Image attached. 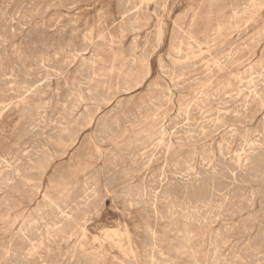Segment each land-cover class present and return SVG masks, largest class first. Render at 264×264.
Masks as SVG:
<instances>
[{"label":"rangeland","instance_id":"rangeland-1","mask_svg":"<svg viewBox=\"0 0 264 264\" xmlns=\"http://www.w3.org/2000/svg\"><path fill=\"white\" fill-rule=\"evenodd\" d=\"M4 1V3L2 2ZM22 1V3H21ZM0 0V264H264V0ZM32 1V2H30ZM46 1V2H44ZM51 1V2H50ZM132 1V2H131ZM145 1V2H144ZM208 1V2H207ZM214 1V2H213ZM217 1V2H216ZM219 1H221L219 3ZM237 1V3H236ZM239 1V2H238ZM39 2V3H37ZM44 2V3H43ZM50 2V6L49 5ZM57 2V3H55ZM67 4H66V3ZM121 4H120V3ZM124 2V3H123ZM129 2V3H128ZM142 2V4H141ZM16 3V4H15ZM19 3V5H18ZM29 3V4H28ZM41 3V4H40ZM118 3V4H117ZM123 3V4H122ZM145 3V4H144ZM213 3V4H212ZM234 3V4H233ZM244 3H246L244 5ZM249 3H255L254 6ZM3 4V5H2ZM8 4V5H7ZM21 4V5H20ZM28 4V5H27ZM44 4V5H42ZM54 4V5H53ZM61 6H60V5ZM129 4V9H128ZM141 4V5H140ZM159 4V5H158ZM23 5V6H22ZM37 6V8L35 7ZM41 5V6H40ZM60 7H59V6ZM123 5V6H122ZM126 5V6H125ZM134 5V6H133ZM210 5V7H209ZM234 7H233V6ZM2 6V7H1ZM17 8H16V7ZM25 6V7H24ZM32 6V7H30ZM45 6V7H43ZM141 6V7H139ZM215 6V7H213ZM239 6V7H238ZM24 7V8H23ZM41 7V8H40ZM51 7V8H50ZM59 7V8H58ZM65 7V8H63ZM139 7V8H138ZM158 7V8H156ZM209 7V8H208ZM7 8V9H6ZM19 8V10H18ZM23 8V9H22ZM40 8V9H38ZM45 8V10H43ZM49 8V9H48ZM68 8V9H67ZM127 8V9H126ZM132 8V9H130ZM142 8V9H141ZM227 8V9H226ZM30 9V10H29ZM35 9V10H34ZM38 9V11H37ZM47 9V10H46ZM56 9V10H53ZM63 9V10H62ZM71 9V11H70ZM138 11H137V10ZM226 9V10H224ZM240 9V10H239ZM5 10V11H4ZM15 10V11H14ZM33 10V11H32ZM136 10V11H135ZM146 10V11H145ZM162 10V11H161ZM190 10V11H188ZM211 12H210V11ZM17 11V13H16ZM19 11V12H18ZM22 11V12H21ZM25 11V12H24ZM31 11V13H30ZM44 11V12H43ZM46 11V12H45ZM135 11V12H134ZM35 12V14H34ZM38 12V13H37ZM214 12V13H213ZM4 13V15H3ZM6 13V14H5ZM10 13V14H9ZM15 13V14H13ZM22 13V14H21ZM24 13V14H23ZM126 13V14H125ZM128 13V14H127ZM187 16H185L186 14ZM220 13V14H219ZM20 14V15H19ZM133 14V15H132ZM157 14V15H156ZM206 14V15H205ZM211 14V15H210ZM39 15V19L38 16ZM45 15V16H44ZM67 15V16H66ZM120 15V16H119ZM124 15V17H123ZM132 15V16H131ZM156 15V16H155ZM5 16V17H4ZM32 16V18H31ZM71 16V17H70ZM147 16V17H146ZM181 16V17H180ZM207 16V17H206ZM209 16V17H208ZM218 16V17H217ZM11 17V18H10ZM27 17V18H26ZM122 17V18H121ZM129 17V18H127ZM136 17V18H135ZM150 17V19H149ZM6 18V19H5ZM14 20H13V19ZM17 18V19H16ZM20 18V19H19ZM34 18V19H33ZM37 18V19H36ZM125 18V19H124ZM131 18V21H130ZM147 18V19H146ZM157 18V19H156ZM201 18V19H200ZM208 18V19H207ZM211 18V20H210ZM4 19V20H3ZM27 19V20H26ZM33 19V20H32ZM96 19V20H95ZM122 19V20H121ZM129 19V20H128ZM138 19V20H137ZM143 19V20H142ZM12 20V21H11ZM25 20V21H23ZM29 20V21H28ZM39 20V21H38ZM59 20V21H58ZM61 20V21H60ZM93 20V22H92ZM133 20V21H132ZM145 20V21H144ZM147 20V21H146ZM185 20V22H184ZM204 20V21H203ZM5 21V22H4ZM14 21V22H13ZM19 21V22H18ZM21 21V22H20ZM32 21L35 24H32ZM136 21L138 24H136ZM182 21L184 23H182ZM211 21V22H210ZM3 24H2V23ZM11 22V23H10ZM13 22V23H12ZM16 22V23H15ZM28 22V23H27ZM39 22V23H37ZM109 22V23H108ZM113 22V24H112ZM130 22V23H129ZM143 22V23H142ZM147 24H145V23ZM159 24H158V23ZM190 22V23H189ZM194 22V23H192ZM196 22V23H195ZM202 22V23H201ZM207 22V24H206ZM46 23V24H44ZM57 23V24H56ZM67 23V24H66ZM111 23V24H110ZM129 23V24H128ZM158 25V28L157 25ZM28 24H30L28 26ZM51 24V25H50ZM71 24V25H70ZM73 24V25H72ZM95 24V26H94ZM133 24V25H132ZM190 24V25H188ZM194 24V25H193ZM197 24V26H196ZM9 25V26H8ZM21 25V26H20ZM26 25V26H25ZM42 25V26H39ZM47 25V26H45ZM54 25V26H53ZM64 25V26H62ZM66 25V26H65ZM69 25V26H68ZM132 25V26H130ZM155 25V27H154ZM175 25V26H174ZM206 25H208L206 27ZM225 25V26H224ZM11 26V28H10ZM56 26V27H55ZM73 26V27H72ZM85 26V28H84ZM106 26V27H105ZM113 26V27H112ZM130 26V27H129ZM134 26V27H133ZM161 26V27H160ZM183 28H182V27ZM227 26V27H226ZM17 27H19L17 29ZM27 27V28H26ZM29 27V29H28ZM59 27V28H57ZM63 27V28H62ZM67 27V28H66ZM125 27V29H124ZM129 27V28H128ZM133 27V28H132ZM197 27V28H196ZM203 27H205L203 29ZM218 27L220 29H218ZM226 27V28H225ZM6 28V29H5ZM13 28V29H12ZM39 30H38V29ZM47 28V29H45ZM69 28V29H68ZM93 28V29H92ZM107 28V29H106ZM160 28V29H159ZM174 28V29H173ZM180 32L179 31V29ZM199 28V29H198ZM12 29V31H11ZM26 29V30H25ZM53 29V31H50ZM79 29V31H78ZM123 29V30H122ZM131 31H130V30ZM161 31V36L157 30ZM189 29V30H188ZM29 30V31H28ZM31 30V31H30ZM39 34L36 33V31ZM49 30V31H48ZM65 30V31H64ZM82 30V31H81ZM98 30V31H97ZM129 30V31H128ZM175 30V31H174ZM204 30V31H203ZM5 31V32H4ZM9 31V32H7ZM11 31V32H10ZM33 31V32H32ZM55 31V32H54ZM61 31V32H60ZM67 31V32H66ZM121 31V32H120ZM125 33H124V32ZM155 31V33H154ZM179 33H178V32ZM7 32V33H6ZM21 32V33H20ZM29 32V33H26ZM50 32V33H49ZM71 32V33H70ZM92 32V33H91ZM101 32V33H100ZM139 32V33H138ZM176 32V33H175ZM6 33V34H5ZM43 33V35H42ZM49 33V34H48ZM58 33V34H57ZM63 33V34H62ZM66 33V34H64ZM78 33V36L76 34ZM88 33V35H87ZM99 33V34H98ZM123 33V34H122ZM131 33V34H130ZM181 33V34H180ZM201 33V34H200ZM13 34V35H12ZM20 34V35H19ZM29 34V35H28ZM33 34V35H32ZM37 34V36L35 35ZM46 34V35H45ZM68 34V35H67ZM70 34V35H69ZM92 34V35H91ZM120 34V36H119ZM172 34V35H171ZM177 34V35H176ZM189 34V36H188ZM205 34V35H204ZM1 35L3 37H1ZM6 39H5V37ZM35 35V36H34ZM41 35V36H40ZM48 35V36H47ZM50 35V37H49ZM82 35V37H81ZM101 35V36H100ZM109 35V36H108ZM124 35V36H123ZM126 35V36H125ZM146 35V36H145ZM153 35V36H152ZM179 35V36H178ZM196 35V37H194ZM200 35V36H199ZM207 35V36H206ZM259 35V36H258ZM17 36V37H16ZM26 36V37H25ZM30 36V37H29ZM44 36V37H43ZM46 36V37H45ZM54 36V38H53ZM58 36V37H57ZM68 36V37H67ZM75 36L77 38H75ZM90 36V37H89ZM136 36V37H135ZM206 36L205 38H202ZM15 37V38H14ZM70 37V38H69ZM73 37V38H72ZM100 37V38H99ZM110 37V38H109ZM138 37V38H137ZM145 37V38H144ZM177 38V40L175 38ZM184 37V38H183ZM188 37H192L198 44ZM201 37V40L200 38ZM256 37V38H255ZM4 38V39H3ZM9 38V39H8ZM20 38V39H19ZM31 41L29 42V39ZM44 38V39H43ZM46 38V39H45ZM61 38V39H60ZM62 38H65L62 40ZM68 38V39H67ZM91 38V39H90ZM109 38V39H108ZM132 38V39H131ZM157 41H156V39ZM159 38V40H158ZM173 38V39H170ZM25 41H24V40ZM28 39V40H27ZM53 39V40H51ZM77 39V40H75ZM83 39V40H82ZM116 39V40H115ZM146 39V40H145ZM185 39V40H184ZM3 40V41H1ZM11 40V41H10ZM35 40V42H34ZM54 40L56 42H54ZM73 42H71V41ZM86 40V41H85ZM97 40V41H96ZM100 40V41H99ZM133 40V41H132ZM154 40V42H153ZM184 40V41H183ZM203 40V41H202ZM206 40V41H205ZM5 41V42H4ZM20 41V42H18ZM27 42V45L25 42ZM33 41V42H32ZM58 41V43H57ZM64 41V42H62ZM83 41V42H82ZM111 41V42H110ZM114 41V42H113ZM144 41V42H143ZM146 41V42H145ZM176 41V42H175ZM182 41V42H181ZM188 43H187V42ZM201 41V42H200ZM205 41V42H204ZM18 42V43H17ZM23 44H22V43ZM42 42V43H41ZM59 42L62 44L60 45ZM75 42V43H74ZM96 42V43H95ZM99 42V43H98ZM118 42V43H117ZM131 42V43H130ZM135 42V43H134ZM156 42V44H155ZM159 42V43H158ZM180 42V43H179ZM184 42V43H183ZM39 47H36V45ZM48 43V44H47ZM53 43V44H50ZM70 44V45H67ZM72 43V44H71ZM77 43V44H76ZM81 43V44H79ZM89 43V44H88ZM93 43V44H92ZM98 43V45H97ZM130 43V44H129ZM145 43V46H144ZM157 43L159 45H157ZM161 43V44H160ZM176 43V44H175ZM4 44V45H3ZM17 44V46H16ZM22 44V45H21ZM44 44V45H43ZM46 44V45H45ZM59 44V46H58ZM95 44V45H94ZM135 44V45H134ZM183 44V45H182ZM186 44V45H184ZM192 44H194L192 46ZM250 44V45H249ZM15 45V46H14ZM43 45V46H41ZM48 45V49L46 50ZM55 45V46H54ZM85 45V46H84ZM87 45V46H86ZM95 47H92V46ZM108 45V46H107ZM173 45V46H171ZM10 46V47H9ZM21 46V47H19ZM66 46V47H65ZM69 46V48H68ZM71 46V47H70ZM79 46L81 48H79ZM129 46H132L129 47ZM136 48H135V47ZM155 46V47H154ZM171 46V47H170ZM178 46L179 48H177ZM191 48H190V47ZM43 47V48H42ZM86 47V48H85ZM93 50H92V48ZM147 47V48H144ZM158 47V49H157ZM184 47V48H182ZM200 47V48H198ZM226 47V48H225ZM241 47V48H240ZM24 48V49H23ZM29 48V49H27ZM34 48V49H33ZM60 48V49H56ZM190 48V49H188ZM240 48L241 50H239ZM9 49V50H8ZM15 52H13L14 50ZM19 49V50H18ZM32 49V50H30ZM55 49V50H54ZM65 49V50H64ZM85 52H84V50ZM97 49V50H96ZM106 49V51H105ZM109 49V50H107ZM134 49V51H133ZM146 49V50H145ZM180 49V52H179ZM21 50V51H20ZM38 50V51H36ZM70 50V51H69ZM77 50V51H75ZM88 50V51H87ZM101 50V51H100ZM134 52H132V51ZM145 50V51H144ZM173 50V51H172ZM178 50V51H177ZM239 50V51H238ZM5 51V52H4ZM18 51V52H17ZM27 51V52H25ZM31 51V52H30ZM33 51V52H32ZM35 51V52H34ZM45 51V52H44ZM53 53H51V52ZM61 51V53H59ZM65 51V52H64ZM72 51V52H71ZM91 51V52H90ZM99 51V52H97ZM177 51V52H176ZM190 51V52H189ZM237 51V52H236ZM48 52V53H47ZM82 52V53H80ZM95 52V54H94ZM97 52V54H96ZM145 52V54H144ZM206 54H205V53ZM208 52V53H207ZM234 52V54H232ZM6 53V54H4ZM17 54V56L15 54ZM20 53V54H19ZM43 53V54H42ZM66 53V54H64ZM76 53V54H75ZM94 55H93V54ZM105 53V54H104ZM181 55H179V54ZM193 53V54H192ZM22 56H19V55ZM25 54V55H24ZM38 54V55H37ZM58 54V55H56ZM65 56H64V55ZM91 54V55H90ZM99 54L101 56H99ZM135 54V55H134ZM150 54V55H148ZM176 54V55H174ZM187 56H184V55ZM231 54V56H230ZM6 55V56H5ZM47 55V56H46ZM55 55V56H54ZM78 55V56H77ZM80 55V56H79ZM105 57L103 58L102 56ZM134 55V56H133ZM142 57H141V56ZM145 55V56H144ZM198 55V57H197ZM234 55V56H233ZM5 56V57H4ZM12 56V57H11ZM43 58L40 59V57ZM90 56H93L90 57ZM149 58H146V57ZM178 56V57H177ZM194 56V57H193ZM228 56V57H227ZM3 57V58H2ZM20 57V58H19ZM24 57V58H23ZM27 57V58H26ZM35 57V58H30ZM38 57V58H37ZM56 57V58H55ZM58 57V58H57ZM90 57V58H88ZM98 57V58H96ZM121 57V58H120ZM145 57V58H143ZM176 57V58H175ZM191 57V58H190ZM233 57V58H232ZM5 58V59H4ZM17 58V59H16ZM19 58V59H18ZM30 61H29V59ZM88 58V59H87ZM106 58V59H105ZM110 58V60H109ZM185 58V59H184ZM188 58V60H187ZM14 59V60H13ZM22 59V60H21ZM35 59V60H34ZM49 59L50 61L48 62ZM56 59V62L55 60ZM83 59V60H80ZM94 59V60H92ZM100 60L98 62V60ZM131 61H130V60ZM142 59V60H141ZM168 59V60H166ZM190 59H193L190 60ZM224 59V60H223ZM226 59V60H225ZM38 60V61H36ZM41 60V61H40ZM54 60V61H53ZM58 60V61H57ZM76 60V62H75ZM80 60V61H79ZM93 62H92V61ZM107 60V61H106ZM118 60L120 62L118 63ZM129 60V61H128ZM14 61V62H13ZM22 63H21V62ZM34 61V62H33ZM36 61V62H35ZM67 61V62H66ZM117 61V62H116ZM181 61V62H180ZM183 61V62H182ZM189 61V63H186ZM219 61L220 69L214 62ZM8 64H6V63ZM9 62V63H8ZM20 62V63H19ZM42 62V63H40ZM61 62V63H60ZM65 62V63H64ZM92 62V63H91ZM101 62V63H100ZM132 62V63H131ZM159 62V63H158ZM162 62V64H160ZM178 64H177V63ZM15 63V64H14ZM28 65H27V64ZM46 63V64H45ZM49 63V64H48ZM71 63V64H69ZM74 63V64H72ZM104 63V64H103ZM117 63V64H116ZM184 63V64H181ZM3 64V65H2ZM23 64V65H20ZM35 64V65H34ZM44 66H43V65ZM57 64V66L55 65ZM61 64L63 66H61ZM80 64V65H79ZM92 64V66H91ZM146 64V65H145ZM150 64V65H149ZM190 66H189V65ZM199 64V65H198ZM17 65V66H16ZM31 65V66H30ZM84 65V66H81ZM95 65V66H93ZM133 65V66H132ZM135 65V66H134ZM145 65V66H144ZM162 65V66H161ZM173 65V66H172ZM193 68H192V66ZM15 66V67H14ZM33 66V67H32ZM67 70H65L66 68ZM87 68H86V67ZM89 66V67H88ZM150 66V67H149ZM183 68H181V67ZM195 66V67H194ZM211 66V67H210ZM19 67V68H18ZM43 67V68H41ZM57 67V68H56ZM69 67V69H68ZM82 67V68H81ZM93 67V68H92ZM164 67V68H163ZM11 68V69H9ZM16 68V69H15ZM54 68V69H51ZM56 68V69H55ZM63 71H61L60 69ZM77 68V69H76ZM86 68V69H85ZM130 68V69H129ZM140 70H139V69ZM6 69V71H5ZM79 69V70H78ZM83 69V70H82ZM90 69V70H88ZM137 69V70H136ZM160 69V70H159ZM210 69V70H209ZM249 69V70H247ZM11 72H9V71ZM13 70V71H12ZM16 72H15V71ZM29 70V71H28ZM47 70V71H46ZM49 70V71H48ZM77 70V71H76ZM103 70V72H102ZM142 70V71H141ZM149 71L148 78L145 77ZM197 70V71H196ZM209 70V71H208ZM17 71H19L17 73ZM26 71V72H25ZM37 71V72H36ZM53 71V72H50ZM89 71V72H88ZM106 71V72H105ZM132 71V72H131ZM137 71V72H136ZM144 71V72H143ZM169 71V72H167ZM174 71V72H172ZM194 73H193V72ZM212 71V72H211ZM4 72V73H3ZM36 72V73H35ZM49 72V73H48ZM62 72V73H61ZM67 72V76L66 73ZM108 72V73H107ZM143 72L141 75L140 73ZM192 72V73H191ZM204 72V73H203ZM216 72V73H215ZM9 73V74H8ZM22 73V74H21ZM27 73V74H26ZM36 75H35V74ZM39 73V74H38ZM43 73V74H41ZM82 73L86 74L83 75ZM134 73V74H133ZM139 73V74H138ZM164 73V74H163ZM167 75H166V74ZM208 73V74H207ZM243 73V74H242ZM18 74H20L18 76ZM56 76H55V75ZM59 74V75H58ZM64 74V75H63ZM77 74V76H75ZM91 74V75H89ZM100 74V75H99ZM105 74H108L105 76ZM126 74V75H125ZM128 74V75H127ZM131 76H130V75ZM158 74V75H157ZM175 74V75H174ZM188 74V75H187ZM203 74V75H202ZM2 75H5L4 77ZM9 75V76H8ZM24 75V76H23ZM31 75V76H30ZM43 75V76H42ZM47 75V76H46ZM63 75V76H62ZM82 75V76H80ZM137 75V78H136ZM172 75V76H170ZM199 75V77H197ZM208 75V76H206ZM210 75V76H209ZM238 75V76H237ZM17 76V77H16ZM41 76V77H40ZM71 76H73L71 78ZM94 76V78H93ZM128 76V77H127ZM135 76V78H134ZM141 76V77H140ZM180 76V77H179ZM185 76V77H184ZM196 76V77H195ZM244 76V77H242ZM263 78H262V77ZM11 77V79L9 78ZM16 77V78H15ZM21 77V78H20ZM25 77V78H24ZM40 77V78H39ZM61 77V78H60ZM69 77V78H68ZM79 77V78H75ZM97 77V78H95ZM103 77V78H102ZM107 77V78H106ZM130 77V78H129ZM162 79H160V78ZM165 77V78H164ZM174 77V78H173ZM193 77V78H192ZM209 77V78H208ZM248 77V78H247ZM258 77L260 79H258ZM18 78V79H17ZM30 80H29V79ZM44 78V79H43ZM47 78V79H46ZM58 78V79H57ZM60 78V79H59ZM81 78V79H80ZM99 78V79H98ZM111 78V81L109 79ZM126 80H123V79ZM135 80H134V79ZM178 78V79H177ZM192 78V80H190ZM204 78V80H203ZM28 79V80H27ZM35 79V80H34ZM43 79V80H42ZM73 81H72V80ZM76 79V80H75ZM104 79V80H103ZM106 79V80H105ZM137 79V80H136ZM138 79L141 81H138ZM145 79V80H144ZM171 79V80H170ZM240 79V80H239ZM257 79V80H256ZM15 80V81H14ZM19 80V81H18ZM22 80V81H21ZM45 80V82H44ZM62 80V81H61ZM64 80V81H63ZM69 80H71L69 82ZM80 80V81H79ZM82 80V81H81ZM94 80V81H93ZM134 80V81H133ZM175 80V82H174ZM179 80V81H178ZM235 80L237 82H235ZM11 81V82H10ZM13 81V82H12ZM39 83H38V82ZM88 81V82H87ZM104 84H103V82ZM107 81V82H106ZM125 81V82H124ZM127 81V82H126ZM137 81V82H136ZM171 81V84H170ZM177 81V82H176ZM187 81V82H186ZM189 81V83H188ZM195 81V82H194ZM263 81V82H262ZM5 82V83H4ZM22 82V83H21ZM26 82V83H23ZM32 82V84H31ZM35 82V84H34ZM74 82L77 84H74ZM78 82V83H77ZM80 82V83H79ZM93 82V83H92ZM184 82L183 84H181ZM11 83V84H10ZM48 83V84H47ZM73 83V85H72ZM89 83V84H88ZM126 83V84H125ZM141 83L140 86L137 84ZM162 83V84H161ZM167 87H166V84ZM193 83V84H192ZM4 84V86H3ZM14 84V85H13ZM40 84V85H39ZM78 84L80 85L79 88ZM82 84V85H81ZM88 84V85H87ZM98 84V85H96ZM129 84V85H128ZM134 84V85H133ZM151 84V86H150ZM180 84V85H179ZM197 84V85H196ZM253 84V85H252ZM12 85V86H11ZM38 85V86H37ZM47 85V86H46ZM55 85V86H54ZM96 85V86H94ZM153 85V86H152ZM157 85V86H156ZM159 85V86H158ZM178 85V86H175ZM193 85V87H191ZM16 86V87H15ZM23 86V87H22ZM58 86V87H57ZM91 86V87H90ZM123 86V88H122ZM174 88H172V87ZM6 87V88H5ZM14 87V90H13ZM25 87V88H24ZM149 87V88H147ZM151 87V88H150ZM153 87V88H152ZM156 87V89L154 88ZM164 87V88H163ZM170 87V88H169ZM176 87V88H175ZM205 87V88H204ZM230 87V88H229ZM23 88V89H22ZM37 88V89H36ZM96 88L98 90H96ZM125 88H131L128 92ZM180 90H179V89ZM184 88V89H183ZM219 88V89H218ZM248 88V89H247ZM17 89V90H16ZM25 89V91H23ZM28 89V90H27ZM44 89V91H43ZM57 89V90H56ZM82 89V90H81ZM94 91H92V90ZM104 89V90H103ZM123 89V90H121ZM146 89V90H145ZM182 89V90H181ZM216 89V90H215ZM222 89V90H221ZM261 89V90H260ZM2 90V91H1ZM6 90V91H5ZM9 90V91H8ZM16 90V91H15ZM33 90V91H32ZM39 92H37V91ZM39 90L43 91L40 92ZM63 90V91H62ZM74 90V91H73ZM121 90V91H120ZM157 90V91H156ZM169 90V93L166 91ZM175 90V91H174ZM227 90V91H226ZM242 90V91H241ZM19 93H18V92ZM50 91V92H49ZM81 91V92H80ZM126 93L124 94L123 93ZM150 91V92H148ZM153 91V92H152ZM178 91V92H177ZM216 91V92H215ZM245 91V92H244ZM25 92V93H24ZM38 94H37V93ZM68 92V93H67ZM85 92V93H83ZM102 94H101V93ZM106 92V93H105ZM120 92V93H119ZM152 92V93H151ZM216 94H214V93ZM226 92V93H225ZM2 93V94H1ZM33 93V94H30ZM60 95H59V94ZM67 93V94H66ZM87 93V94H86ZM98 93V94H96ZM171 93V94H170ZM213 93V94H212ZM220 93V94H219ZM222 93V94H221ZM4 94V95H3ZM8 94V95H7ZM19 94V95H15ZM36 94V96H35ZM45 94V95H42ZM74 94V95H73ZM77 94V96H76ZM162 94V95H161ZM166 94V95H165ZM219 94V95H218ZM58 95V96H57ZM66 95V96H65ZM68 95V96H67ZM85 95V96H84ZM89 95V96H88ZM95 95V96H94ZM113 97V99L111 100ZM161 95V96H160ZM168 95V96H167ZM171 95V96H170ZM203 95V96H202ZM10 96V97H9ZM28 96V97H26ZM39 96V97H38ZM66 98H65V97ZM74 96V98H73ZM101 96V97H100ZM163 96V97H162ZM174 96V97H172ZM183 96V97H182ZM223 98H222V97ZM240 96V97H239ZM251 96V97H250ZM6 98V100L4 98ZM16 97V98H15ZM23 97V98H22ZM32 97V98H29ZM53 97V98H51ZM63 97V98H62ZM87 97V98H86ZM94 97V98H93ZM103 97V98H102ZM116 97V98H114ZM158 99H157V98ZM2 98V99H1ZM15 98V99H14ZM71 98V99H70ZM90 98V100H89ZM106 98V99H105ZM110 98V99H109ZM182 98V102H181ZM202 98V99H201ZM205 98V99H204ZM227 98V99H226ZM21 99V100H20ZM69 101H68V100ZM109 99V100H108ZM125 99V100H124ZM166 103H164L162 100ZM169 99V100H167ZM209 99V100H207ZM215 99V100H213ZM225 99V100H224ZM232 99V100H231ZM236 99V100H235ZM250 99V100H249ZM19 100V101H18ZM48 100V101H47ZM50 100V101H49ZM58 100V101H57ZM66 100V101H65ZM76 102H72V101ZM85 100V102H84ZM131 100V101H130ZM176 100V101H175ZM186 100V101H185ZM192 100V101H191ZM206 100V101H205ZM219 100V101H218ZM249 100V101H247ZM17 101V102H16ZM56 101V102H55ZM79 101V102H78ZM92 101V102H91ZM96 101V102H95ZM162 101V102H161ZM185 101V102H184ZM196 101V102H195ZM202 101V102H201ZM204 101V102H203ZM208 101V102H207ZM214 101V102H213ZM218 101V102H217ZM228 101V104H226ZM245 101V102H243ZM54 102V105H53ZM66 102V103H65ZM94 102V103H93ZM102 102V103H101ZM117 102V103H116ZM150 102V103H148ZM177 102V103H175ZM184 102V103H183ZM206 102V103H205ZM226 102V103H225ZM20 103V104H19ZM38 103V106H36ZM48 103V104H47ZM58 103V105H57ZM73 103V104H72ZM76 103V104H75ZM82 103V104H81ZM91 103V104H90ZM97 105H96V104ZM122 105H120V104ZM124 103V104H122ZM164 103V104H163ZM172 103V104H171ZM198 103V104H196ZM215 103V104H214ZM219 103V104H218ZM230 103V104H229ZM248 103V104H246ZM50 104V105H49ZM71 104V106H69ZM75 104V105H74ZM119 104V105H118ZM147 106H146V105ZM151 104V105H150ZM171 104V105H169ZM190 104V105H189ZM192 104V105H191ZM194 104V105H193ZM209 104V106L206 105ZM211 104V105H210ZM242 104V105H241ZM36 107H34V106ZM45 105V106H44ZM57 105L56 107H54ZM100 105V106H99ZM103 107H102V106ZM145 105V107H144ZM155 105V106H154ZM189 105V106H188ZM200 105V106H198ZM221 105V106H220ZM227 105V106H226ZM240 105V106H239ZM245 105V106H244ZM248 105V106H247ZM29 106V108H28ZM32 108H31V107ZM39 106H42L39 107ZM53 106V107H51ZM78 106V107H77ZM126 106V107H125ZM162 106V107H160ZM168 106V108L166 107ZM185 106V107H184ZM188 108H187V107ZM192 106V107H190ZM196 106V107H194ZM224 106V107H223ZM9 107V108H7ZM26 107V108H25ZM39 107V108H38ZM66 107V109H65ZM68 107V109H67ZM75 107V108H74ZM90 109H87V108ZM93 107V108H92ZM97 109H95V108ZM106 107V108H105ZM120 107V108H119ZM139 107V108H138ZM142 107V108H141ZM151 109H149V108ZM154 107V108H153ZM167 109H166V108ZM190 107V108H189ZM206 107V108H205ZM218 107V108H217ZM221 107V108H220ZM223 107V108H222ZM229 107V108H228ZM243 107V109L241 108ZM245 107V108H244ZM5 108V109H4ZM7 108V109H6ZM21 108V109H20ZM23 108V110H22ZM25 108V109H24ZM39 110H38V109ZM55 108V109H54ZM92 108V109H91ZM185 108V109H182ZM195 108V109H193ZM234 108V109H233ZM16 109V110H15ZM28 109V110H27ZM42 109V110H41ZM45 109V110H44ZM60 109V110H59ZM73 110L71 112V110ZM88 112H86V110ZM149 109V110H148ZM157 109V111H156ZM165 110V111H162ZM182 111H181V110ZM189 109V111H187ZM199 109V112L198 110ZM207 109V110H206ZM215 109V110H214ZM221 109V110H220ZM224 109V110H223ZM8 110V111H7ZM15 112H13V111ZM35 110V111H33ZM49 111V113L47 111ZM54 110V111H53ZM85 110V111H84ZM90 110V112H89ZM110 110V111H109ZM113 110V112H112ZM116 110V111H115ZM119 110V111H118ZM172 110V111H171ZM185 110V112H184ZM197 110V112H194ZM233 110V111H232ZM38 111V112H36ZM64 111V112H62ZM118 111V112H117ZM130 111V112H129ZM133 111V112H132ZM136 111V112H135ZM139 111V112H138ZM156 111V112H153ZM210 111V112H209ZM218 111V112H217ZM230 111V112H229ZM260 111V112H259ZM12 112V114H11ZM27 112V113H26ZM33 113V116L31 114ZM44 112V113H43ZM63 114H60V113ZM69 112V113H68ZM111 112V113H110ZM116 112V113H115ZM123 112V115H122ZM141 112V113H140ZM143 112V113H142ZM158 112V113H157ZM214 112V113H213ZM216 112V113H215ZM225 113L223 115V113ZM226 112L228 115H226ZM7 113L8 116L5 114ZM19 113V114H18ZM23 113V114H22ZM29 113V114H28ZM40 113V114H39ZM42 113V114H41ZM53 113V114H51ZM68 113V114H67ZM71 113V114H70ZM97 113V114H96ZM113 113V114H112ZM130 116H129V114ZM136 113V114H135ZM161 115H160V114ZM177 113H179L177 115ZM183 113V114H182ZM189 115H187V114ZM195 113V114H193ZM197 113V114H196ZM207 113V114H206ZM209 113V114H208ZM222 113V114H220ZM260 113V114H258ZM2 114V115H1ZM5 114V115H4ZM18 114V115H17ZM38 114V115H37ZM55 114V116H54ZM85 114V115H84ZM95 114V116H93ZM133 114V115H132ZM153 114V115H152ZM158 114V116H156ZM169 114V115H166ZM176 114V115H175ZM211 114H213L211 116ZM216 114V115H215ZM232 114V116H231ZM6 117H4V116ZM23 115V116H22ZM25 115V116H24ZM46 120H44V116ZM48 115V116H47ZM53 115V116H51ZM61 115V116H60ZM69 117H68V116ZM81 115V116H79ZM93 122L88 126V117ZM108 115V116H107ZM165 115V116H164ZM187 115V116H186ZM195 115V116H194ZM198 115V116H197ZM202 115V116H201ZM205 115V116H204ZM208 115V116H207ZM246 115V116H245ZM15 116V117H14ZM22 116V117H21ZM28 116V118H27ZM41 116V118L39 117ZM83 116V117H82ZM106 116V117H104ZM111 116V117H110ZM115 118H114V117ZM124 116V118H123ZM128 116V117H127ZM132 116V117H131ZM153 116V119H152ZM167 116V118H166ZM224 116V117H223ZM242 116V117H241ZM244 116V119H243ZM5 119H4V118ZM12 117V119H11ZM36 117V118H35ZM39 117V118H37ZM58 117V118H57ZM65 117V118H64ZM116 119V120H114ZM127 117V118H126ZM132 119H131V118ZM134 117V118H133ZM137 117V118H136ZM143 117V118H142ZM174 117V118H173ZM177 117V118H175ZM185 117V118H184ZM191 118L189 120V118ZM227 117H229L227 119ZM236 117V118H235ZM27 118V119H26ZM34 118V120L32 119ZM136 118V120H134ZM138 118L140 120H138ZM145 118V119H144ZM155 118V119H154ZM164 120H163V119ZM199 118V119H198ZM210 120L208 122V119ZM220 118V119H219ZM227 120H225V119ZM233 120H232V119ZM241 118V120H240ZM22 121H21V120ZM64 119V120H63ZM67 119V120H66ZM82 119V120H79ZM110 121H109V120ZM113 119V121H112ZM119 119V120H117ZM122 119L124 121H122ZM131 119V120H130ZM171 119V120H169ZM174 119V120H173ZM201 119V120H200ZM217 119V121H216ZM224 119V120H223ZM239 119V120H238ZM57 120V121H56ZM61 120V121H60ZM78 120V122H77ZM103 120V121H102ZM108 120V121H105ZM137 120L139 122H137ZM153 120V121H152ZM161 120V121H160ZM163 120V121H162ZM177 120V122H176ZM180 120V121H179ZM187 120V122H186ZM192 120V121H191ZM212 120V121H211ZM262 120V121H261ZM7 121V122H6ZM28 121V122H26ZM37 121V122H36ZM43 121V122H42ZM50 121V123H49ZM64 121V122H63ZM70 121V122H69ZM112 121V122H111ZM115 121V122H114ZM126 121V122H125ZM133 121V122H132ZM135 121V122H134ZM144 121V122H142ZM152 121V122H151ZM174 121V122H173ZM191 121V122H190ZM34 122V124H33ZM56 122V123H55ZM59 124H58V123ZM63 122V123H62ZM80 122V123H79ZM83 122V124H82ZM85 122V123H84ZM131 122V123H130ZM137 122V123H136ZM160 122V123H158ZM176 124H173L175 123ZM185 122V123H184ZM200 122V123H199ZM223 122V124H222ZM260 122V124L258 123ZM41 123V124H40ZM55 123V124H54ZM61 123V124H60ZM78 123V124H76ZM102 123V124H101ZM105 123V124H104ZM117 125H115V124ZM120 125H118V124ZM134 123V124H133ZM144 123V124H143ZM206 123V126H205ZM250 125H249V124ZM3 124V126H2ZM8 124V125H7ZM18 124V125H16ZM27 124V125H26ZM57 124V126H56ZM68 124V125H65ZM85 124V125H84ZM101 124V125H100ZM108 124V125H107ZM132 124V125H130ZM141 124V125H140ZM159 124V125H158ZM173 124V125H172ZM185 124V125H184ZM195 124V125H193ZM201 124V125H199ZM203 124V125H202ZM220 124V125H219ZM14 125V126H10ZM20 125V126H19ZM33 125V126H32ZM36 125V126H35ZM39 125V126H37ZM42 125V126H41ZM47 125V127H46ZM49 125V126H48ZM72 125V126H71ZM128 125V126H127ZM171 125V126H170ZM197 125V126H196ZM199 125V126H198ZM208 125V126H207ZM258 125V126H257ZM17 126V127H16ZM54 126V127H53ZM65 126V127H64ZM76 128L74 129L73 128ZM82 126V127H81ZM115 126V127H114ZM127 126V127H126ZM147 126V128H145ZM169 130H168V128ZM175 128H171V127ZM181 126V127H180ZM188 126V127H187ZM205 126V128L203 127ZM16 127V128H15ZM46 129H45V128ZM71 127V128H70ZM81 127V128H80ZM86 127V129H84ZM111 127V129H110ZM135 127V128H134ZM179 127V128H178ZM185 127V128H184ZM201 127V128H200ZM211 127V129H209ZM214 127V128H212ZM218 127L220 129H218ZM257 127V128H256ZM22 128V129H21ZM29 128V129H28ZM60 128V129H59ZM63 128V129H61ZM65 128V129H64ZM78 128V129H77ZM80 128V129H79ZM98 128V129H97ZM104 130H103V129ZM171 128V129H170ZM191 128V129H190ZM208 128V129H207ZM250 128V129H249ZM263 128V129H262ZM20 129V130H19ZM33 129V130H32ZM41 129V130H40ZM49 129V130H48ZM51 129V130H50ZM54 129V130H53ZM56 129V130H55ZM69 129V130H68ZM108 129L110 131H108ZM118 129V130H117ZM126 129V130H124ZM181 129H183L181 131ZM199 129V130H198ZM215 129V131H214ZM235 129V130H234ZM241 129L240 132H238ZM249 129V131H248ZM262 129V133L261 132ZM3 130V131H2ZM71 130V131H70ZM80 130V131H78ZM83 130V131H81ZM116 133H115V131ZM122 131L121 132L119 131ZM153 130V131H151ZM163 130V131H162ZM175 130V131H174ZM191 130V132H190ZM195 130V131H194ZM198 130V131H197ZM203 130V131H202ZM210 130V131H209ZM232 130V132L230 131ZM7 131V133H6ZM21 131V133L19 132ZM31 134H29L28 132ZM50 133H47L49 132ZM62 133H61V132ZM100 131V132H99ZM105 131V132H104ZM114 131V132H113ZM149 131V132H148ZM163 139L159 142V134ZM173 133L171 134V132ZM177 131V132H176ZM178 131H181L180 133ZM189 131V132H187ZM213 131V133H211ZM230 131V132H229ZM254 133H253V132ZM24 132V133H23ZM45 132V135L43 134ZM69 132V133H68ZM102 132V133H101ZM109 132V133H108ZM167 132V133H165ZM47 133V134H46ZM59 135H58V134ZM68 133V134H67ZM101 133V134H100ZM158 133V134H157ZM178 133V134H177ZM187 133V135H186ZM191 133V134H189ZM226 133V134H225ZM233 133V134H231ZM248 133V134H247ZM15 134V135H14ZM17 134V135H16ZM37 134V136H36ZM55 134V136H54ZM71 134V135H70ZM93 134V136H92ZM96 134V135H95ZM109 134V135H108ZM114 134V136H112ZM118 134V135H117ZM169 134V135H168ZM222 134V135H221ZM228 134V135H227ZM262 134V135H261ZM19 135V136H18ZM35 135V136H34ZM64 135V136H62ZM189 135V136H188ZM208 137V139L205 137ZM230 135V136H229ZM235 135V136H234ZM242 135V136H241ZM246 137H245V136ZM18 136V137H17ZM22 136V137H20ZM24 136V138H23ZM55 139H53V137ZM58 136V137H57ZM69 136V137H68ZM76 142L65 153L62 140ZM101 136V137H100ZM112 136V137H111ZM118 136V137H117ZM121 136V137H120ZM125 136V138H124ZM141 136V138H139ZM145 136V137H144ZM174 136V137H173ZM185 136V138H184ZM187 136V137H186ZM199 136V137H198ZM223 136V137H222ZM17 137V138H16ZM20 137V138H19ZM26 137V138H25ZM28 137V138H27ZM39 137V138H38ZM67 137L69 139H66ZM72 137V138H71ZM98 139H97V138ZM103 137V138H102ZM107 137V138H105ZM111 137V138H110ZM120 137V138H119ZM151 137L154 139H151ZM155 137V138H154ZM158 137V138H157ZM166 137V138H165ZM168 137V138H167ZM176 137V138H175ZM181 137V138H180ZM194 137V138H193ZM200 138V139H197ZM234 137V139H233ZM242 137V138H241ZM9 138V139H7ZM23 138V139H21ZM32 138V139H31ZM36 138V139H35ZM47 138V139H45ZM103 140H102V139ZM109 138V139H108ZM125 140H124V139ZM189 138V139H188ZM216 138V140H215ZM244 138V139H243ZM249 138V139H248ZM260 138V139H259ZM4 139V140H3ZM27 139V141H26ZM45 139V140H44ZM66 139V140H65ZM107 141V145L104 143ZM116 139V140H115ZM127 139V140H126ZM134 139V140H133ZM137 139V140H136ZM148 139V140H147ZM156 139V140H155ZM170 139V140H169ZM197 141H196V140ZM227 139V140H225ZM230 139V142H229ZM254 139V140H253ZM9 140V141H8ZM15 140V141H14ZM28 140H30L28 142ZM48 140V141H47ZM59 140V141H58ZM65 140V141H64ZM98 140V141H97ZM102 140V141H101ZM144 140V142H143ZM152 142L150 143L149 142ZM152 140V141H151ZM174 140V141H173ZM184 140V142H183ZM189 140V143H188ZM214 140V141H213ZM232 140V141H231ZM250 140V142H249ZM253 140V141H252ZM258 142H257V141ZM6 141V142H5ZM20 141V142H19ZM46 143H44V142ZM104 141V142H103ZM142 141V142H141ZM146 141V142H145ZM171 141V142H169ZM256 141V142H255ZM263 141V142H262ZM2 142V143H1ZM15 142V143H14ZM18 142L20 144H18ZM92 142V143H90ZM103 142V145H102ZM121 144H120V143ZM178 142V143H177ZM182 142V143H180ZM194 142V143H193ZM219 142V143H218ZM224 142V143H223ZM241 142L244 144L242 145ZM247 142V143H246ZM5 143L6 145H4ZM8 143V144H7ZM14 143V144H13ZM49 143V144H47ZM136 143V144H135ZM149 143V144H148ZM159 143V144H158ZM226 143V144H225ZM229 143V144H228ZM252 143V144H250ZM13 144V145H12ZM18 144V145H17ZM24 146H23V145ZM38 144V145H37ZM42 144V145H41ZM53 144V145H51ZM86 146H85V145ZM88 144V146H87ZM105 144V145H104ZM145 144V145H142ZM152 144V145H151ZM154 144V145H153ZM158 144V145H157ZM231 144V145H230ZM240 144V148L239 147ZM250 144V145H247ZM4 145V148H3ZM17 145V146H16ZM21 145L23 147H21ZM40 145V146H39ZM47 145V146H46ZM51 145V146H50ZM57 145V146H56ZM114 145V146H113ZM134 145V146H133ZM140 149H138V147ZM164 145V146H163ZM191 145V146H189ZM195 145V146H194ZM205 145H209L208 147ZM212 145V146H211ZM238 145V146H237ZM246 145V146H245ZM256 145V146H255ZM259 147H258V146ZM26 146V147H25ZM37 146V147H36ZM43 146V147H42ZM50 148H49V147ZM84 146V147H83ZM142 146V147H141ZM147 146V147H146ZM149 146V147H148ZM158 146V147H157ZM166 146L170 147L165 151ZM231 146V147H230ZM243 146V147H242ZM250 146V148H249ZM252 146V147H251ZM263 146V148H262ZM19 149H18V148ZM35 147V148H34ZM83 147V148H82ZM132 147V148H131ZM152 147V152L150 151ZM160 147V148H159ZM208 149H207V148ZM220 147V148H219ZM228 147V148H227ZM245 147H248L245 149ZM16 148V149H15ZM57 148V151H56ZM88 148V149H87ZM123 148V150H122ZM130 148V150L128 149ZM144 150H142V149ZM162 148V149H161ZM205 148V149H204ZM219 148V151H218ZM223 150H222V149ZM254 148V149H252ZM13 151H12V150ZM109 149V150H108ZM120 149V150H119ZM150 149V150H149ZM157 149V150H156ZM214 149V150H213ZM239 149V150H237ZM244 149V151H243ZM260 149V150H259ZM9 150V152H7ZM11 150V151H10ZM17 150V151H16ZM23 150V152H22ZM40 150V151H39ZM90 150V151H89ZM147 150V151H146ZM156 150V152H155ZM204 150V151H203ZM206 150V151H205ZM209 150V151H208ZM225 150V151H224ZM254 150V152H253ZM34 151V152H33ZM116 151V152H115ZM127 151V152H124ZM134 153H133V152ZM140 151V152H138ZM146 151V152H145ZM159 151V152H158ZM196 151V152H195ZM203 151V152H202ZM211 151V152H210ZM235 151V152H234ZM237 151V152H236ZM242 151L244 154H242ZM247 151V152H245ZM250 151V152H249ZM4 152V153H3ZM6 152V153H5ZM17 152V154H16ZM43 152V154H42ZM57 152V153H56ZM77 152V153H75ZM88 152V153H86ZM91 152V154H90ZM130 152V153H128ZM135 152L137 154H135ZM162 152V153H160ZM205 152V153H204ZM208 152V153H206ZM226 152V153H225ZM262 152V153H261ZM20 153V154H19ZM25 153V154H24ZM30 157H29V155ZM32 153V154H31ZM40 153V154H39ZM48 153V154H47ZM86 153V154H85ZM123 153V154H122ZM132 153V154H131ZM141 154V156L139 155ZM151 153V154H149ZM156 153V155H154ZM164 153V154H163ZM189 153V154H188ZM192 153V154H191ZM195 153V154H194ZM201 153V155H200ZM214 153V154H213ZM222 153V154H220ZM238 153V154H237ZM241 153V154H240ZM255 153V154H253ZM257 153H259V156ZM8 156H7V155ZM39 154V155H37ZM42 154V155H41ZM54 154V155H53ZM85 154V155H84ZM126 154V155H125ZM147 154V155H146ZM153 154V155H152ZM188 154V155H186ZM211 154V155H210ZM228 154V155H227ZM235 154V155H233ZM253 154V155H252ZM9 158H5L3 156ZM14 155V157H13ZM19 155V156H18ZM79 155V156H78ZM87 155V156H86ZM94 155V156H93ZM100 155V156H99ZM122 157H121V156ZM128 155V156H127ZM149 155V156H148ZM152 155V156H151ZM165 155V156H164ZM176 155V156H175ZM190 155V156H189ZM193 155V156H191ZM205 155V157H204ZM220 155V156H219ZM239 155V156H238ZM16 156H18L16 158ZM39 156V157H38ZM51 164L42 174L44 157ZM126 156V158H124ZM140 156V157H139ZM146 156H148L146 158ZM157 156V157H156ZM160 156V157H159ZM196 156V157H195ZM202 156V157H201ZM209 159H208V157ZM233 156V157H231ZM241 156V157H240ZM252 156V157H251ZM256 156V157H254ZM25 157V159H24ZM29 157V158H27ZM57 157V158H55ZM144 157V158H143ZM155 157V158H154ZM184 157V158H183ZM201 157V158H200ZM226 157H228L226 159ZM241 159H239V158ZM262 157V158H261ZM115 158V159H114ZM117 158V159H116ZM119 158V159H118ZM122 158V159H121ZM124 158V159H123ZM130 158V159H129ZM135 158V159H134ZM136 158L138 160H136ZM143 158V159H142ZM151 158V159H149ZM178 158V159H176ZM181 158V159H180ZM184 160H183V159ZM188 158V159H186ZM234 158V159H233ZM246 158V159H245ZM33 159V161H31ZM85 159V160H84ZM88 159V160H87ZM105 159V161H104ZM133 159V160H132ZM158 159V160H155ZM160 159V160H159ZM164 159V160H163ZM172 159V160H171ZM191 159V160H190ZM202 159V161H201ZM221 159V160H220ZM238 162H236L237 160ZM249 159L251 161H249ZM262 159V160H260ZM24 160V161H23ZM39 160V161H38ZM90 160H93L92 163ZM98 160V161H96ZM107 160V161H106ZM120 162V163H118ZM130 160V161H129ZM167 160V161H166ZM170 160V161H169ZM174 160V161H173ZM186 160V161H185ZM188 160V161H187ZM208 160V161H205ZM220 160V161H219ZM230 160V161H229ZM255 160L254 162H252ZM9 161V162H8ZM17 161V162H16ZM20 161V163H19ZM79 161V162H77ZM81 161V162H80ZM89 161V162H88ZM95 161V162H94ZM125 161V162H123ZM135 161V162H134ZM150 164L148 165V162ZM162 161V162H161ZM166 161V163H165ZM181 161V162H180ZM190 161V163H189ZM194 161V162H191ZM210 161V162H209ZM223 161V162H222ZM225 161V162H224ZM246 161V162H243ZM261 161V163H260ZM4 162V163H3ZM8 162V163H7ZM110 162V163H109ZM123 162V163H122ZM132 162V164L130 163ZM139 164H137V163ZM143 162V163H142ZM147 162V163H146ZM178 162V163H177ZM203 162V163H200ZM222 162V163H221ZM229 162V163H226ZM236 162V163H235ZM252 162V163H249ZM259 162V164H257ZM263 162V164H262ZM25 163V164H24ZM64 163V164H63ZM76 163V164H75ZM113 163V164H111ZM142 163V164H141ZM165 163V164H164ZM174 163V164H173ZM177 163V164H176ZM200 163V164H199ZM208 163V164H207ZM211 165H210V164ZM225 163V164H223ZM245 163V164H244ZM256 163V164H255ZM24 164V166H22ZM30 164V165H29ZM72 164V165H71ZM109 164V165H108ZM119 164V165H118ZM136 164V165H135ZM152 164V166H151ZM155 164V165H154ZM170 164V165H169ZM235 164H240L235 166ZM249 168H248V165ZM17 165V167H16ZM75 165V166H74ZM76 165H78L76 167ZM106 165V166H104ZM108 165V166H107ZM123 165V166H121ZM135 165V166H134ZM179 165V166H178ZM188 165V166H187ZM230 167H229V166ZM233 165V166H232ZM245 165V166H244ZM253 165V166H252ZM258 165V166H257ZM30 166V167H29ZM32 166V167H31ZM128 166V167H127ZM138 166V167H137ZM145 166H148L145 168ZM150 166V167H149ZM168 166V167H167ZM175 166V167H174ZM186 167L187 170H183ZM194 166V167H193ZM211 166V167H210ZM244 166V167H243ZM255 166L257 168H255ZM4 167V168H3ZM9 167V168H8ZM16 169H15V168ZM21 167V168H20ZM73 167V168H72ZM89 169L87 172V168ZM133 170H131L132 168ZM136 167V168H135ZM144 167V168H143ZM165 167V168H162ZM174 167V168H172ZM179 167V168H178ZM181 167V168H180ZM202 167V168H201ZM210 169H209V168ZM235 169H234V168ZM243 167V168H242ZM19 168V169H18ZM27 168V169H26ZM31 168V169H30ZM99 168V170H98ZM118 168V169H117ZM135 168V169H134ZM140 168V169H138ZM142 168V169H141ZM158 168V169H156ZM195 170H194V169ZM204 168V169H203ZM206 168V169H205ZM212 168V169H211ZM223 168V169H221ZM229 168V169H228ZM252 168V169H251ZM262 170H260V169ZM4 169V170H3ZM6 169V170H5ZM22 169V170H21ZM71 172H70V170ZM84 169V170H83ZM86 169V170H85ZM112 169V170H111ZM160 169V170H159ZM168 169V170H167ZM185 169V168H184ZM193 169V170H192ZM201 169V170H200ZM217 169V170H216ZM226 171H225V170ZM231 169V170H230ZM234 169V170H233ZM237 169V170H236ZM239 169V171H238ZM255 169V170H253ZM29 170V171H28ZM55 170V171H54ZM74 170V171H72ZM98 170V171H97ZM105 173H104V171ZM119 172H118V171ZM123 170V171H122ZM129 170V171H128ZM140 170V171H139ZM144 170V171H143ZM148 170V171H147ZM158 170V171H157ZM173 171V173L171 171ZM175 170V171H174ZM200 170V171H199ZM207 170V172H206ZM220 170H222L220 172ZM253 170V171H250ZM13 171V172H12ZM28 171V172H27ZM33 171V172H32ZM38 171V172H37ZM69 171V172H68ZM78 173H77V172ZM97 171V173H96ZM116 171V172H115ZM121 171V172H120ZM128 171V172H127ZM135 171V172H132ZM164 171V172H163ZM182 171V172H181ZM192 171V172H191ZM213 171V172H212ZM218 171V172H217ZM228 171V172H227ZM242 171V173H241ZM247 171V172H245ZM248 171L250 173L248 174ZM259 171V172H258ZM9 172V173H8ZM22 172V173H21ZM57 172V173H56ZM60 172V173H58ZM73 172V173H72ZM100 172V173H99ZM114 178L109 179L107 173ZM123 172V173H122ZM132 172V174H131ZM150 172V173H149ZM157 172V173H156ZM160 176H159V174ZM163 172V175H162ZM187 172V173H186ZM191 172V173H190ZM201 172L202 175L199 173ZM204 172V174H203ZM215 172V173H214ZM227 172L228 176H227ZM234 176H232L233 174ZM256 172V173H255ZM3 173L4 176L1 174ZM5 173H7L5 175ZM12 176H11V174ZM18 173V175L16 174ZM55 173V174H54ZM63 173V174H61ZM78 175H77V174ZM96 175H95V174ZM154 173V174H152ZM156 173V174H155ZM172 173V174H170ZM179 173V174H178ZM185 173V174H184ZM198 173V177H197ZM214 173V174H213ZM221 173V174H218ZM224 173V174H223ZM238 174V176L236 175ZM241 173V175H240ZM246 173V174H244ZM10 174V175H9ZM24 176H23V175ZM67 174V175H66ZM80 174V175H79ZM98 174V176H97ZM118 174V176L116 175ZM122 174V175H121ZM131 174V175H130ZM134 174V175H133ZM139 176H138V175ZM146 174V175H145ZM188 174V175H187ZM207 174V175H206ZM244 174V175H243ZM248 174V175H247ZM254 174V175H252ZM33 175V176H32ZM35 175V176H34ZM57 175V176H56ZM63 175V176H62ZM129 175V176H128ZM156 175V176H155ZM185 175V176H184ZM190 175V176H189ZM200 175V176H199ZM10 177V185L2 184ZM51 176V178L49 177ZM88 176H90L88 178ZM150 176V177H149ZM153 178H152V177ZM155 176V177H154ZM163 176V177H162ZM182 176V177H181ZM204 176V177H203ZM207 176V177H206ZM210 179H209V177ZM214 176V177H213ZM218 176V177H216ZM220 176V177H219ZM227 176V178L225 177ZM229 176L231 178H229ZM249 176V177H247ZM254 176V177H253ZM258 176V178H257ZM26 179H24V178ZM34 179H33V178ZM36 177V178H35ZM60 177V178H59ZM62 177L64 179H62ZM91 177L93 179H91ZM98 177V178H97ZM126 177V178H125ZM130 177V178H129ZM133 179H132V178ZM159 177V179H158ZM167 178V180L165 179ZM173 178V179H170ZM187 177H190V179ZM203 177V178H202ZM214 178V180L212 179ZM245 177V178H242ZM253 177V179H252ZM13 178V179H12ZM38 178V179H37ZM54 178V179H53ZM58 178V182L56 181ZM74 178V179H72ZM96 178V179H94ZM107 178V180L105 179ZM120 178V179H119ZM143 178V179H142ZM156 178V180H155ZM182 178V179H181ZM195 178V179H194ZM198 178V179H197ZM220 178V179H219ZM222 178V179H221ZM242 178V179H241ZM256 184L252 183L249 179ZM23 181H22V180ZM33 179V180H31ZM53 179V180H51ZM76 179V181H74ZM91 181H90V180ZM105 179V180H104ZM109 179V181H108ZM122 179V180H121ZM143 181H142V180ZM147 184H146V182ZM152 179V180H151ZM165 179V180H163ZM177 179V180H176ZM193 179V180H192ZM216 179V180H215ZM218 179V180H217ZM237 179V180H236ZM239 179V181H238ZM261 179V182H260ZM17 182H16V181ZM20 180V182L18 181ZM90 182H89V181ZM93 180V181H92ZM96 180V181H95ZM100 180V181H99ZM119 180L121 184H118ZM130 180V181H128ZM140 180L142 182H140ZM173 180V181H172ZM188 180V181H187ZM195 180V181H194ZM198 180V182H197ZM200 180V181H199ZM225 180V181H224ZM242 182H241V181ZM245 180V182H244ZM25 181V182H24ZM83 181V182H82ZM86 181V182H85ZM96 183H95V182ZM105 181V182H104ZM108 183H107V182ZM123 181V182H122ZM133 181V182H132ZM149 181V182H148ZM163 181V182H162ZM165 181V182H164ZM172 183H171V182ZM176 181V182H175ZM180 181V182H179ZM192 181V182H191ZM194 181V182H193ZM202 181V182H201ZM212 181V182H211ZM221 181V182H220ZM224 181V183H223ZM227 181V182H226ZM235 181V182H234ZM248 181H250L248 183ZM263 181V182H262ZM35 182V183H33ZM66 182V183H65ZM99 182V183H98ZM115 182V183H114ZM140 182V183H139ZM158 182H160L158 184ZM162 182V183H161ZM188 182V184H187ZM190 182V183H189ZM197 182V183H196ZM205 184H204V183ZM233 185H232V183ZM247 182V183H246ZM259 182V183H258ZM18 183V184H17ZM21 183V184H20ZM28 186H27V184ZM83 183V184H82ZM89 197L84 232L66 240H47L55 215L43 211L42 194L56 188H82ZM92 185H91V184ZM98 183V184H97ZM131 183V184H130ZM157 183V185H156ZM174 183V185H173ZM196 183V184H195ZM201 183V184H200ZM203 183V184H202ZM211 183V184H210ZM214 183V184H213ZM219 183V184H216ZM236 183V184H235ZM246 183V184H245ZM252 183V185H251ZM20 184V185H19ZM34 184V188H33ZM36 184V185H35ZM64 184V185H62ZM95 184V186L93 185ZM106 184V185H105ZM115 184V185H114ZM117 184V185H116ZM124 184V185H122ZM137 184V185H136ZM144 184V185H143ZM151 186H150V185ZM155 184V185H153ZM161 184V185H160ZM166 184L168 187H166ZM169 184V185H168ZM215 184L218 186H215ZM221 184V185H220ZM228 184H231L230 186ZM0 185V186H1ZM78 185V187H77ZM143 186L145 189H143ZM148 185V186H146ZM164 185V186H163ZM191 185L196 188V191ZM195 185V186H194ZM200 185V186H197ZM208 187H206V186ZM213 185V187H212ZM220 185V186H219ZM225 185V186H224ZM228 187H227V186ZM236 187H235V186ZM241 185V186H239ZM249 185V186H247ZM254 185V186H253ZM257 185V186H256ZM75 186V187H74ZM128 186V188H127ZM129 186L131 188H129ZM136 186V187H135ZM158 186V187H157ZM161 186L163 188H161ZM175 186H177L175 188ZM178 186H181L178 188ZM187 186L189 189L187 190ZM202 186V187H201ZM204 186V188H203ZM224 186V187H222ZM238 186V187H237ZM15 190H14V188ZM122 187V188H121ZM139 187V188H138ZM168 188V190L166 188ZM171 187V188H170ZM200 187V188H199ZM212 187V188H211ZM217 189L212 190V189ZM227 187V188H226ZM235 187V190H234ZM240 187V188H239ZM18 188V189H17ZM55 188V189H54ZM100 190H99V189ZM102 188V190H101ZM121 188V189H120ZM126 188V189H125ZM138 188V189H136ZM151 188V189H149ZM208 188H210L208 190ZM238 190H237V189ZM255 188V189H253ZM260 188V189H257ZM8 189V190H7ZM13 189V190H12ZM21 189V190H20ZM30 189V190H29ZM37 189V192L34 191ZM53 189V190H51ZM122 192V190H124ZM131 189V190H130ZM142 189V190H141ZM164 189V190H163ZM167 193H166V191ZM181 189V190H180ZM201 189V190H200ZM203 189V190H202ZM220 189H223L220 190ZM230 189V191H229ZM242 189V190H241ZM245 189V190H244ZM12 190V191H11ZM51 192H50V191ZM130 192H128V191ZM133 190V191H132ZM138 190V192H137ZM151 190V191H150ZM163 190V191H162ZM194 190L193 195L191 191ZM200 190V191H199ZM205 190V191H204ZM226 190V192H225ZM237 190V191H236ZM250 194H249V192ZM261 190V192H259ZM8 193H6V192ZM26 191V192H25ZM31 191V192H30ZM100 191V192H98ZM113 191V192H112ZM120 191V192H119ZM136 191V192H135ZM143 191H145L143 193ZM149 193H146V192ZM161 191V192H160ZM173 191V192H172ZM182 193H181V192ZM184 191V192H183ZM186 191V192H185ZM189 191V193H187ZM196 191V192H195ZM205 192V194L203 193ZM207 191V193H206ZM219 191V192H218ZM236 191V192H235ZM240 191V192H239ZM2 192V193H1ZM30 192V193H29ZM102 192V193H101ZM126 192V193H125ZM128 192V193H127ZM134 192V193H133ZM160 192V194H159ZM165 192V193H164ZM179 192L181 195L177 194ZM202 192V194L200 193ZM214 192V193H212ZM239 192V193H238ZM258 192V193H257ZM27 193V194H26ZM55 193V194H54ZM100 193V194H99ZM118 193V194H117ZM130 193V194H129ZM143 193L142 195H140ZM176 193V194H174ZM184 193V195H183ZM197 193V194H196ZM198 193L200 195H198ZM221 193V194H219ZM225 193V194H223ZM227 193V194H226ZM237 193V194H236ZM241 193V194H240ZM243 193V194H242ZM253 193V194H252ZM257 193V194H256ZM5 194V195H4ZM31 194V195H30ZM41 194V195H40ZM114 194V195H113ZM121 194V195H119ZM126 194V196H125ZM135 194V195H134ZM145 194V198H143ZM151 194V195H149ZM163 194V195H161ZM166 194V195H165ZM168 194V195H167ZM173 194V195H172ZM209 197H207V195ZM248 194V195H247ZM261 194V195H260ZM263 194V195H262ZM4 195V196H2ZM7 195V197H6ZM20 195V196H16ZM24 195V196H22ZM119 198L117 199V197ZM131 195V196H129ZM134 195V196H132ZM149 195V196H148ZM202 195V196H201ZM206 195V196H205ZM219 195V197H218ZM229 195V196H228ZM235 195V197L231 196ZM243 195V196H242ZM254 200L253 203L251 200ZM106 196V197H104ZM111 196V197H110ZM115 196V197H114ZM138 196V197H137ZM159 196V197H158ZM164 196V197H163ZM169 196V198H168ZM173 196V197H172ZM179 196V197H177ZM192 196V199L190 198ZM200 196V197H199ZM210 196H212L210 198ZM215 196V197H214ZM225 196V197H224ZM228 196V197H227ZM231 196V197H230ZM238 196V197H237ZM122 199H121V198ZM124 197L126 199H124ZM130 197V198H128ZM154 197V198H153ZM175 197V198H174ZM187 197V198H186ZM204 197V198H203ZM217 197V198H216ZM223 197V198H222ZM249 197V198H248ZM26 198V199H25ZM100 198V199H98ZM106 198V199H105ZM205 198H207L205 200ZM210 198V199H209ZM228 200H225L227 199ZM246 198V199H243ZM248 198V200H247ZM7 199V200H6ZM28 199V200H27ZM96 199V200H95ZM102 199V200H101ZM104 199V200H103ZM117 199V201H115ZM138 199L140 201H138ZM147 200L144 202V200ZM149 199V200H148ZM158 199V200H157ZM165 199V200H164ZM168 199V200H167ZM171 199V200H170ZM186 199V200H185ZM198 199V200H197ZM220 199V200H219ZM235 199V200H234ZM239 199V200H238ZM251 199V200H250ZM130 200V201H129ZM135 200V201H134ZM181 200V201H180ZM192 200V201H191ZM196 200V201H195ZM211 202H209V201ZM213 200V201H212ZM225 202H224V201ZM230 200V201H229ZM242 202L240 203L239 201ZM246 200V201H244ZM250 200V201H249ZM262 200V201H261ZM3 203H2V202ZM13 201V202H12ZM28 201V202H27ZM40 203H37V202ZM97 201V202H96ZM110 203H109V202ZM143 201V202H141ZM156 201V202H155ZM160 201V202H159ZM167 201V202H166ZM186 201V203H185ZM199 201V202H198ZM215 201V202H214ZM220 201V202H219ZM227 201H229V204ZM235 201V202H234ZM6 202V203H5ZM42 202V203H41ZM112 202V203H111ZM126 204H125V203ZM134 202V203H132ZM138 202V203H137ZM156 205H154L155 203ZM170 202V203H169ZM179 202V203H178ZM192 202L197 204H192ZM207 202V203H204ZM244 202V203H243ZM16 203V204H15ZM93 203V204H92ZM104 203V204H102ZM131 203V206L130 204ZM136 203V204H135ZM141 203V205H139ZM149 203V204H148ZM154 203V204H153ZM164 203V204H163ZM215 203V204H214ZM218 203V204H217ZM220 203V204H219ZM227 205H226V204ZM234 203V204H233ZM26 204V205H25ZM99 204V205H98ZM102 204V207H101ZM134 204V205H133ZM138 204V205H137ZM158 204V205H157ZM171 204L170 206H168ZM175 204V205H174ZM183 204L184 206H181ZM191 204V205H189ZM201 204V205H200ZM206 204V205H205ZM210 204V206H209ZM225 204V205H224ZM229 204V205H228ZM247 204V206L245 205ZM263 204V205H262ZM93 205V206H92ZM123 205H125L123 207ZM145 205V206H144ZM148 205H151L147 207ZM164 207H163V206ZM187 207H186V206ZM203 205V206H202ZM223 205V206H222ZM239 205V206H238ZM249 205V206H248ZM252 208H251V206ZM254 205V206H253ZM9 206V207H8ZM42 206V207H41ZM174 206V207H173ZM180 206V207H177ZM190 206V207H189ZM201 206V207H200ZM212 206V208H211ZM214 206V207H213ZM225 206V207H224ZM230 206V207H229ZM262 206V207H261ZM100 207V208H99ZM128 209H127V208ZM156 207V208H155ZM172 207V208H171ZM182 207V208H181ZM186 207V209H185ZM189 207V208H188ZM204 207V208H202ZM221 207H223L221 209ZM231 207L232 210L230 209ZM236 207V208H235ZM239 207V208H238ZM4 208V209H3ZM40 208V209H39ZM91 208V209H90ZM99 208V209H98ZM126 208V209H123ZM143 208V209H142ZM146 208V210H145ZM153 209L152 211L150 210ZM165 208V209H164ZM171 208V209H169ZM175 208V209H174ZM178 208V210H176ZM197 208L199 210H197ZM207 208V209H205ZM215 208V209H214ZM226 208V209H225ZM243 208V209H242ZM246 208V209H245ZM251 208V209H250ZM8 209V210H7ZM13 209V210H12ZM98 209V210H97ZM190 209V210H189ZM201 209V210H200ZM203 209V210H202ZM211 209V211H210ZM217 211V213L214 210ZM220 209V210H219ZM239 209V210H238ZM242 209V210H240ZM262 209V210H261ZM91 210V213L89 212ZM136 210V211H135ZM160 210V211H159ZM170 210V211H169ZM172 210V211H171ZM176 210V212H175ZM184 210V211H183ZM194 210V211H193ZM222 210V211H221ZM224 210V211H223ZM245 210V212L243 211ZM261 210V211H260ZM29 211V213H28ZM36 211V212H35ZM140 211H143L140 213ZM147 211V212H146ZM167 211V212H166ZM189 211V212H188ZM198 211V212H197ZM200 211V212H199ZM203 211V212H202ZM209 211V212H208ZM220 211V212H218ZM227 211V212H226ZM238 211V212H237ZM258 213H257V212ZM18 212V213H17ZM40 214H36V213ZM89 212V213H88ZM126 212V213H125ZM146 212V213H145ZM154 212V213H153ZM158 212V214H157ZM166 214H165V213ZM171 212V213H170ZM211 212V213H210ZM213 212V213H212ZM242 212V213H240ZM261 212V213H259ZM46 213V215H44ZM93 213V214H92ZM144 213V216H143ZM163 213V214H161ZM168 213V214H167ZM181 213V214H180ZM188 213V214H187ZM225 213V214H223ZM231 213L232 215L228 214ZM248 213V214H247ZM252 213L254 215H252ZM35 214V215H33ZM43 214V215H42ZM51 214V215H50ZM97 214V215H95ZM128 214V217H127ZM138 214V216H137ZM142 217L139 218V216ZM148 214V215H147ZM174 214V215H173ZM177 214L182 215L181 217ZM206 214V217H204ZM209 214V215H208ZM237 214V215H236ZM257 214V215H256ZM263 214V215H262ZM39 215V216H38ZM48 215V216H47ZM131 215V216H130ZM153 215V217H152ZM156 215V216H155ZM159 215V216H158ZM188 215V216H187ZM226 215V216H225ZM228 215V216H227ZM249 215V216H248ZM36 216V217H35ZM92 216V217H91ZM170 216V217H169ZM174 216V217H173ZM187 216V217H186ZM190 216V217H189ZM194 216V218L192 217ZM212 216V217H211ZM254 216V217H253ZM256 216V217H255ZM41 217V218H40ZM47 217V218H45ZM49 217V218H48ZM53 217V218H51ZM176 217V218H175ZM183 217V218H182ZM186 217V218H185ZM214 217V218H213ZM228 217V218H227ZM231 217V218H230ZM245 217V218H244ZM263 217V218H262ZM13 218V220H12ZM40 222H39V219ZM51 218V219H50ZM151 218V219H150ZM154 218V219H153ZM158 218V219H157ZM168 218V219H167ZM171 218V220H169ZM181 218V219H180ZM185 218V219H184ZM193 218V221L192 219ZM208 218L211 220H208ZM216 218V219H215ZM218 218V220H217ZM226 218V219H225ZM243 218V219H242ZM254 218V219H253ZM11 219V221H10ZM48 219V220H47ZM50 219V220H49ZM148 219V220H146ZM157 219V220H155ZM169 221H167V220ZM180 219V220H179ZM188 219V221H187ZM190 219V222H189ZM240 219V221H238ZM245 219V220H244ZM253 219V220H252ZM258 219V220H257ZM261 219L263 222H261ZM16 220V221H15ZM142 220V221H141ZM146 220V221H145ZM161 220V221H160ZM173 220V221H172ZM182 220V222H180ZM195 220V221H194ZM214 220V221H213ZM242 220V221H241ZM245 222H244V221ZM248 220V221H246ZM257 222H256V221ZM2 221V222H1ZM13 221V222H12ZM34 221V222H32ZM47 221V222H46ZM144 221V222H143ZM153 221V222H152ZM165 221V222H164ZM179 223H178V222ZM200 221V223H199ZM210 221V222H209ZM217 221V222H216ZM254 221V222H253ZM16 222V223H15ZM37 222V223H36ZM44 222V223H43ZM86 222V223H85ZM176 222V223H175ZM188 222L190 225L188 226ZM196 222V223H195ZM202 222V223H201ZM208 222V223H207ZM229 222V223H228ZM241 222V223H240ZM253 222V226L250 225ZM184 223V225L182 224ZM198 223V224H197ZM211 223V224H210ZM234 223V224H232ZM238 223V224H237ZM240 223V224H239ZM259 223V224H258ZM36 224V225H35ZM41 226H40V225ZM147 224V225H146ZM186 224V225H185ZM194 224V225H191ZM201 226H200V225ZM210 224V225H209ZM223 226H222V225ZM227 224V225H226ZM236 224V225H235ZM246 226H244V225ZM258 224V225H257ZM10 225V226H9ZM13 225V226H12ZM29 225V227H28ZM40 227H39V226ZM43 225V226H42ZM86 225V226H85ZM125 225V226H124ZM150 225V226H149ZM173 228H172V226ZM176 225V226H175ZM178 225V227H177ZM204 227H203V226ZM235 225V227H234ZM250 225V226H249ZM26 226V228H25ZM31 226V227H30ZM148 226V227H146ZM169 226V227H168ZM208 228H207V227ZM229 226V227H228ZM232 226V228H231ZM252 226V227H251ZM262 226L263 228H261ZM8 227H10L8 229ZM37 227V228H35ZM160 227V228H159ZM162 227V228H161ZM176 227V228H175ZM183 227V229H182ZM186 229H185V228ZM202 227V228H201ZM224 227V228H223ZM227 227V228H226ZM244 227V228H243ZM250 227V228H248ZM25 228V229H24ZM34 228V229H33ZM39 228V229H38ZM171 228V229H170ZM180 230H179V229ZM223 228V229H222ZM227 230H226V229ZM231 228V229H230ZM241 228V229H240ZM22 229V232L20 231ZM29 229V230H28ZM42 229H44L42 231ZM160 229V230H159ZM164 229V230H163ZM182 229V230H181ZM185 229V231H183ZM189 229V230H188ZM233 229V232L231 231ZM236 229V231L234 230ZM244 231H243V230ZM35 234H33L32 232ZM39 232L38 233H36ZM88 232H87V231ZM103 230V231H102ZM109 230V231H108ZM118 230V231H117ZM149 230V231H148ZM169 230V232H168ZM173 230V231H172ZM214 230V231H213ZM220 232H219V231ZM221 230H223L221 232ZM248 230V231H247ZM9 231V232H8ZM85 231L87 233H85ZM101 231V232H100ZM108 231V232H107ZM111 231V232H110ZM153 231V232H152ZM168 232L167 234L165 232ZM174 231H177L174 232ZM213 231V232H212ZM229 231L227 234L226 232ZM244 235H243V232ZM246 231V232H245ZM253 231V232H252ZM260 232V234H258ZM8 232V234H7ZM15 232V233H14ZM25 232V233H24ZM103 232V233H102ZM117 235H115V233ZM144 232V233H143ZM188 232L186 247L183 234ZM199 232V233H198ZM235 232H237V235ZM252 232V233H251ZM4 233V234H3ZM22 235H21V234ZM25 235H24V234ZM31 233V236H29ZM44 233V234H43ZM112 233V234H111ZM127 233V234H126ZM146 233V234H145ZM158 233V234H157ZM196 233V234H195ZM217 233V234H216ZM225 233V234H224ZM232 233V234H231ZM235 233V234H234ZM242 233V234H241ZM246 233V234H245ZM250 233V234H249ZM263 233V235H262ZM39 234V235H38ZM84 234V236H83ZM107 235V237L105 235ZM123 234V235H122ZM144 234V235H143ZM195 234V235H194ZM213 236H212V235ZM219 234V235H218ZM224 234V236H223ZM249 234V235H248ZM257 234V236H256ZM5 235V236H4ZM34 235V236H33ZM78 235V236H77ZM128 238H127V236ZM146 235V236H145ZM182 237H181V236ZM198 235V236H197ZM233 235V236H232ZM253 235V236H252ZM262 235V236H261ZM12 236V237H11ZM25 236V237H24ZM29 236V237H28ZM83 236V237H82ZM97 236V237H95ZM110 236V237H109ZM119 236V237H117ZM192 236V237H191ZM217 236V237H215ZM231 236V237H228ZM236 236L235 238H233ZM241 236V237H240ZM243 236V237H242ZM261 236V237H260ZM11 237V238H9ZM19 237V238H18ZM31 237V238H30ZM42 239H40V238ZM58 237V238H57ZM75 237V238H74ZM82 237V238H81ZM85 237V238H84ZM95 237V238H94ZM149 237V238H148ZM213 237V238H212ZM219 237V238H218ZM228 237V238H227ZM239 237V238H238ZM253 237V238H252ZM257 237V238H256ZM18 238V239H17ZM24 240H22V239ZM31 240H30V239ZM36 240H35V239ZM45 238V239H44ZM58 240H57V239ZM99 238V239H98ZM119 238V239H118ZM143 238V239H142ZM155 238V239H154ZM182 240H181V239ZM225 238V239H224ZM230 242H227V239ZM255 238V240H254ZM261 238V241H257ZM8 239V240H7ZM16 239V240H15ZM44 239V240H43ZM75 239V240H74ZM86 239V240H85ZM93 239V240H92ZM100 241V242H98ZM110 239V240H109ZM147 239L151 242H148ZM153 239V240H151ZM158 239V240H157ZM214 239V240H213ZM250 239V240H249ZM7 240V241H6ZM11 240V241H10ZM41 240V241H40ZM46 240V241H45ZM63 240V241H62ZM70 240V241H69ZM80 240L82 242H80ZM161 240V241H160ZM168 242H167V241ZM202 240V242H201ZM205 240V241H204ZM217 240V241H216ZM219 240V241H218ZM225 240V241H224ZM240 240V241H239ZM252 241V243H250ZM6 241V242H5ZM15 241V242H14ZM39 241V243H38ZM51 241V242H50ZM60 241V242H58ZM75 241V242H74ZM102 241V242H101ZM117 241V242H116ZM135 241V242H134ZM221 241V243H220ZM224 241V242H223ZM256 241V242H255ZM17 242V243H16ZM32 244H31V243ZM42 242V243H41ZM73 242V243H72ZM90 242V243H89ZM97 242V243H96ZM105 242V243H104ZM129 242V243H128ZM148 242V243H147ZM163 244H162V243ZM214 242H217L216 244ZM222 242L224 244H222ZM262 242V243H261ZM10 243V244H9ZM50 243V244H49ZM60 243V244H59ZM76 243V244H74ZM80 243V244H79ZM85 245H84V244ZM89 243V245H88ZM95 243V244H94ZM130 245L135 258L125 254ZM142 243V244H141ZM150 243V244H149ZM154 243V245H152ZM170 245H169V244ZM181 243V245H180ZM236 243V245H235ZM248 243V244H247ZM258 243V244H255ZM9 244V245H8ZM16 246H14V245ZM20 244V246L18 245ZM22 244V245H21ZM37 245L35 253L30 252ZM39 244V245H38ZM49 244V246L47 245ZM67 244V246L65 245ZM103 244V246H102ZM158 244V245H157ZM194 244V245H193ZM198 246H197V245ZM203 244V245H202ZM205 244V246H204ZM210 244V245H209ZM252 244V245H251ZM13 245V246H12ZM27 245V246H26ZM31 245V246H30ZM43 248H42V246ZM61 245V246H60ZM71 245V246H70ZM82 247H80V246ZM116 245V246H115ZM153 247H152V246ZM162 245V246H161ZM185 245V246H184ZM193 245V246H192ZM196 245V246H195ZM202 245V247H201ZM215 245V246H214ZM227 245V246H226ZM232 245V246H231ZM243 247H242V246ZM245 245V246H244ZM262 245V246H261ZM8 246V247H7ZM23 246H25L23 248ZM79 246V247H76ZM88 246V247H87ZM127 246V247H126ZM145 246V247H144ZM173 246V247H172ZM177 246V247H176ZM182 246V247H181ZM212 246V247H211ZM218 246V247H217ZM236 246V247H235ZM250 246V248H249ZM254 246V247H252ZM36 247V246H35ZM76 247V248H75ZM85 247V248H84ZM90 247V248H89ZM102 247V248H101ZM144 247V248H142ZM170 247V248H169ZM176 247V248H175ZM195 247V248H194ZM242 247V249H241ZM246 247V248H245ZM10 248V249H9ZM14 248V250H13ZM27 248V249H26ZM48 248V249H46ZM72 248V249H70ZM79 248V249H78ZM84 248V249H83ZM89 248V249H88ZM96 248V249H95ZM101 248V249H100ZM147 248H150L147 250ZM175 248V249H173ZM200 248V249H199ZM212 248V250H211ZM233 248V250H232ZM245 248V250H244ZM257 248V250H256ZM259 248V250H258ZM18 249V250H17ZM21 249L24 251H21ZM41 249V250H39ZM43 249V250H42ZM74 249V250H73ZM76 249V250H75ZM84 251H83V250ZM101 251V254L99 252ZM104 249V251H103ZM143 249V250H142ZM160 249V250H159ZM173 249V250H172ZM178 249H181L180 251ZM183 249V251H182ZM197 249V250H194ZM199 249V251H198ZM221 249V250H215ZM224 249V250H223ZM230 249V250H229ZM235 249V251H234ZM238 249V250H237ZM250 249V250H248ZM262 249V250H260ZM20 250V251H19ZM27 250V252H26ZM82 250V251H81ZM121 250V251H120ZM153 250V251H152ZM156 250V251H155ZM169 250V252H168ZM189 250V251H187ZM9 251V252H8ZM46 251V253H45ZM57 251V252H56ZM64 251V256L62 255ZM66 251V252H65ZM94 251V252H93ZM97 251V252H96ZM103 251V252H102ZM174 251V252H173ZM176 251L179 252L176 253ZM187 251V252H186ZM194 251V252H193ZM216 251V252H215ZM229 251V252H228ZM242 251V254L240 253ZM250 251V252H249ZM252 251V252H251ZM258 253H257V252ZM260 251V252H259ZM263 251V252H261ZM8 252V254H6ZM40 252V253H39ZM53 252V253H50ZM76 252V254H75ZM83 252V253H82ZM88 252V253H87ZM106 252V257H105ZM110 252V253H109ZM167 252V253H165ZM185 252V253H184ZM192 252L196 255L192 254ZM235 252V253H234ZM245 252V253H244ZM255 252V253H254ZM16 253V254H15ZM20 253V254H19ZM23 253V254H21ZM39 253V254H38ZM49 253V254H48ZM59 255L57 256V254ZM74 253V254H73ZM78 253V254H77ZM81 253V254H80ZM109 253V254H108ZM147 253V255H146ZM154 253V254H153ZM159 253V254H158ZM160 253H162L160 255ZM215 253V254H213ZM219 253V254H218ZM227 253V256H226ZM234 253V254H233ZM251 255H250V254ZM262 253V254H261ZM18 254V255H17ZM35 254V255H34ZM46 254V255H45ZM66 254V255H65ZM87 254V255H86ZM91 254V255H90ZM104 254V256H103ZM143 254V255H142ZM173 254V255H171ZM241 254V255H240ZM249 254L248 256L245 255ZM254 254V255H252ZM257 254V255H256ZM5 255V256H4ZM12 257H11V256ZM25 255V256H24ZM83 257H82V256ZM96 255V256H95ZM102 255V256H101ZM111 255V256H108ZM126 257H125V256ZM156 255V256H155ZM158 255V258H157ZM175 255V256H174ZM182 255V256H181ZM211 255V256H210ZM215 255V258L214 256ZM235 255V256H234ZM18 256V257H16ZM23 256V257H21ZM30 256V257H29ZM33 256V257H32ZM47 256V257H46ZM63 256V257H61ZM68 256V257H67ZM78 256V257H77ZM89 258H88V257ZM93 256V257H91ZM98 256V257H97ZM144 256V258H142ZM148 256V257H147ZM174 256V257H173ZM181 256V259L180 257ZM232 256L234 258H232ZM238 256V257H237ZM244 256V257H243ZM263 258H262V257ZM6 260L3 261V259ZM10 257V259H9ZM29 257V258H28ZM39 257V259H38ZM58 257V258H57ZM61 257V258H60ZM72 257V258H71ZM85 257V258H84ZM103 259H102V258ZM105 257V258H104ZM108 257V258H107ZM168 257V258H167ZM211 257H213L211 259ZM231 261H229V259ZM231 257V258H230ZM237 259H236V258ZM19 258V259H18ZM23 258V259H22ZM25 258V259H24ZM33 258V259H32ZM50 258V259H49ZM57 258V259H55ZM77 258V259H76ZM82 258V259H81ZM134 258V259H133ZM147 258V259H146ZM160 258V259H159ZM191 258V259H189ZM208 258V259H207ZM222 258V259H221ZM227 258V259H225ZM240 258V260H238ZM253 258V259H252ZM258 258V259H257ZM262 258V259H261ZM15 259V260H14ZM36 259V260H35ZM71 259V260H69ZM85 259V260H84ZM90 259V261H89ZM95 261H92L94 260ZM103 261H102V260ZM108 259V260H107ZM116 259V260H115ZM163 259V260H162ZM186 259V260H185ZM190 262H189V260ZM211 259V261H210ZM221 259V261H220ZM2 260V261H1ZM14 260V261H13ZM22 260V261H21ZM32 260V262H31ZM45 260V261H44ZM48 262H47V261ZM50 260V261H49ZM59 260V262H58ZM69 260V261H68ZM132 260V261H131ZM166 260V261H164ZM196 260V263L195 261ZM209 260V261H208ZM224 260V261H223ZM252 260V261H250ZM253 260H256L253 262ZM16 261V262H15ZM57 261V263H56ZM61 261V262H60ZM72 261V263H71ZM85 261V262H84ZM98 263H97V262ZM120 261V262H119ZM163 263H162V262ZM173 261V262H172ZM194 263H193V262ZM233 261V262H232ZM235 261V262H234ZM242 261V262H240ZM260 261V262H259ZM2 262V263H1ZM4 262V263H3ZM10 262V263H9ZM14 262V263H13ZM27 262V263H26ZM30 262V263H29ZM46 262V263H45ZM76 262V263H75ZM93 262V263H92ZM116 262V263H115ZM131 262V263H130ZM135 262V263H134ZM240 262V263H239ZM224 263V264H225Z\"/></svg>","mask_w":264,"mask_h":264},{"label":"bare ground","instance_id":"bare-ground-1","mask_svg":"<svg viewBox=\"0 0 264 264\" xmlns=\"http://www.w3.org/2000/svg\"><path fill=\"white\" fill-rule=\"evenodd\" d=\"M16 1H17V0H16ZM24 1H25V0H24ZM24 1H23V2H24ZM57 1H58V0H57ZM73 1H74V0H73ZM119 1H120V0H119ZM124 1H125V0H124ZM140 1H141V0H140ZM147 1H148V0H147ZM243 1H245V0H243ZM251 1H252V0H251ZM2 2L4 3V1H2ZM30 2H32V1H30ZM44 2H46V1H44ZM44 2H43V3H44ZM50 2H51V1H50ZM50 2H49V5H48V6H50ZM120 2H121V1H120ZM120 2H119V3H120ZM125 2H126V1H125ZM131 2H132V1H131ZM144 2H145V1H144ZM207 2H208V1H207ZM213 2H214V1H213ZM216 2H217V1H216ZM220 2H221V1H219V3H220ZM238 2H239V1H238ZM21 3H22V1H21ZM32 3H33V2H32ZM37 3H39V2H37ZM55 3H57V2H55ZM65 3H66V2H65ZM123 3H124V2H123ZM123 3H122V4H123ZM128 3H129V2H128ZM236 3H237V1H236ZM15 4H16V3H15ZM28 4H29V3H28ZM28 4H27V5H28ZM40 4H41V3H40ZM66 4H67V3H66ZM117 4H118V3H117ZM120 4H121V3H120ZM141 4H142V2H141ZM141 4H140V5H141ZM144 4H145V3H144ZM212 4H213V3H212ZM233 4H234V3H233ZM245 4H246V3H244V5H245ZM249 4L252 5V6L255 5V3H249ZM2 5H3V4H2ZM7 5H8V4H7ZM18 5H19V3H18ZM20 5H21V4H20ZM42 5H44V4H42ZM53 5H54V4H53ZM59 5H60V4H59ZM59 5H58V6H59ZM158 5H159V4H158ZM22 6H23V5H22ZM40 6H41V5H40ZM60 6H61V5H60ZM60 6H59V7H60ZM122 6H123V5H122ZM125 6H126V5H125ZM133 6H134V5H133ZM232 6H233V5H232ZM1 7H2V6H1ZM15 7H16V6H15ZM24 7H25V6H24ZM24 7H23V8H24ZM30 7H32V6H30ZM35 7L37 8L36 5H35ZM43 7H45V6H43ZM59 7H58V8H59ZM139 7H141V6H139ZM139 7H138V8H139ZM209 7H210V5H209ZM209 7H208V8H209ZM213 7H215V6H213ZM233 7H234V6H233ZM238 7H239V6H238ZM16 8H17V7H16ZM23 8H22V9H23ZM40 8H41V7H40ZM40 8H38V9H40ZM50 8H51V7H50ZM63 8H65V7H63ZM156 8H158V7H156ZM1 9H2V8H1ZM1 9H0V10H1ZM6 9H7V8H6ZM38 9H37V11H38ZM48 9H49V8H48ZM67 9H68V8H67ZM126 9H127V8H126ZM128 9H129V4H128ZM130 9H132V8H130ZM141 9H142V8H141ZM226 9H227V8H226ZM226 9H224V10H226ZM18 10H19V8H18ZM29 10H30V9H29ZM34 10H35V9H34ZM43 10H45V8H44ZM46 10H47V9H46ZM53 10H56V9H53ZM62 10H63V9H62ZM136 10H137V9H136ZM136 10H135V11H136ZM239 10H240V9H239ZM4 11H5V10H4ZM14 11H15V10H14ZM32 11H33V10H32ZM70 11H71V9H70ZM135 11H134V12H135ZM137 11H138V10H137ZM145 11H146V10H145ZM161 11H162V10H161ZM188 11H190V10H188ZM209 11H210V10H209ZM18 12H19V11H18ZM21 12H22V11H21ZM24 12H25V11H24ZM43 12H44V11H43ZM45 12H46V11H45ZM210 12H211V11H210ZM1 13H2V11H1ZM1 13H0V14H1ZM16 13H17V11H16ZM30 13H31V11H30ZM37 13H38V12H37ZM213 13H214V12H213ZM5 14H6V13H5ZM9 14H10V13H9ZM13 14H15V13H13ZM21 14H22V13H21ZM23 14H24V13H23ZM34 14H35V12H34ZM125 14H126V13H125ZM127 14H128V13H127ZM185 14H186V13H185ZM219 14H220V13H219ZM3 15H4V13H3ZM19 15H20V14H19ZM132 15H133V14H132ZM132 15H131V16H132ZM156 15H157V14H156ZM156 15H155V16H156ZM205 15H206V14H205ZM210 15H211V14H210ZM44 16H45V15H44ZM66 16H67V15H66ZM119 16H120V15H119ZM185 16H187V14H186ZM4 17H5V16H4ZM37 17H38V19H39V15H38ZM70 17H71V16H70ZM123 17H124V15H123ZM146 17H147V16H146ZM180 17H181V16H180ZM206 17H207V16H206ZM208 17H209V16H208ZM217 17H218V16H217ZM10 18H11V17H10ZM26 18H27V17H26ZM31 18H32V16H31ZM121 18H122V17H121ZM127 18H129V17H127ZM135 18H136V17H135ZM5 19H6V18H5ZM12 19H13V18H12ZM16 19H17V18H16ZM19 19H20V18H19ZM33 19H34V18H33ZM33 19H32V20H33ZM36 19H37V18H36ZM124 19H125V18H124ZM146 19H147V18H146ZM149 19H150V17H149ZM156 19H157V18H156ZM200 19H201V18H200ZM207 19H208V18H207ZM0 20H1V19H0ZM3 20H4V19H3ZM13 20H14V19H13ZM26 20H27V19H26ZM95 20H96V19H95ZM121 20H122V19H121ZM128 20H129V19H128ZM137 20H138V19H137ZM142 20H143V19H142ZM210 20H211V18H210ZM11 21H12V20H11ZM23 21H25V20H23ZM28 21H29V20H28ZM38 21H39V20H38ZM58 21H59V20H58ZM60 21H61V20H60ZM130 21H131V18H130ZM132 21H133V20H132ZM144 21H145V20H144ZM146 21H147V20H146ZM203 21H204V20H203ZM4 22H5V21H4ZM13 22H14V21H13ZM13 22H12V23H13ZM18 22H19V21H18ZM20 22H21V21H20ZM92 22H93V20H92ZM184 22H185V20H184ZM184 22L182 21V23H184ZM210 22H211V21H210ZM1 23H2V22H1ZM10 23H11V22H10ZM15 23H16V22H15ZM27 23H28V22H27ZM33 23L35 24V22L32 21V24H33ZM37 23H39V22H37ZM108 23H109V22H108ZM129 23H130V22H129ZM129 23H128V24H129ZM142 23H143V22H142ZM144 23H145V22H144ZM157 23H158V22H157ZM157 23H156V25H157ZM189 23H190V22H189ZM192 23H194V22H192ZM195 23H196V22H195ZM201 23H202V22H201ZM2 24H3V23H2ZM44 24H46V23H44ZM56 24H57V23H56ZM66 24H67V23H66ZM110 24H111V23H110ZM112 24H113V22H112ZM136 24H138L137 21H136ZM145 24H147V23H145ZM158 24H159V23H158ZM206 24H207V22H206ZM29 25H30V24H28V26H29ZM50 25H51V24H50ZM70 25H71V24H70ZM72 25H73V24H72ZM132 25H133V24H132ZM132 25H130V26H132ZM188 25H190V24H188ZM193 25H194V24H193ZM8 26H9V25H8ZM20 26H21V25H20ZM25 26H26V25H25ZM39 26H42V25H39ZM45 26H47V25H45ZM53 26H54V25H53ZM62 26H64V25H62ZM65 26H66V25H65ZM68 26H69V25H68ZM94 26H95V24H94ZM130 26H129V27H130ZM174 26H175V25H174ZM196 26H197V24H196ZM207 26H208V25H206V27H207ZM224 26H225V25H224ZM55 27H56V26H55ZM72 27H73V26H72ZM105 27H106V26H105ZM112 27H113V26H112ZM129 27H128V28H129ZM133 27H134V26H133ZM133 27H132V28H133ZM154 27H155V25H154ZM160 27H161V26H160ZM181 27H182V26H181ZM226 27H227V26H226ZM226 27H225V28H226ZM10 28H11V26H10ZM18 28H19V27H17V29H18ZM26 28H27V27H26ZM57 28H59V27H57ZM62 28H63V27H62ZM66 28H67V27H66ZM84 28H85V26H84ZM156 28H158V25H157ZM182 28H183V27H182ZM196 28H197V27H196ZM204 28H205V27H203V29H204ZM5 29H6V28H5ZM12 29H13V28H12ZM12 29H11V31H12ZM28 29H29V27H28ZM37 29H38V28H37ZM45 29H47V28H45ZM68 29H69V28H68ZM92 29H93V28H92ZM106 29H107V28H106ZM124 29H125V27H124ZM159 29H160V28H159ZM159 29H157V30H159ZM173 29H174V28H173ZM178 29H179V28H178ZM198 29H199V28H198ZM218 29H220V28L218 27ZM25 30H26V29H25ZM38 30H39V29H38ZM122 30H123V29H122ZM129 30H130V29H129ZM129 30H128V31H129ZM188 30H189V29H188ZM11 31H10V32H11ZM28 31H29V30H28ZM30 31H31V30H30ZM35 31H36V30H35ZM48 31H49V30H48ZM50 31H53V29H51ZM64 31H65V30H64ZM78 31H79V29H78ZM81 31H82V30H81ZM97 31H98V30H97ZM130 31H131V30H130ZM174 31H175V30H174ZM179 31H180V29H179ZM203 31H204V30H203ZM0 32H1V31H0ZM4 32H5V31H4ZM7 32H9V31H7ZM7 32H6V33H7ZM32 32H33V31H32ZM54 32H55V31H54ZM60 32H61V31H60ZM66 32H67V31H66ZM79 32H80V31H79ZM120 32H121V31H120ZM123 32H124V31H123ZM157 32H158L159 34H155L154 37H156V35H159V38H160V36H161L162 33H161L160 30L157 31ZM177 32H178V31H177ZM180 32H181V31H180ZM6 33H5V34H6ZM20 33H21V32H20ZM26 33H29V32H26ZM36 33H37V31H36ZM49 33H50V32H49ZM49 33H48V34H49ZM70 33H71V32H70ZM91 33H92V32H91ZM100 33H101V32H100ZM124 33H125V32H124ZM138 33H139V32H138ZM154 33H155V31H154ZM175 33H176V32H175ZM178 33H179V32H178ZM181 33H182V32H181ZM181 33H180V34H181ZM37 34H39V31H38ZM37 34H35V35L37 36ZM57 34H58V33H57ZM62 34H63V33H62ZM64 34H66V33H64ZM98 34H99V33H98ZM122 34H123V33H122ZM130 34H131V33H130ZM200 34H201V33H200ZM12 35H13V34H12ZM19 35H20V34H19ZM28 35H29V34H28ZM32 35H33V34H32ZM35 35H34V36H35ZM42 35H43V33H42ZM45 35H46V34H45ZM67 35H68V34H67ZM69 35H70V34H69ZM87 35H88V33H87ZM91 35H92V34H91ZM171 35H172V34H171ZM176 35H177V34H176ZM204 35H205V34H204ZM40 36H41V35H40ZM47 36H48V35H47ZM76 36H78V33L76 34ZM76 36H75V38H77ZM100 36H101V35H100ZM108 36H109V35H108ZM119 36H120V34H119ZM123 36H124V35H123ZM125 36H126V35H125ZM145 36H146V35H145ZM152 36H153V35H152ZM178 36H179V35H178ZM188 36H189V34H188ZM199 36H200V35H199ZM206 36H207V35H206ZM206 36H203L202 38H205ZM258 36H259V35H258ZM1 37H3V36L1 35ZM4 37H5V35H4ZM16 37H17V36H16ZM25 37H26V36H25ZM29 37H30V36H29ZM43 37H44V36H43ZM45 37H46V36H45ZM49 37H50V35H49ZM57 37H58V36H57ZM67 37H68V36H67ZM81 37H82V35H81ZM89 37H90V36H89ZM135 37H136V36H135ZM194 37H196V35H194ZM14 38H15V37H14ZM36 38H38V36H37ZM53 38H54V36H53ZM69 38H70V37H69ZM72 38H73V37H72ZM82 38H83V37H82ZM99 38H100V37H99ZM109 38H110V37H109ZM109 38H108V39H109ZM137 38H138V37H137ZM144 38H145V37H144ZM159 38H158V40H159ZM174 38H175V37H174ZM183 38H184V37H183ZM199 38H200V40H201V37H199ZM255 38H256V37H255ZM0 39H1V38H0ZM3 39H4V38H3ZM5 39H6V37H5ZM8 39H9V38H8ZM19 39H20V38H19ZM43 39H44V38H43ZM45 39H46V38H45ZM60 39H61V38H60ZM63 39H65V38H62V40H63ZM67 39H68V38H67ZM90 39H91V38H90ZM131 39H132V38H131ZM155 39H156V38H155ZM161 39H162V38H161ZM161 39H160V40H161ZM170 39H173V38H170ZM175 39L177 40V38H175ZM188 39L191 40L190 42L194 41V43H195L197 46H199V44H198V43H197L192 37H188ZM23 40H24V39H23ZM25 40H26V39H25ZM25 40H24V41H25ZM27 40H28V39H27ZM51 40H53V39H51ZM75 40H77V39H75ZM82 40H83V39H82ZM115 40H116V39H115ZM145 40H146V39H145ZM160 40H159V41H160ZM184 40H185V39H184ZM184 40H183V41H184ZM1 41H3V40H1ZM10 41H11V40H10ZM30 41H31V38L29 39V42H30ZM70 41H71V40H70ZM77 41H78V40H77ZM85 41H86V40H85ZM96 41H97V40H96ZM99 41H100V40H99ZM132 41H133V40H132ZM156 41H157V39H156ZM202 41H203V40H202ZM205 41H206V40H205ZM205 41H204V42H205ZM4 42H5V41H4ZM18 42H20V41H18ZM18 42H17V43H18ZM27 42H28V41H26L25 43L27 44ZM32 42H33V41H32ZM34 42H35V40H34ZM54 42H56V41L54 40ZM62 42H64V41H62ZM62 42H61V43L59 42V44L61 45ZM71 42H73V41H71ZM82 42H83V41H82ZM110 42H111V41H110ZM113 42H114V41H113ZM143 42H144V41H143ZM145 42H146V41H145ZM153 42H154V40H153ZM175 42H176V41H175ZM181 42H182V41H181ZM186 42H187V41H186ZM200 42H201V41H200ZM21 43H22V42H21ZM41 43H42V42H41ZM57 43H58V41H57ZM64 43H65V42H64ZM64 43H63V44H64ZM74 43H75V42H74ZM95 43H96V42H95ZM98 43H99V42H98ZM98 43H97V45H98ZM117 43H118V42H117ZM130 43H131V42H130ZM130 43H129V44H130ZM134 43H135V42H134ZM158 43H159V42H158ZM158 43H157V45H159ZM179 43H180V42H179ZM183 43H184V42H183ZM187 43H188V42H187ZM22 44H23V43H22ZM22 44H21V45H22ZM34 44H35V43H34ZM47 44H48V43H47ZM50 44H53V43H50ZM59 44H58V46H59ZM63 44H62V45H63ZM71 44H72V43H71ZM76 44H77V43H76ZM79 44H81V43H79ZM88 44H89V43H88ZM92 44H93V43H92ZM155 44H156V42H155ZM160 44H161V43H160ZM175 44H176V43H175ZM3 45H4V44H3ZM27 45H28V44H27ZM35 45H36V44H35ZM43 45H44V44H43ZM43 45H41V46H43ZM45 45H46V44H45ZM67 45H70V44L67 43ZM94 45H95V44H94ZM134 45H135V44H134ZM182 45H183V44H182ZM184 45H186V44H184ZM193 45H194V44H192V46H193ZM249 45H250V44H249ZM14 46H15V45H14ZM16 46H17V44H16ZM28 46H29V45H28ZM54 46H55V45H54ZM84 46H85V45H84ZM86 46H87V45H86ZM91 46H92V45H91ZM107 46H108V45H107ZM144 46H145V43H144ZM171 46H173V45H171ZM171 46H170V47H171ZM194 46H195V45H194ZM9 47H10V46H9ZM19 47H21V46H19ZM36 47H39V46L36 45ZM65 47H66V46H65ZM70 47H71V46H70ZM92 47H94V46H92ZM92 47H91V48H92ZM129 47L132 48V46H129ZM134 47H135V46H134ZM154 47H155V46H154ZM176 47L179 48L178 46H176ZM189 47H190V46H189ZM195 47H196V46H195ZM0 48H1V47H0ZM42 48H43V47H42ZM68 48H69V46H68ZM79 48H81V47L79 46ZM85 48H86V47H85ZM135 48H136V47H135ZM144 48H147V47H144ZM182 48H184V47H182ZM190 48H191V47H190ZM190 48H188V49H190ZM198 48H200V47H198ZM225 48H226V47H225ZM240 48H241V47H240ZM240 48H238V49L241 50ZM23 49H24V48H23ZM27 49H29V48H27ZM33 49H34V48H33ZM56 49H60V48H56ZM94 49H95V47H94ZM157 49H158V47H157ZM8 50H9V49H8ZM13 50H14V49H13ZM18 50H19V49H18ZM30 50H32V49H30ZM46 50H50V48L48 49V45H47ZM54 50H55V49H54ZM60 50H61V49H60ZM64 50H65V49H64ZM83 50H84V49H83ZM92 50H93V48H92ZM96 50H97V49H96ZM107 50H109V49H107ZM145 50H146V49H145ZM145 50H144V51H145ZM239 50H238V51H239ZM20 51H21V50H20ZM36 51H38V50H36ZM69 51H70V50H69ZM75 51H77V50H75ZM87 51H88V50H87ZM100 51H101V50H100ZM105 51H106V49H105ZM131 51H132V50H131ZM133 51H134V49H133ZM133 51H132V52H133ZM172 51H173V50H172ZM177 51H178V50H177ZM177 51H176V52H177ZM4 52H5V51H4ZM13 52H15V50H14ZM17 52H18V51H17ZM25 52H27V51H25ZM30 52H31V51H30ZM32 52H33V51H32ZM34 52H35V51H34ZM44 52H45V51H44ZM50 52H51V51H50ZM64 52H65V51H64ZM71 52H72V51H71ZM84 52H85V50H84ZM90 52H91V51H90ZM97 52H99V51H97ZM97 52H96V54H97ZM179 52H180V49H179ZM189 52H190V51H189ZM236 52H237V51H236ZM0 53H1V52H0ZM15 53H16V52H15ZM15 53H14V54H15ZM38 53H39V51H38ZM47 53H48V52H47ZM51 53H53V52H51ZM59 53H61V51H60ZM80 53H82V52H80ZM99 53H100V52H99ZM133 53H134V52H133ZM204 53H205V52H204ZM207 53H208V52H207ZM4 54H6V53H4ZM19 54H20V53H19ZM19 54H18V55H19ZM42 54H43V53H42ZM64 54H66V53H64ZM64 54H63V55H64ZM75 54H76V53H75ZM92 54H93V53H92ZM94 54H95V52H94ZM94 54H93V55H94ZM104 54H105V53H104ZM144 54H145V52H144ZM177 54H179V53H177ZM192 54H193V53H192ZM205 54H206V53H205ZM232 54H234V52H233ZM1 55H2V54H1ZM1 55H0V56H1ZM15 55L17 56V54H15ZM24 55H25V54H24ZM37 55H38V54H37ZM56 55H58V54H56ZM90 55H91V54H90ZM101 55H102V54H101ZM101 55L99 54V56H101ZM134 55H135V54H134ZM134 55H133V56H134ZM148 55H150V54H148ZM174 55H176V54H174ZM179 55H181V54H179ZM182 55H184V54H182ZM5 56H6V55H5ZM5 56H4V57H5ZM19 56H22V55H19ZM46 56H47V55H46ZM54 56H55V55H54ZM64 56H65V55H64ZM77 56H78V55H77ZM79 56H80V55H79ZM140 56H141V55H140ZM144 56H145V55H144ZM150 56H151V55H150ZM184 56H187V55H184ZM230 56H231V54H230ZM233 56H234V55H233ZM11 57H12V56H11ZM17 57H18V56H17ZM38 57H40V56H38ZM38 57H37V58H38ZM90 57L93 58V56H90ZM90 57H88V58H90ZM102 57L104 58L105 55L102 56ZM141 57H142V56H141ZM177 57H178V56H177ZM193 57H194V56H193ZM197 57H198V55H197ZM227 57H228V56H227ZM2 58H3V57H2ZM19 58H20V57H19ZM19 58H18V59H19ZM23 58H24V57H23ZM26 58H27V57H26ZM30 58H35V57H30ZM55 58H56V57H55ZM57 58H58V57H57ZM88 58H87V59H88ZM96 58H98V57H96ZM120 58H121V57H120ZM143 58H145V57H143ZM146 58H149V57L147 56ZM175 58H176V57H175ZM190 58H191V57H190ZM232 58H233V57H232ZM4 59H5V58H4ZM16 59H17V58H16ZM28 59H29V58H28ZM40 59H42V61H43V58H42V57H40ZM105 59H106V58H105ZM184 59H185V58H184ZM13 60H14V59H13ZM21 60H22V59H21ZM34 60H35V59H34ZM47 60H48V62L50 61L49 59H47ZM54 60H55V62H56V59H54ZM54 60H53V61H54ZM80 60H83V59H80ZM80 60H79V61H80ZM92 60H94V59H92ZM92 60H91V61H92ZM97 60H98V59H97ZM100 60H101V59H100ZM100 60H98V62H99ZM109 60H110V58H109ZM129 60H130V59H129ZM129 60H128V61H129ZM141 60H142V59H141ZM166 60H168V59H166ZM187 60H188V58H187ZM190 60L193 61V59H190ZM223 60H224V59H223ZM225 60H226V59H225ZM29 61H30V59H29ZM36 61H38V60H36ZM36 61H35V62H36ZM40 61H41V60H40ZM57 61H58V60H57ZM94 61H95V60H94ZM106 61H107V60H106ZM130 61H131V60H130ZM13 62H14V61H13ZM20 62H21V61H20ZM20 62H19V63H20ZM33 62H34V61H33ZM66 62H67V61H66ZM75 62H76V60H75ZM83 62H84V60H83ZM92 62H93V61H92ZM92 62H91V63H92ZM116 62H117V61H116ZM119 62H120V60H118V63H119ZM180 62H181V61H180ZM182 62H183V61H182ZM5 63H6V62H5ZM8 63H9V62H8ZM21 63H22V62H21ZM40 63H42V62H40ZM56 63H57V62H56ZM60 63H61V62H60ZM64 63H65V62H64ZM100 63H101V62H100ZM131 63H132V62H131ZM158 63H159V62H158ZM176 63H177V62H176ZM186 63H189V61L185 62V64H186ZM220 63H221V62H219V61H215V62H214L215 67H216L217 69H220ZM6 64H7V63H6ZM14 64H15V63H14ZM26 64H27V63H26ZM45 64H46V63H45ZM48 64H49V63H48ZM69 64H71V63H69ZM72 64H74V63H72ZM103 64H104V63H103ZM116 64H117V63H116ZM160 64H162V62H161ZM177 64H178V63H177ZM181 64H184V63H181ZM189 64H190V63H189ZM189 64H188V65H189ZM2 65H3V64H2ZM7 65H8V64H7ZM20 65H23V64H20ZM27 65H28V64H27ZM34 65H35V64H34ZM42 65H43V64H42ZM55 65L57 66V64H55ZM79 65H80V64H79ZM145 65H146V64H145ZM145 65H144V66H145ZM149 65H150V64H149ZM162 65H163V64H162ZM162 65H161V66H162ZM198 65H199V64H198ZM16 66H17V65H16ZM30 66H31V65H30ZM43 66H44V65H43ZM61 66H63V65L61 64ZM81 66H84V65H81ZM91 66H92V64H91ZM93 66H95V65H93ZM132 66H133V65H132ZM134 66H135V65H134ZM172 66H173V65H172ZM189 66H190V65H189ZM191 66H192V65H191ZM14 67H15V66H14ZM32 67H33V66H32ZM64 67H65V66H64ZM85 67H86V66H85ZM88 67H89V66H88ZM149 67H150V66H149ZM180 67H181V66H180ZM194 67H195V66H194ZM210 67H211V66H210ZM18 68H19V67H18ZM41 68H43V67H41ZM56 68H57V67H56ZM56 68H55V69H56ZM65 68H66V67H65ZM81 68H82V67H81ZM86 68H87V67H86ZM86 68H85V69H86ZM92 68H93V67H92ZM163 68H164V67H163ZM181 68H183V67H181ZM192 68H193V66H192ZM9 69H11V68H9ZM15 69H16V68H15ZM51 69H54V68H51ZM59 69H60V68H59ZM68 69H69V67H68ZM76 69H77V68H76ZM129 69H130V68H129ZM138 69H139V68H138ZM183 69H184V68H183ZM0 70H1V69H0ZM43 70H44V68H43ZM60 70H61V69H60ZM65 70H67V68H66ZM78 70H79V69H78ZM82 70H83V69H82ZM88 70H90V69H88ZM136 70H137V69H136ZM139 70H140V69H139ZM159 70H160V69H159ZM209 70H210V69H209ZM209 70H208V71H209ZM247 70H249V69H247ZM5 71H6V69H5ZM7 71H9V70H7ZM12 71H13V70H12ZM14 71H15V70H14ZM28 71H29V70H28ZM46 71H47V70H46ZM48 71H49V70H48ZM61 71H62V70H61ZM76 71H77V70H76ZM141 71H142V70H141ZM196 71H197V70H196ZM9 72H11V71H9ZM15 72H16V71H15ZM18 72H19V71H17V73H18ZM25 72H26V71H25ZM36 72H37V71H36ZM36 72H35V73H36ZM50 72H53V71H50ZM62 72H63V71H62ZM62 72H61V73H62ZM88 72H89V71H88ZM102 72H103V70H102ZM105 72H106V71H105ZM131 72H132V71H131ZM136 72H137V71H136ZM143 72H144V71H143ZM143 72H141L140 75H141ZM167 72H169V71H167ZM172 72H174V71H172ZM192 72H193V71H192ZM192 72H191V73H192ZM211 72H212V71H211ZM0 73H1V72H0ZM3 73H4V72H3ZM35 73H34V74H35ZM48 73H49V72H48ZM65 73H66V76H67V72H65ZM107 73H108V72H107ZM174 73H175V72H174ZM193 73H194V72H193ZM203 73H204V72H203ZM215 73H216V72H215ZM1 74H2V73H1ZM8 74H9V73H8ZM21 74H22V73H21ZM26 74H27V73H26ZM38 74H39V73H38ZM41 74H43V73H41ZM82 74H83V75H86V74H84V73H82ZM133 74H134V73H133ZM138 74H139V73H138ZM148 74H149V71L146 70V72H145V74H144L145 77H147ZM163 74H164V73H163ZM165 74H166V73H165ZM207 74H208V73H207ZM242 74H243V73H242ZM19 75H20V74H18V76H19ZM35 75H36V74H35ZM54 75H55V74H54ZM58 75H59V74H58ZM63 75H64V74H63ZM63 75H62V76H63ZM89 75H91V74H89ZM99 75H100V74H99ZM106 75H108V74H105V76H106ZM125 75H126V74H125ZM127 75H128V74H127ZM129 75H130V74H129ZM149 75H150V74H149ZM157 75H158V74H157ZM166 75H167V74H166ZM174 75H175V74H174ZM187 75H188V74H187ZM202 75H203V74H202ZM2 76L4 77L5 75H2ZM8 76H9V75H8ZM20 76H21V75H20ZM23 76H24V75H23ZM30 76H31V75H30ZM42 76H43V75H42ZM46 76H47V75H46ZM55 76H56V75H55ZM75 76H77V74H76ZM80 76H82V75H80ZM130 76H131V75H130ZM141 76H142V75H141ZM141 76H140V77H141ZM170 76H172V75H170ZM206 76H208V75H206ZM209 76H210V75H209ZM237 76H238V75H237ZM16 77H17V76H16ZM16 77H15V78H16ZM40 77H41V76H40ZM40 77H39V78H40ZM72 77H73V76H71V78H72ZM127 77H128V76H127ZM142 77H143V76H142ZM179 77H180V76H179ZM184 77H185V76H184ZM195 77H196V76H195ZM197 77H199V75H198ZM242 77H244V76H242ZM261 77H262V76H261ZM9 78L11 79V77H9ZM20 78H21V77H20ZM24 78H25V77H24ZM60 78H61V77H60ZM60 78H59V79H60ZM68 78H69V77H68ZM75 78H79V77H75ZM93 78H94V76H93ZM95 78H97V77H95ZM102 78H103V77H102ZM106 78H107V77H106ZM129 78H130V77H129ZM134 78H135V76H134ZM134 78H133V79H134ZM136 78H137V75H136ZM147 78H148V77H147ZM159 78H160V77H159ZM164 78H165V77H164ZM173 78H174V77H173ZM192 78H193V77H192ZM192 78H191L190 80H192ZM208 78H209V77H208ZM247 78H248V77H247ZM262 78H263V77H262ZM17 79H18V78H17ZM28 79H29V78H28ZM28 79H27V80H28ZM30 79H31V78H30ZM30 79H29V80H30ZM43 79H44V78H43ZM43 79H42V80H43ZM46 79H47V78H46ZM57 79H58V78H57ZM80 79H81V78H80ZM98 79H99V78H98ZM121 79H123V78H121ZM160 79H162V78H160ZM177 79H178V78H177ZM258 79H260V78L258 77ZM34 80H35V79H34ZM71 80H72V79H71ZM71 80H69V82H70ZM73 80H74V79H73ZM73 80H72V81H73ZM75 80H76V79H75ZM103 80H104V79H103ZM105 80H106V79H105ZM123 80H126V79H123ZM134 80H135V79H134ZM134 80H133V81H134ZM136 80H137V79H136ZM144 80H145V79H144ZM162 80H163V79H162ZM170 80H171V79H170ZM203 80H204V78H203ZM239 80H240V79H239ZM256 80H257V79H256ZM14 81H15V80H14ZM18 81H19V80H18ZM21 81H22V80H21ZM61 81H62V80H61ZM63 81H64V80H63ZM79 81H80V80H79ZM81 81H82V80H81ZM93 81H94V80H93ZM109 81H111V78L109 79ZM138 81H140V80L138 79ZM178 81H179V80H178ZM10 82H11V81H10ZM12 82H13V81H12ZM37 82H38V81H37ZM44 82H45V80H44ZM87 82H88V81H87ZM102 82H103V81H102ZM106 82H107V81H106ZM124 82H125V81H124ZM126 82H127V81H126ZM136 82H137V81H136ZM140 82H141V81H140ZM174 82H175V80H174ZM176 82H177V81H176ZM186 82H187V81H186ZM194 82H195V81H194ZM235 82H237V81L235 80ZM262 82H263V81H262ZM4 83H5V82H4ZM21 83H22V82H21ZM23 83H26V82H23ZM38 83H39V82H38ZM77 83H78V82H77ZM79 83H80V82H79ZM92 83H93V82H92ZM183 83H184V82H182L181 84H183ZM188 83H189V81H188ZM10 84H11V83H10ZM31 84H32V82H31ZM34 84H35V82H34ZM47 84H48V83H47ZM74 84H76V83L74 82ZM88 84H89V83H88ZM88 84H87V85H88ZM103 84H104V82H103ZM125 84H126V83H125ZM161 84H162V83H161ZM165 84H166V83H165ZM170 84H171V81H170ZM192 84H193V83H192ZM13 85H14V84H13ZM39 85H40V84H39ZM72 85H73V83H72ZM76 85H77V84H76ZM81 85H82V84H81ZM96 85H98V84H96ZM96 85H94V86H96ZM128 85H129V84H128ZM133 85H134V84H133ZM140 85H141V83L137 84V86H140ZM179 85H180V84H179ZM196 85H197V84H196ZM252 85H253V84H252ZM3 86H4V84H3ZM11 86H12V85H11ZM37 86H38V85H37ZM46 86H47V85H46ZM54 86H55V85H54ZM79 86H80V85L78 84L77 89L79 88ZM150 86H151V84H150ZM152 86H153V85H152ZM156 86H157V85H156ZM158 86H159V85H158ZM175 86H178V85H175ZM15 87H16V86H15ZM22 87H23V86H22ZM57 87H58V86H57ZM90 87H91V86H90ZM166 87H167V84H166ZM171 87H172V86H171ZM191 87H193V85H192ZM0 88H1V86H0ZM5 88H6V87H5ZM24 88H25V87H24ZM122 88H123V86H122ZM147 88H149V87H147ZM150 88H151V87H150ZM152 88H153V87H152ZM154 88L156 89V87H154ZM163 88H164V87H163ZM169 88H170V87H169ZM172 88H174V87H172ZM175 88H176V87H175ZM204 88H205V87H204ZM229 88H230V87H229ZM1 89H2V88H1ZM22 89H23V88H22ZM36 89H37V88H36ZM98 89H99V88H98ZM98 89L96 88V90H98ZM178 89H179V88H178ZM183 89H184V88H183ZM218 89H219V88H218ZM247 89H248V88H247ZM13 90H14V87H13ZM16 90H17V89H16ZM16 90H15V91H16ZM27 90H28V89H27ZM56 90H57V89H56ZM81 90H82V89H81ZM91 90H92V89H91ZM103 90H104V89H103ZM121 90H123V89H121ZM121 90H120V91H121ZM129 90H131V88H127V89L125 88V91L128 92ZM145 90H146V89H145ZM179 90H180V89H179ZM181 90H182V89H181ZM215 90H216V89H215ZM221 90H222V89H221ZM260 90H261V89H260ZM1 91H2V90H1ZM5 91H6V90H5ZM8 91H9V90H8ZM23 91H25V89H24ZM32 91H33V90H32ZM36 91H37V90H36ZM39 91L43 93L44 89H43V91H41V90H39ZM62 91H63V90H62ZM73 91H74V90H73ZM92 91H94V90H92ZM156 91H157V90H156ZM174 91H175V90H174ZM226 91H227V90H226ZM241 91H242V90H241ZM17 92H18V91H17ZM25 92H27V91H25ZM25 92H24V93H25ZM37 92H38V91H37ZM37 92H36V93H37ZM49 92H50V91H49ZM80 92H81V91H80ZM127 92H126V93H127ZM148 92H150V91H148ZM152 92H153V91H152ZM152 92H151V93H152ZM166 92L169 93V90L166 91ZM177 92H178V91H177ZM215 92H216V91H215ZM244 92H245V91H244ZM18 93H19V92H18ZM38 93H39V92H38ZM38 93H37V94H38ZM67 93H68V92H67ZM67 93H66V94H67ZM83 93H85V92H83ZM100 93H101V92H100ZM105 93H106V92H105ZM119 93H120V92H119ZM123 93H124V91H123ZM126 93H124V94H126ZM213 93H214V92H213ZM213 93H212V94H213ZM225 93H226V92H225ZM1 94H2V93H1ZM30 94H33V93H30ZM58 94H59V93H58ZM86 94H87V93H86ZM96 94H98V93H96ZM101 94H102V93H101ZM170 94H171V93H170ZM214 94H215V93H214ZM219 94H220V93H219ZM219 94H218V95H219ZM221 94H222V93H221ZM3 95H4V94H3ZM7 95H8V94H7ZM15 95H19V94H15ZM42 95H45V94H42ZM59 95H60V94H59ZM73 95H74V94H73ZM98 95H99V94H98ZM161 95H162V94H161ZM161 95H160V96H161ZM165 95H166V94H165ZM215 95H216V94H215ZM35 96H36V94H35ZM57 96H58V95H57ZM65 96H66V95H65ZM65 96H64V97H65ZM67 96H68V95H67ZM76 96H77V94H76ZM84 96H85V95H84ZM88 96H89V95H88ZM94 96H95V95H94ZM109 96H110V98H111V95H109ZM167 96H168V95H167ZM170 96H171V95H170ZM202 96H203V95H202ZM0 97H1V96H0ZM9 97H10V96H9ZM26 97H28V96H26ZM36 97H37V96H36ZM38 97H39V96H38ZM100 97H101V96H100ZM162 97H163V96H162ZM172 97H174V96H172ZM182 97H183V96H182ZM221 97H222V96H221ZM239 97H240V96H239ZM250 97H251V96H250ZM2 98H4V97H2ZM2 98H1V99H2ZM15 98H16V97H15ZM15 98H14V99H15ZM22 98H23V97H22ZM29 98H32V97H29ZM51 98H53V97H51ZM62 98H63V97H62ZM65 98H66V97H65ZM73 98H74V96H73ZM86 98H87V97H86ZM93 98H94V97H93ZM102 98H103V97H102ZM110 98H109V99H110ZM114 98H116V97H114ZM156 98H157V97H156ZM222 98H223V97H222ZM4 99L6 100V98H4ZM32 99H34V98H32ZM70 99H71V98H70ZM105 99H106V98H105ZM109 99H108V100H109ZM112 99H113V97L111 98V100H112ZM157 99H158V98H157ZM201 99H202V98H201ZM204 99H205V98H204ZM226 99H227V98H226ZM20 100H21V99H20ZM67 100H68V99H67ZM89 100H90V98H89ZM124 100H125V99H124ZM161 100H162V99H161ZM167 100H169V99H167ZM207 100H209V99H207ZM213 100H215V99H213ZM224 100H225V99H224ZM231 100H232V99H231ZM235 100H236V99H235ZM249 100H250V99H249ZM249 100H247V101H249ZM18 101H19V100H18ZM47 101H48V100H47ZM49 101H50V100H49ZM57 101H58V100H57ZM65 101H66V100H65ZM68 101H69V100H68ZM70 101H72V100H70ZM130 101H131V100H130ZM162 101H163V100H162ZM162 101H161V102H162ZM164 101H165V100H164ZM164 101H163V102H164ZM175 101H176V100H175ZM185 101H186V100H185ZM185 101H184V102H185ZM191 101H192V100H191ZM205 101H206V100H205ZM218 101H219V100H218ZM218 101H217V102H218ZM16 102H17V101H16ZM55 102H56V101H55ZM72 102H76V100H75V101H72ZM78 102H79V101H78ZM84 102H85V100H84ZM91 102H92V101H91ZM95 102H96V101H95ZM165 102H166V101H165ZM165 102H164V103H165ZM181 102H182V98H181ZM184 102H183V103H184ZM195 102H196V101H195ZM201 102H202V101H201ZM203 102H204V101H203ZM207 102H208V101H207ZM213 102H214V101H213ZM243 102H245V101H243ZM249 102H250V101H249ZM65 103H66V102H65ZM76 103H77V102H76ZM76 103H75V104H76ZM85 103H86V102H85ZM93 103H94V102H93ZM101 103H102V102H101ZM116 103H117V102H116ZM148 103H150V102H148ZM164 103H163V104H164ZM166 103H167V102H166ZM166 103H165V104H166ZM175 103H177V102H175ZM205 103H206V102H205ZM225 103H226V102H225ZM19 104H20V103H19ZM47 104H48V103H47ZM72 104H73V103H72ZM75 104H74V105H75ZM77 104H78V103H77ZM81 104H82V103H81ZM90 104H91V103H90ZM95 104H96V103H95ZM97 104H98V103H97ZM97 104H96V105H97ZM119 104H120V103H119ZM119 104H118V105H119ZM122 104H124V103H122ZM171 104H172V103H171ZM171 104H169V105H171ZM196 104H198V103H196ZM214 104H215V103H214ZM218 104H219V103H218ZM226 104H228V101H227ZM229 104H230V103H229ZM246 104H248V103H246ZM49 105H50V104H49ZM53 105H54V102H53ZM57 105H58V103H57ZM57 105H55L54 107H56ZM120 105H121V104H120ZM145 105H146V104H145ZM145 105H144V107H145ZM147 105H148V104H147ZM147 105H146V106H147ZM150 105H151V104H150ZM189 105H190V104H189ZM189 105H188V106H189ZM191 105H192V104H191ZM193 105H194V104H193ZM205 105H206V104H205ZM207 105L209 106V104H207ZM207 105H206V106H207ZM210 105H211V104H210ZM241 105H242V104H241ZM33 106H34V105H33ZM36 106H38V103H37ZM36 106H34V107H36ZM44 106H45V105H44ZM69 106H71V104H70ZM99 106H100V105H99ZM101 106H102V105H101ZM121 106H122V105H121ZM154 106H155V105H154ZM198 106H200V105H198ZM220 106H221V105H220ZM226 106H227V105H226ZM239 106H240V105H239ZM244 106H245V105H244ZM247 106H248V105H247ZM30 107H31V106H30ZM39 107L42 108V106H39ZM39 107H38V108H39ZM51 107H53V106H51ZM71 107H72V106H71ZM77 107H78V106H77ZM102 107H103V106H102ZM125 107H126V106H125ZM160 107H162V106H160ZM166 107L168 108V106H166ZM166 107H165V108H166ZM184 107H185V106H184ZM186 107H187V106H186ZM190 107H192V106H190ZM190 107H189V108H190ZM194 107H196V106H194ZM223 107H224V106H223ZM223 107H222V108H223ZM7 108H9V107H7ZM7 108H6V109H7ZM25 108H26V107H25ZM25 108H24V109H25ZM28 108H29V106H28ZM31 108H32V107H31ZM38 108H37V109H38ZM74 108H75V107H74ZM92 108H93V107H92ZM92 108H91V109H92ZM94 108H95V107H94ZM105 108H106V107H105ZM119 108H120V107H119ZM138 108H139V107H138ZM141 108H142V107H141ZM148 108H149V107H148ZM153 108H154V107H153ZM167 108H166V109H167ZM187 108H188V107H187ZM205 108H206V107H205ZM217 108H218V107H217ZM220 108H221V107H220ZM228 108H229V107H228ZM241 108L243 109V107H241ZM244 108H245V107H244ZM4 109H5V108H4ZM20 109H21V108H20ZM54 109H55V108H54ZM65 109H66V107H65ZM67 109H68V107H67ZM87 109H90V108L88 107ZM95 109H96V108H95ZM149 109H150V108H149ZM149 109H148V110H149ZM181 109H182V108H181ZM181 109H180V110H181ZM183 109H185V108H183ZM183 109H182V110H183ZM193 109H195V108H193ZM233 109H234V108H233ZM15 110H16V109H15ZM22 110H23V108H22ZM27 110H28V109H27ZM38 110H39V109H38ZM41 110H42V109H41ZM44 110H45V109H44ZM59 110H60V109H59ZM70 110H71V109H70ZM85 110H86V109H85ZM85 110H84V111H85ZM96 110H97V109H96ZM150 110H151V109H150ZM182 110H181V111H182ZM197 110H198V112H199V109H197ZM197 110H195L194 112H197ZM206 110H207V109H206ZM214 110H215V109H214ZM220 110H221V109H220ZM223 110H224V109H223ZM263 110H264V109H263ZM7 111H8V110H7ZM12 111H13V110H12ZM33 111H35V110H33ZM46 111H47V110H46ZM53 111H54V110H53ZM72 111H73V110H71V112H72ZM109 111H110V110H109ZM115 111H116V110H115ZM118 111H119V110H118ZM118 111H117V112H118ZM156 111H157V109H156ZM156 111H154V112H156ZM162 111H165V110L162 109ZM171 111H172V110H171ZM187 111H189V109H187ZM232 111H233V110H232ZM13 112H15V111H13ZM36 112H38V111H36ZM47 112L49 113V111H47ZM62 112H64V111H62ZM62 112H61L60 114H63ZM86 112H88V111L86 110ZM89 112H90V110H89ZM112 112H113V110H112ZM129 112H130V111H129ZM132 112H133V111H132ZM135 112H136V111H135ZM138 112H139V111H138ZM152 112H153V111H152ZM154 112H153V113H154ZM184 112H185V110H184ZM209 112H210V111H209ZM217 112H218V111H217ZM229 112H230V111H229ZM259 112H260V111H259ZM0 113H1V112H0ZM26 113H27V112H26ZM31 113H32V112H31ZM43 113H44V112H43ZM68 113H69V112H68ZM68 113H67V114H68ZM90 113H91V112H90ZM110 113H111V112H110ZM115 113H116V112H115ZM140 113H141V112H140ZM142 113H143V112H142ZM157 113H158V112H157ZM213 113H214V112H213ZM215 113H216V112H215ZM222 113H223V112H222ZM222 113H220V114H222ZM5 114L8 116L7 113H5ZM5 114H4V115H5ZM11 114H12V112H11ZM18 114H19V113H18ZM18 114H17V115H18ZM22 114H23V113H22ZM28 114H29V113H28ZM39 114H40V113H39ZM41 114H42V113H41ZM51 114H53V113H51ZM70 114H71V113H70ZM96 114H97V113H96ZM112 114H113V113H112ZM128 114H129V113H128ZM130 114H131V113H130ZM130 114H129V116H130ZM135 114H136V113H135ZM154 114H155V113H154ZM159 114H160V113H159ZM178 114H179V113H177V115H178ZM182 114H183V113H182ZM186 114H187V113H186ZM193 114H195V113H193ZM196 114H197V113H196ZM206 114H207V113H206ZM208 114H209V113H208ZM224 114H225V113H223V115H224ZM258 114H260V113H258ZM1 115H2V114H1ZM4 115H3V116H4ZM37 115H38V114H37ZM84 115H85V114H84ZM122 115H123V112H122ZM132 115H133V114H132ZM152 115H153V114H152ZM160 115H161V114H160ZM166 115H169V114H166ZM175 115H176V114H175ZM187 115H189V114H187ZM187 115H186V116H187ZM212 115H213V114H211V116H212ZM215 115H216V114H215ZM226 115L229 116V114H227V112H226ZM22 116H23V115H22ZM22 116H21V117H22ZM24 116H25V115H24ZM31 116H33V113L31 114ZM43 116H44V118H45V115H43ZM47 116H48V115H47ZM51 116H53V115H51ZM54 116H55V114H54ZM60 116H61V115H60ZM67 116H68V115H67ZM69 116H70V115H69ZM69 116H68V117H69ZM79 116H81V115H79ZM93 116H95V114H93ZM107 116H108V115H107ZM156 116H158V114H157ZM164 116H165V115H164ZM189 116H190V115H189ZM194 116H195V115H194ZM197 116H198V115H197ZM201 116H202V115H201ZM204 116H205V115H204ZM207 116H208V115H207ZM231 116H232V114H231ZM245 116H246V115H245ZM4 117H6V116H4ZM4 117H3V118H4ZM14 117H15V116H14ZM39 117L41 118V116H39ZM39 117H37V118H39ZM70 117H71V116H70ZM82 117H83V116H82ZM104 117H106V116H104ZM110 117H111V116H110ZM113 117H114V116H113ZM113 117H112V118H113ZM127 117H128V116H127ZM127 117H126V118H127ZM131 117H132V116H131ZM131 117H130V118H131ZM212 117H213V116H212ZM223 117H224V116H223ZM241 117H242V116H241ZM263 117H264V116H263ZM27 118H28V116H27ZM27 118H26V119H27ZM35 118H36V117H35ZM46 118H48V117H46ZM46 118H45L44 120H46ZM57 118H58V117H57ZM64 118H65V117H64ZM114 118H115V117H114ZM114 118H113V119H114ZM123 118H124V116H123ZM133 118H134V117H133ZM136 118H137V117H136ZM136 118H135L134 120H136ZM142 118H143V117H142ZM166 118H167V116H166ZM173 118H174V117H173ZM175 118H177V117H175ZM184 118H185V117H184ZM188 118H189V117H188ZM228 118H229V117H227V119H228ZM235 118H236V117H235ZM4 119H5V118H4ZM11 119H12V117H11ZM28 119H29V118H28ZM32 119L34 120V118H32ZM41 119H42V118H41ZM113 119H112V121H113ZM131 119H132V118H131ZM131 119H130V120H131ZM144 119H145V118H144ZM152 119H153V116H152ZM154 119H155V118H154ZM162 119H163V118H162ZM190 119H191V118H189V120H190ZM198 119H199V118H198ZM207 119H208V118H207ZM219 119H220V118H219ZM224 119H225V118H224ZM224 119H223V120H224ZM227 119H225V120H227ZM231 119H232V118H231ZM243 119H244V116H243ZM20 120H21V119H20ZM63 120H64V119H63ZM66 120H67V119H66ZM78 120H79V119H78ZM78 120H77V122H78ZM80 120H82V119H80ZM80 120H79V121H80ZM108 120H109V119H108ZM108 120H106V121H108ZM114 120H116V119H114ZM117 120H119V119H117ZM138 120H140V119L138 118ZM138 120H137V122H139ZM163 120H164V119H163ZM163 120H162V121H163ZM169 120H171V119H169ZM173 120H174V119H173ZM200 120H201V119H200ZM228 120H229V119H228ZM232 120H233V119H232ZM238 120H239V119H238ZM240 120H241V118H240ZM0 121H1V118H0ZM21 121H22V120H21ZM56 121H57V120H56ZM60 121H61V120H60ZM102 121H103V120H102ZM104 121H105V120H104ZM106 121H105V122H106ZM109 121H110V120H109ZM112 121H111V122H112ZM122 121H124V120L122 119ZM152 121H153V120H152ZM152 121H151V122H152ZM160 121H161V120H160ZM171 121H172V120H171ZM179 121H180V120H179ZM191 121H192V120H191ZM191 121H190V122H191ZM209 121H210V120L208 119V122H209ZM211 121H212V120H211ZM216 121H217V119H216ZM261 121H262V120H261ZM6 122H7V121H6ZM26 122H28V121H26ZM36 122H37V121H36ZM42 122H43V121H42ZM63 122H64V121H63ZM63 122H62V123H63ZM69 122H70V121H69ZM92 122H93V118L90 117V115H89V117H88V123H87L88 126H90V125L92 124ZM114 122H115V121H114ZM125 122H126V121H125ZM132 122H133V121H132ZM134 122H135V121H134ZM137 122H136V123H137ZM142 122H144V121H142ZM173 122H174V121H173ZM176 122H177V120H176ZM176 122L173 123V124H176ZM186 122H187V120H186ZM49 123H50V121H49ZM55 123H56V122H55ZM55 123H54V124H55ZM57 123H58V122H57ZM79 123H80V122H79ZM84 123H85V122H84ZM130 123H131V122H130ZM158 123H160V122H158ZM184 123H185V122H184ZM199 123H200V122H199ZM257 123H258V122H257ZM33 124H34V122H33ZM40 124H41V123H40ZM58 124H59V123H58ZM60 124H61V123H60ZM76 124H78V123H76ZM82 124H83V122H82ZM101 124H102V123H101ZM101 124H100V125H101ZM104 124H105V123H104ZM114 124H115V123H114ZM117 124H118V123H117ZM133 124H134V123H133ZM143 124H144V123H143ZM173 124H172V125H173ZM222 124H223V122H222ZM248 124H249V123H248ZM258 124H260V122H259ZM7 125H8V124H7ZM16 125H18V124H16ZM26 125H27V124H26ZM65 125H68V124H65ZM78 125H79V124H78ZM84 125H85V124H84ZM107 125H108V124H107ZM115 125H116V124H115ZM118 125H120V124H118ZM130 125H132V124H130ZM140 125H141V124H140ZM158 125H159V124H158ZM184 125H185V124H184ZM193 125H195V124H193ZM199 125H201V124H199ZM199 125H198V126H199ZM202 125H203V124H202ZM219 125H220V124H219ZM249 125H250V124H249ZM2 126H3V124H2ZM10 126H14V125H10ZM19 126H20V125H19ZM32 126H33V125H32ZM35 126H36V125H35ZM37 126H39V125H37ZM41 126H42V125H41ZM48 126H49V125H48ZM56 126H57V124H56ZM71 126H72V125H71ZM116 126H117V125H116ZM127 126H128V125H127ZM127 126H126V127H127ZM170 126H171V125H170ZM196 126H197V125H196ZM205 126H206V123H205ZM205 126H203V127L205 128ZM207 126H208V125H207ZM257 126H258V125H257ZM16 127H17V126H16ZM16 127H15V128H16ZM46 127H47V125H46ZM53 127H54V126H53ZM64 127H65V126H64ZM81 127H82V126H81ZM81 127H80V128H81ZM114 127H115V126H114ZM180 127H181V126H180ZM187 127H188V126H187ZM44 128H45V127H44ZM70 128H71V127H70ZM73 128H74V126H73ZM80 128H79V129H80ZM134 128H135V127H134ZM145 128H147V126H146ZM167 128H168V126H167ZM171 128L173 129V128H175V127L173 126V127H171ZM171 128H170V129H171ZM178 128H179V127H178ZM184 128H185V127H184ZM200 128H201V127H200ZM212 128H214V127H212ZM256 128H257V127H256ZM21 129H22V128H21ZM28 129H29V128H28ZM45 129H46V128H45ZM59 129H60V128H59ZM61 129H63V128H61ZM64 129H65V128H64ZM74 129H76V128H74ZM77 129H78V128H77ZM84 129H86V127H85ZM97 129H98V128H97ZM102 129H103V128H102ZM104 129H105V128H104ZM104 129H103V130H104ZM110 129H111V127H110ZM190 129H191V128H190ZM205 129H206V128H205ZM207 129H208V128H207ZM209 129H211V127H210ZM218 129H220V128L218 127ZM249 129H250V128H249ZM249 129H248V131H249ZM262 129H263V128H262ZM262 129H261V132H260V133H262ZM19 130H20V129H19ZM32 130H33V129H32ZM40 130H41V129H40ZM48 130H49V129H48ZM50 130H51V129H50ZM53 130H54V129H53ZM55 130H56V129H55ZM68 130H69V129H68ZM117 130H118V129H117ZM124 130H126V129H124ZM168 130H169V128H168ZM182 130H183V129H181V131H182ZM198 130H199V129H198ZM198 130H197V131H198ZM211 130H212V129H211ZM234 130H235V129H234ZM2 131H3V130H2ZM70 131H71V130H70ZM78 131H80V130H78ZM81 131H83V130H81ZM108 131H110V130L108 129ZM114 131H115V130H114ZM114 131H113V132H114ZM119 131H120L121 134H122V131H121V130H119ZM151 131H153V130H151ZM162 131H163V130H162ZM162 131H161V133L159 134V142H160V143H161V141L164 140V139H163V132H162ZM174 131H175V130H174ZM181 131H178V132L180 133ZM194 131H195V130H194ZM202 131H203V130H202ZM209 131H210V130H209ZM214 131H215V129H214ZM230 131L232 132V130H230ZM230 131H229V132H230ZM240 131H241V129H240L238 132H240ZM19 132L21 133V131H19ZM27 132H28V131H27ZM60 132H61V131H60ZM99 132H100V131H99ZM104 132H105V131H104ZM148 132H149V131H148ZM153 132H154V131H153ZM176 132H177V131H176ZM187 132H189V131H187ZM190 132H191V130H190ZM252 132H253V131H252ZM6 133H7V131H6ZM23 133H24V132H23ZM28 133H29V132H28ZM47 133H50V131L47 132ZM47 133H46V134H47ZM61 133H62V132H61ZM68 133H69V132H68ZM68 133H67V134H68ZM101 133H102V132H101ZM101 133H100V134H101ZM108 133H109V132H108ZM115 133H116V131H115ZM165 133H167V132H165ZM172 133H173V131L171 132V134H172ZM211 133H213V131H212ZM253 133H254V132H253ZM29 134H30V133H29ZM43 134L45 135V132H44ZM57 134H58V133H57ZM157 134H158V133H157ZM177 134H178V133H177ZM189 134H191V133H189ZM225 134H226V133H225ZM231 134H233V133H231ZM247 134H248V133H247ZM14 135H15V134H14ZM16 135H17V134H16ZM30 135H31V134H30ZM58 135H59V134H58ZM70 135H71V134H70ZM95 135H96V134H95ZM108 135H109V134H108ZM117 135H118V134H117ZM122 135H123V134H122ZM168 135H169V134H168ZM186 135H187V133H186ZM221 135H222V134H221ZM227 135H228V134H227ZM261 135H262V134H261ZM1 136H2V135H1ZM1 136H0V137H1ZM18 136H19V135H18ZM18 136H17V137H18ZM34 136H35V135H34ZM36 136H37V134H36ZM54 136H55V134H54ZM62 136H64V135H62ZM92 136H93V134H92ZM112 136H114V134H113ZM112 136H111V137H112ZM188 136H189V135H188ZM204 136H205V135H204ZM229 136H230V135H229ZM234 136H235V135H234ZM241 136H242V135H241ZM244 136H245V135H244ZM17 137H16V138H17ZM20 137H22V136H20ZM20 137H19V138H20ZM51 137H53V136H51ZM57 137H58V136H57ZM68 137H69V136H68ZM100 137H101V136H100ZM111 137H110V138H111ZM117 137H118V136H117ZM120 137H121V136H120ZM120 137H119V138H120ZM144 137H145V136H144ZM173 137H174V136H173ZM186 137H187V136H186ZM198 137H199V136H198ZM198 137H197V139H200V138H198ZM205 137H206V136H205ZM222 137H223V136H222ZM245 137H246V136H245ZM263 137H264V136H263ZM23 138H24V136H23ZM23 138H21V139H23ZM25 138H26V137H25ZM27 138H28V137H27ZM38 138H39V137H38ZM64 138L69 139V138H67V137H64ZM71 138H72V137H71ZM96 138H97V137H96ZM102 138H103V137H102ZM102 138H101V139H102ZM105 138H107V137H105ZM124 138H125V136H124ZM124 138H123V139H124ZM139 138H141V136H140ZM154 138H155V137H154ZM157 138H158V137H157ZM165 138H166V137H165ZM167 138H168V137H167ZM175 138H176V137H175ZM180 138H181V137H180ZM184 138H185V136H184ZM193 138H194V137H193ZM206 138L208 139V137H206ZM241 138H242V137H241ZM7 139H9V138H7ZM31 139H32V138H31ZM35 139H36V138H35ZM45 139H47V138H45ZM45 139H44V140H45ZM53 139H55V137H53ZM66 139H65V140H66ZM97 139H98V138H97ZM108 139H109V138H108ZM151 139H153V138L151 137ZM188 139H189V138H188ZM233 139H234V137H233ZM243 139H244V138H243ZM248 139H249V138H248ZM259 139H260V138H259ZM261 139H264V138H261ZM3 140H4V139H3ZM65 140H64V141H65ZM70 140H71V141H70L69 143H64L62 140H60V141L58 140V141L61 143V147L64 146V147H63L64 149H63V152H62L61 155H65V153L68 151L67 149H68L71 145H73V144L76 142L77 137L75 136L74 138H72V139H70ZM102 140H103V139H102ZM102 140H101V141H102ZM115 140H116V139H115ZM124 140H125V139H124ZM126 140H127V139H126ZM133 140H134V139H133ZM136 140H137V139H136ZM147 140H148V139H147ZM153 140H154V139H153ZM155 140H156V139H155ZM169 140H170V139H169ZM195 140H196V139H195ZM215 140H216V138H215ZM225 140H227V139H225ZM253 140H254V139H253ZM253 140H252V141H253ZM8 141H9V140H8ZM14 141H15V140H14ZM26 141H27V139H26ZM29 141H30V140H28V142H29ZM47 141H48V140H47ZM97 141H98V140H97ZM105 141H106V139H105ZM151 141H152V140H151ZM164 141H166V140H164ZM173 141H174V140H173ZM196 141H197V140H196ZM213 141H214V140H213ZM231 141H232V140H231ZM256 141H257V140H256ZM256 141H255V142H256ZM5 142H6V141H5ZM19 142H20V141H19ZM19 142H18V144H20ZM43 142H44V141H43ZM103 142H104V141H103ZM103 142H102V145H103ZM141 142H142V141H141ZM143 142H144V140H143ZM145 142H146V141H145ZM149 142H150V140H149ZM169 142H171V141H169ZM183 142H184V140H183ZM227 142H228V140H227ZM229 142H230V139H229ZM249 142H250V140H249ZM257 142H258V141H257ZM262 142H263V141H262ZM1 143H2V142H1ZM14 143H15V142H14ZM14 143H13V144H14ZM44 143H46V142H44ZM90 143H92V142H90ZM104 143L107 145V141L104 142ZM119 143H120V142H119ZM150 143H152V142H150ZM177 143H178V142H177ZM180 143H182V142H180ZM184 143H185V142H184ZM188 143H189V140H188ZM193 143H194V142H193ZM218 143H219V142H218ZM223 143H224V142H223ZM246 143H247V142H246ZM3 144L6 145L5 143H3ZM7 144H8V143H7ZM13 144H12V145H13ZM18 144H17V145H18ZM47 144H49V143H47ZM105 144H104V145H105ZM120 144H121V143H120ZM135 144H136V143H135ZM148 144H149V143H148ZM158 144H159V143H158ZM158 144H157V145H158ZM225 144H226V143H225ZM228 144H229V143H228ZM241 144L244 145L245 143L243 144V143L241 142ZM250 144H252V143H250ZM250 144H248V145H250ZM4 145H3V148H4ZM17 145H16V146H17ZM22 145H23V144H22ZM22 145H21V147L24 146V145H23V146H22ZM37 145H38V144H37ZM41 145H42V144H41ZM51 145H53V144H51ZM51 145H50V146H51ZM84 145H85V144H84ZM142 145H145V144H142ZM151 145H152V144H151ZM153 145H154V144H153ZM230 145H231V144H230ZM246 145H247V144H246ZM246 145H245V146H246ZM248 145H247V146H248ZM39 146H40V145H39ZM46 146H47V145H46ZM56 146H57V145H56ZM85 146H86V145H85ZM87 146H88V144H87ZM113 146H114V145H113ZM133 146H134V145H133ZM136 146H137V145H136ZM163 146H164V145H163ZM189 146H191V145H189ZM194 146H195V145H194ZM205 146H207V145H205ZM208 146H209V145H208ZM208 146H207V147H208ZM211 146H212V145H211ZM237 146H238V145H237ZM255 146H256V145H255ZM257 146H258V145H257ZM263 146H264V145H263ZM263 146H262V148H263ZM25 147H26V146H25ZM36 147H37V146H36ZM42 147H43V146H42ZM48 147H49V146H48ZM83 147H84V146H83ZM83 147H82V148H83ZM137 147H138V146H137ZM141 147H142V146H141ZM146 147H147V146H146ZM148 147H149V146H148ZM157 147H158V146H157ZM207 147H206V148H207ZM230 147H231V146H230ZM242 147H243V146H242ZM251 147H252V146H251ZM258 147H259V146H258ZM0 148H2V147H0ZM17 148H18V147H17ZM19 148H20V147H19ZM19 148H18V149H19ZM34 148H35V147H34ZM49 148H50V147H49ZM131 148H132V147H131ZM151 148H152V147H150V149H151ZM159 148H160V147H159ZM169 148H170V147L166 146V148H165L166 153H167V151H169ZM219 148H220V147H219ZM219 148H218V151H219ZM227 148H228V147H227ZM238 148H240V144H239V147H238ZM247 148H248V147H245V149H247ZM249 148H250V146H249ZM15 149H16V148H15ZM87 149H88V148H87ZM128 149L130 150V148H128ZM138 149H140V148L138 147ZM141 149H142V148H141ZM144 149H145V148H144ZM144 149H142V150H144ZM150 149H149V150H150ZM161 149H162V148H161ZM204 149H205V148H204ZM207 149H208V148H207ZM221 149H222V148H221ZM252 149H254V148H252ZM11 150H12V149H11ZM11 150H10V151H11ZM108 150H109V149H108ZM119 150H120V149H119ZM122 150H123V148H122ZM156 150H157V149H156ZM156 150H155V152H156ZM213 150H214V149H213ZM222 150H223V149H222ZM237 150H239V149H237ZM259 150H260V149H259ZM12 151H13V150H12ZM16 151H17V150H16ZM39 151H40V150H39ZM56 151H57V148H56ZM89 151H90V150H89ZM146 151H147V150H146ZM146 151H145V152H146ZM150 151L152 152V149H151ZM203 151H204V150H203ZM203 151H202V152H203ZM205 151H206V150H205ZM208 151H209V150H208ZM224 151H225V150H224ZM243 151H244V149H243ZM7 152H9V150H8ZM22 152H23V150H22ZM33 152H34V151H33ZM57 152H58V151H57ZM57 152H56V153H57ZM115 152H116V151H115ZM124 152H127V151H124ZM132 152H133V151H132ZM138 152H140V151H138ZM138 152H137V153H138ZM158 152H159V151H158ZM169 152H170V151H169ZM195 152H196V151H195ZM210 152H211V151H210ZM234 152H235V151H234ZM236 152H237V151H236ZM240 152H242V151H240ZM245 152H247V151H245ZM249 152H250V151H249ZM253 152H254V150H253ZM3 153H4V152H3ZM5 153H6V152H5ZM75 153H77V152H75ZM86 153H88V152H86ZM86 153H85V154H86ZM128 153H130V152H128ZM133 153H134V152H133ZM137 153L135 152V154H137ZM152 153H153V152H152ZM160 153H162V152H160ZM204 153H205V152H204ZM206 153H208V152H206ZM225 153H226V152H225ZM261 153H262V152H261ZM16 154H17V152H16ZM19 154H20V153H19ZM24 154H25V153H24ZM31 154H32V153H31ZM39 154H40V153H39ZM39 154H37V155H39ZM42 154H43V152H42ZM42 154H41V155H42ZM47 154H48V153H47ZM85 154H84V155H85ZM90 154H91V152H90ZM122 154H123V153H122ZM131 154H132V153H131ZM149 154H151V153H149ZM163 154H164V153H163ZM167 154H168V153H167ZM188 154H189V153H188ZM188 154H186V155H188ZM191 154H192V153H191ZM194 154H195V153H194ZM213 154H214V153H213ZM220 154H222V153H220ZM237 154H238V153H237ZM240 154H241V153H240ZM242 154H244V153L242 152ZM253 154H255V153H253ZM253 154H252V155H253ZM257 154H258V155H256V156H259V153H257ZM6 155H7V154H6ZM8 155H9V154H8ZM8 155H7V156H8ZM28 155H29V153H28ZM53 155H54V154H53ZM125 155H126V154H125ZM139 155L141 156L140 153H139ZM146 155H147V154H146ZM152 155H153V154H152ZM152 155H151V156H152ZM154 155H156V153H155ZM200 155H201V153H200ZM210 155H211V154H210ZM227 155H228V154H227ZM233 155H235V154H233ZM2 156H3V155H2ZM7 156H6V157H7ZM18 156H19V155H18ZM18 156H16V158H17ZM78 156H79V155H78ZM86 156H87V155H86ZM93 156H94V155H93ZM99 156H100V155H99ZM120 156H121V155H120ZM122 156H123V155H122ZM122 156H121V157H122ZM127 156H128V155H127ZM140 156H139V157H140ZM148 156H149V155H148ZM148 156H146V158H147ZM164 156H165V155H164ZM175 156H176V155H175ZM189 156H190V155H189ZM191 156H193V155H191ZM219 156H220V155H219ZM235 156H236V155H235ZM238 156H239V155H238ZM256 156H254V157H256ZM263 156H264V155H263ZM3 157H5V156H3ZM6 157H5V158H6ZM13 157H14V155H13ZM29 157H30V155H29ZM29 157H27V158H29ZM38 157H39V156H38ZM156 157H157V156H156ZM159 157H160V156H159ZM193 157H194V156H193ZM195 157H196V156H195ZM201 157H202V156H201ZM201 157H200V158H201ZM204 157H205V155H204ZM207 157H208V156H207ZM231 157H233V156H231ZM240 157H241V156H240ZM251 157H252V156H251ZM7 158H9V157H7ZM7 158H6V159H7ZM55 158H57V157H55ZM124 158H126V156H125ZM124 158H123V159H124ZM143 158H144V157H143ZM143 158H142V159H143ZM154 158H155V157H154ZM183 158H184V157H183ZM183 158H182V159H183ZM227 158H228V157H226V159H227ZM238 158H239V157H238ZM261 158H262V157H261ZM24 159H25V157H24ZM57 159H58V158H57ZM114 159H115V158H114ZM116 159H117V158H116ZM118 159H119V158H118ZM121 159H122V158H121ZM129 159H130V158H129ZM134 159H135V158H134ZM138 159H139V158H138ZM138 159L136 158V160H138ZM147 159H148V158H147ZM149 159H151V158H149ZM176 159H178V158H176ZM180 159H181V158H180ZM186 159H188V158H186ZM208 159H209V157H208ZM233 159H234V158H233ZM239 159H241V158H239ZM245 159H246V158H245ZM84 160H85V159H84ZM87 160H88V159H87ZM132 160H133V159H132ZM139 160H140V159H139ZM151 160H152V159H151ZM155 160H158V159H155ZM159 160H160V159H159ZM163 160H164V159H163ZM171 160H172V159H171ZM183 160H184V159H183ZM190 160H191V159H190ZM220 160H221V159H220ZM220 160H219V161H220ZM236 160H237V159H236ZM260 160H262V159H260ZM23 161H24V160H23ZM31 161H33V159H32ZM38 161H39V160H38ZM51 161H52V157H51V156H46V157H44V158H43L41 161H39L38 164H37L38 170H39L42 174H44V173L46 172L47 167L49 166V164H51ZM90 161H91V163H92L93 160H90ZM96 161H98V160H96ZM104 161H105V159H104ZM106 161H107V160H106ZM116 161H117V160H116ZM129 161H130V160H129ZM166 161H167V160H166ZM166 161H165V163H166ZM169 161H170V160H169ZM173 161H174V160H173ZM185 161H186V160H185ZM187 161H188V160H187ZM201 161H202V159H201ZM205 161H208V160H205ZM229 161H230V160H229ZM249 161H251V160L249 159ZM254 161H255V160H253L252 162H254ZM8 162H9V161H8ZM8 162H7V163H8ZM16 162H17V161H16ZM33 162H34V161H33ZM77 162H79V161H77ZM80 162H81V161H80ZM88 162H89V161H88ZM94 162H95V161H94ZM117 162H118V161H117ZM123 162H125V161H123ZM123 162H122V163H123ZM134 162H135V161H134ZM161 162H162V161H161ZM180 162H181V161H180ZM191 162H194V161H191ZM209 162H210V161H209ZM222 162H223V161H222ZM222 162H221V163H222ZM224 162H225V161H224ZM236 162H238V160H237ZM236 162H235V163H236ZM243 162H246V161H243ZM252 162H250V163H252ZM3 163H4V162H3ZM19 163H20V161H19ZM109 163H110V162H109ZM118 163H120V162H118ZM130 163L132 164V162H130ZM136 163H137V162H136ZM142 163H143V162H142ZM142 163H141V164H142ZM146 163H147V162H146ZM165 163H164V164H165ZM177 163H178V162H177ZM177 163H176V164H177ZM189 163H190V161H189ZM200 163H203V162H200ZM200 163H199V164H200ZM226 163H229V162H226ZM248 163H249V162H248ZM250 163H249V164H250ZM260 163H261V161H260ZM24 164H25V163H24ZM24 164H23L22 166H24ZM63 164H64V163H63ZM75 164H76V163H75ZM111 164H113V163H111ZM137 164H138V163H137ZM149 164H150V161L148 162V165H149ZM166 164H167V163H166ZM173 164H174V163H173ZM207 164H208V163H207ZM209 164H210V163H209ZM223 164H225V163H223ZM244 164H245V163H244ZM255 164H256V163H255ZM257 164H259V162H257ZM262 164H263V162H262ZM26 165H27V164H26ZM26 165H25V166H26ZM29 165H30V164H29ZM71 165H72V164H71ZM108 165H109V164H108ZM108 165H107V166H108ZM118 165H119V164H118ZM135 165H136V164H135ZM135 165H134V166H135ZM138 165H139V164H138ZM154 165H155V164H154ZM169 165H170V164H169ZM210 165H211V164H210ZM236 165L239 166L240 164H239V165H238V164H235V166H236ZM247 165H248V164H247ZM25 166H24V167H25ZM74 166H75V165H74ZM77 166H78V165H76V167H77ZM104 166H106V165H104ZM121 166H123V165H121ZM151 166H152V164H151ZM178 166H179V165H178ZM187 166H188V165H187ZM228 166H229V165H228ZM230 166H231V165H230ZM230 166H229V167H230ZM232 166H233V165H232ZM237 166H236V167H237ZM244 166H245V165H244ZM244 166H243V167H244ZM249 166H250V165H248V168H249ZM252 166H253V165H252ZM257 166H258V165H257ZM16 167H17V165H16ZM26 167H27V166H26ZM29 167H30V166H29ZM31 167H32V166H31ZM127 167H128V166H127ZM137 167H138V166H137ZM147 167H148V166H145V168H147ZM149 167H150V166H149ZM167 167H168V166H167ZM174 167H175V166H174ZM174 167H172V168H174ZM193 167H194V166H193ZM210 167H211V166H210ZM243 167H242V168H243ZM3 168H4V167H3ZM8 168H9V167H8ZM14 168H15V167H14ZM20 168H21V167H20ZM72 168H73V167H72ZM86 168H87V167H86ZM131 168H132V167H131ZM135 168H136V167H135ZM135 168H134V169H135ZM143 168H144V167H143ZM162 168H165V167H162ZM178 168H179V167H178ZM180 168H181V167H180ZM182 168H183V170H187L186 167H183V166H182ZM184 168H185V169H184ZM201 168H202V167H201ZM208 168H209V167H208ZM233 168H234V167H233ZM237 168H238V167H237ZM255 168H257V167L255 166ZM262 168H264V166H263ZM15 169H16V168H15ZM18 169H19V168H18ZM26 169H27V168H26ZM30 169H31V168H30ZM117 169H118V168H117ZM138 169H140V168H138ZM141 169H142V168H141ZM156 169H158V168H156ZM193 169H194V168H193ZM193 169H192V170H193ZM203 169H204V168H203ZM205 169H206V168H205ZM209 169H210V168H209ZM211 169H212V168H211ZM221 169H223V168H221ZM228 169H229V168H228ZM234 169H235V168H234ZM234 169H233V170H234ZM251 169H252V168H251ZM259 169H260V168H259ZM3 170H4V169H3ZM5 170H6V169H5ZM21 170H22V169H21ZM69 170H70V169H69ZM83 170H84V169H83ZM85 170H86V169H85ZM88 170H89V169L87 168V172H88ZM98 170H99V168H98ZM98 170H97V171H98ZM111 170H112V169H111ZM131 170H133V168H132ZM159 170H160V169H159ZM167 170H168V169H167ZM194 170H195V169H194ZM200 170H201V169H200ZM200 170H199V171H200ZM216 170H217V169H216ZM224 170H225V169H224ZM226 170H227V169H226ZM226 170H225V171H226ZM230 170H231V169H230ZM236 170H237V169H236ZM253 170H255V169H253ZM253 170H250V171H253ZM260 170H261V169H260ZM28 171H29V170H28ZM28 171H27V172H28ZM54 171H55V170H54ZM72 171H74V170H72ZM97 171H96V173H97ZM103 171H104V170H103ZM117 171H118V170H117ZM122 171H123V170H122ZM128 171H129V170H128ZM128 171H127V172H128ZM139 171H140V170H139ZM143 171H144V170H143ZM147 171H148V170H147ZM157 171H158V170H157ZM170 171H171V170H170ZM174 171H175V170H174ZM221 171H222V170H220V172H221ZM238 171H239V169H238ZM250 171H248V174L250 173ZM261 171H262V170H261ZM12 172H13V171H12ZM32 172H33V171H32ZM37 172H38V171H37ZM68 172H69V171H68ZM70 172H71V170H70ZM76 172H77V171H76ZM115 172H116V171H115ZM118 172H119V171H118ZM120 172H121V171H120ZM132 172H135V171H132ZM132 172H131V174H132ZM163 172H164V171H163ZM163 172H162V175H163ZM171 172L173 173V171H171ZM181 172H182V171H181ZM191 172H192V171H191ZM191 172H190V173H191ZM206 172H207V170H206ZM212 172H213V171H212ZM217 172H218V171H217ZM227 172H228V171H227ZM227 172H225V173H227ZM245 172H247V171H245ZM258 172H259V171H258ZM8 173H9V172H8ZM21 173H22V172H21ZM56 173H57V172H56ZM58 173H60V172H58ZM72 173H73V172H72ZM77 173H78V172H77ZM77 173H76V174H77ZM99 173H100V172H99ZM104 173H105V171H104ZM106 173H107V172H106ZM122 173H123V172H122ZM149 173H150V172H149ZM156 173H157V172H156ZM156 173H155V174H156ZM172 173H170V174H172ZM186 173H187V172H186ZM199 173L202 175L201 172H199ZM214 173H215V172H214ZM214 173H213V174H214ZM241 173H242V171H241ZM241 173H240V175H241ZM255 173H256V172H255ZM6 174H7V173H5V175H6ZM10 174H11V173H10ZM10 174H9V175H10ZM15 174H16V173H15ZM54 174H55V173H54ZM61 174H63V173H61ZM94 174H95V173H94ZM107 174H108V173H107ZM131 174H130V175H131ZM152 174H154V173H152ZM158 174H159V172H158ZM178 174H179V173H178ZM184 174H185V173H184ZM203 174H204V172H203ZM218 174H221V173H218ZM223 174H224V173H223ZM232 174H233V172H232ZM244 174H246V173H244ZM244 174H243V175H244ZM248 174H247V175H248ZM1 175L4 176L3 173H2ZM16 175H18V173H17ZM22 175H23V174H22ZM66 175H67V174H66ZM77 175H78V174H77ZM79 175H80V174H79ZM95 175H96V174H95ZM108 175H109V174H108ZM110 175H111V174H110ZM110 175H109V176H105V177H107V178L109 177V179H110V177H111ZM116 175L118 176V174H116ZM121 175H122V174H121ZM133 175H134V174H133ZM137 175H138V174H137ZM145 175H146V174H145ZM172 175H173V174H172ZM187 175H188V174H187ZM206 175H207V174H206ZM221 175H222V174H221ZM234 175H235V174H233L232 176H234ZM236 175L238 176L237 173H236ZM252 175H254V174H252ZM11 176H12V174H11ZM23 176H24V175H23ZM32 176H33V175H32ZM34 176H35V175H34ZM56 176H57V175H56ZM62 176H63V175H62ZM97 176H98V174H97ZM128 176H129V175H128ZM138 176H139V175H138ZM155 176H156V175H155ZM155 176H154V177H155ZM159 176H160V174H159ZM184 176H185V175H184ZM189 176H190V175H189ZM199 176H200V175H199ZM227 176H228V173H227ZM227 176H225V177L227 178ZM49 177L51 178V176H49ZM89 177H90V176H88V178H89ZM149 177H150V176H149ZM151 177H152V176H151ZM162 177H163V176H162ZM181 177H182V176H181ZM197 177H198V173H197ZM203 177H204V176H203ZM203 177H202V178H203ZM206 177H207V176H206ZM208 177H209V176H208ZM213 177H214V176H213ZM213 177H212V179L214 180ZM216 177H218V176H216ZM219 177H220V176H219ZM247 177H249V176H247ZM253 177H254V176H253ZM253 177H252V179H253ZM23 178H24V177H23ZM32 178H33V177H32ZM35 178H36V177H35ZM59 178H60V177H59ZM97 178H98V177H97ZM107 178H105V179L107 180ZM111 178H114V177H111ZM125 178H126V177H125ZM129 178H130V177H129ZM131 178H132V177H131ZM152 178H153V177H152ZM188 178L190 179V177H187V179H188ZM229 178H231V177L229 176ZM242 178H245V177H242ZM242 178H241V179H242ZM257 178H258V176H257ZM12 179H13V178H12ZM24 179H26V178H24ZM33 179H34V178H33ZM33 179H31V180H33ZM37 179H38V178H37ZM53 179H54V178H53ZM53 179H51V180H53ZM55 179H57L56 181L58 182V178H55ZM62 179H64V178L62 177ZM72 179H74V178H72ZM91 179H93V178L91 177ZM94 179H96V178H94ZM105 179H104V180H105ZM109 179H108V181H109ZM119 179H120V178H119ZM132 179H133V178H132ZM142 179H143V178H142ZM142 179H141V180H142ZM158 179H159V177H158ZM165 179L167 180L166 177H165ZM165 179H163V180H165ZM170 179H173V178L170 177ZM181 179H182V178H181ZM194 179H195V178H194ZM197 179H198V178H197ZM209 179H210V177H209ZM219 179H220V178H219ZM221 179H222V178H221ZM254 179H255V178H254ZM254 179H253V180H254ZM10 180H11V178L8 177V176L5 177V178H3L2 184L4 185V187L6 186V188H7L8 185H10V184H9V183H10V182H9ZM21 180H22V179H21ZM89 180H90V179H89ZM89 180H88V181H89ZM121 180H122V179H121ZM141 180H140V182L143 181V180H142V181H141ZM151 180H152V179H151ZM155 180H156V178H155ZM176 180H177V179H176ZM192 180H193V179H192ZM215 180H216V179H215ZM217 180H218V179H217ZM236 180H237V179H236ZM247 180H250V178L247 179ZM0 181H1V180H0ZM15 181H16V180H15ZM18 181L20 182V180H18ZM22 181H23V180H22ZM74 181H76V179H75ZM90 181H91V180H90ZM90 181H89V182H90ZM92 181H93V180H92ZM95 181H96V180H95ZM95 181H94V182H95ZM99 181H100V180H99ZM117 181L120 182L119 180H116V182H117ZM128 181H130V180H128ZM144 181H145V179H144ZM172 181H173V180H172ZM187 181H188V180H187ZM194 181H195V180H194ZM194 181H193V182H194ZM199 181H200V180H199ZM224 181H225V180H224ZM224 181H223V183H224ZM238 181H239V179H238ZM240 181H241V180H240ZM250 181H251V180H250ZM250 181H248V183H249ZM16 182H17V181H16ZM24 182H25V181H24ZM82 182H83V181H82ZM85 182H86V181H85ZM104 182H105V181H104ZM106 182H107V181H106ZM118 182H117V183H118ZM122 182H123V181H122ZM132 182H133V181H132ZM140 182H139V183H140ZM145 182H146V181H145ZM148 182H149V181H148ZM162 182H163V181H162ZM162 182H161V183H162ZM164 182H165V181H164ZM170 182H171V181H170ZM175 182H176V181H175ZM179 182H180V181H179ZM191 182H192V181H191ZM197 182H198V180H197ZM197 182H196V183H197ZM201 182H202V181H201ZM211 182H212V181H211ZM220 182H221V181H220ZM226 182H227V181H226ZM234 182H235V181H234ZM241 182H242V181H241ZM244 182H245V180H244ZM251 182H252L253 184H254V183L256 184L257 181H256V182L251 181ZM260 182H261V179H260ZM262 182H263V181H262ZM33 183H35V182H33ZM65 183H66V182H65ZM95 183H96V182H95ZM98 183H99V182H98ZM98 183H97V184H98ZM107 183H108V182H107ZM114 183H115V182H114ZM159 183H160V182H158V184H159ZM171 183H172V182H171ZM189 183H190V182H189ZM196 183H195V184H196ZM203 183H204V182H203ZM203 183H202V184H203ZM205 183H206V182H205ZM205 183H204V184H205ZM231 183H232V182H231ZM246 183H247V182H246ZM246 183H245V184H246ZM252 183H251V185H252ZM258 183H259V182H258ZM17 184H18V183H17ZM20 184H21V183H20ZM20 184H19V185H20ZM26 184H27V183H26ZM82 184H83V183H82ZM90 184H91V183H90ZM118 184H121V183H118ZM130 184H131V183H130ZM146 184H147V182H146ZM187 184H188V182H187ZM200 184H201V183H200ZM210 184H211V183H210ZM213 184H214V183H213ZM216 184H219V183H216ZM216 184H215V186H216L217 189H218V186H217ZM235 184H236V183H235ZM249 184H250V183H249ZM261 184L263 185L264 183H261ZM0 185H1V184H0ZM35 185H36V184H35ZM62 185H64V184H62ZM91 185H92V184H91ZM93 185L95 186V184H93ZM105 185H106V184H105ZM114 185H115V184H114ZM116 185H117V184H116ZM122 185H124V184H122ZM136 185H137V184H136ZM143 185H144V184H143ZM149 185H150V184H149ZM153 185H155V184H153ZM156 185H157V183H156ZM160 185H161V184H160ZM164 185H166V184H164ZM164 185H163V186H164ZM168 185H169V184H168ZM173 185H174V183H173ZM188 185H189V184H188ZM220 185H221V184H220ZM220 185H219V186H220ZM228 185L230 186L231 184H228ZM232 185H233V183H232ZM27 186H28V184H27ZM87 186H89V185H87V183H86L84 186L82 185V188L77 189V188H69V187H67V185H65V186L62 187V188H61V187L58 188V189L56 188V190L54 191V192L56 193V196H54V195H50V193H49L47 190H46V192H45L44 194H42V195H43V196H42L43 207L41 206L42 209H43V210H42V213H43V211H46V212H49V213L55 215L54 219L52 220L51 225H50V226L48 225V226L46 227V237H45V238H46L47 240H50V239H53V240H54V238H55L56 236L59 235V236H61V238H62L63 240L65 239L66 242H67V239L73 238V235H75L76 232H78V231H79V232H82V233L84 232V229H85V228H84V225H83V224H84V221H85V217L87 216V215H86V213H87V209H88V207L90 206V205L88 206V201H89L88 198H89L90 196L93 197L92 195H96V194H97V193H96V190H94V189H91V190L89 191V189H88ZM96 186H97V185H96ZM96 186H95V187H96ZM138 186H140V185H138ZM146 186H148V185H146ZM150 186H151V185H150ZM194 186H195V185H194ZM197 186H200V185H197ZM205 186H206V185H205ZM224 186H225V185H224ZM224 186H222V187H224ZM226 186H227V185H226ZM234 186H235V185H234ZM239 186H241V185H239ZM247 186H249V185H247ZM253 186H254V185H253ZM256 186H257V185H256ZM263 186H264V185H263ZM0 187H2V185H1ZM74 187H75V186H74ZM77 187H78V185H77ZM135 187H136V186H135ZM140 187H143V186H140ZM157 187H158V186H157ZM166 187H168V186L166 185ZM166 187H165V188H166ZM176 187H177V186H175V188H176ZM179 187H181V186H178V188H179ZM191 187H193V186L191 185ZM201 187H202V186H201ZM206 187H208V186H206ZM212 187H213V185H212ZM212 187H211V188H212ZM227 187H228V186H227ZM227 187H226V188H227ZM235 187H236V186H235ZM235 187H234V190H235ZM237 187H238V186H237ZM13 188H14V187H13ZM15 188H16V187H15ZM15 188H14V190H15ZM33 188H34V184H33ZM121 188H122V187H121ZM121 188H120V189H121ZM127 188H128V186H127ZM129 188H131V187L129 186ZM138 188H139V187H138ZM138 188H136V189H138ZM161 188H163V187L161 186ZM170 188H171V187H170ZM181 188H182V187H181ZM193 188H194V187H193ZM199 188H200V187H199ZM203 188H204V186H203ZM239 188H240V187H239ZM239 188H238V189H239ZM17 189H18V188H17ZM54 189H55V188H54ZM98 189H99V188H98ZM125 189H126V188H125ZM125 189L122 190V192H124ZM143 189H145V188L143 187ZM149 189H151V188H149ZM166 189L168 190V188H166ZM166 189H165V191H166ZM188 189H189V187L187 186V190H188ZM194 189L196 190V188H194ZM209 189H210V188H208V190H209ZM217 189H215V187H214V189H212V190H216V191H217ZM224 189H225V187H224ZM236 189H237V188H236ZM238 189H237V190H238ZM253 189H255V188H253ZM257 189H260V188H257ZM7 190H8V189H7ZM12 190H13V189H12ZM12 190H11V191H12ZM20 190H21V189H20ZM29 190H30V189H29ZM51 190H53V189H51ZM99 190H100V189H99ZM101 190H102V188H101ZM130 190H131V189H130ZM138 190H139V189H138ZM138 190H137V192H138ZM141 190H142V189H141ZM163 190H164V189H163ZM163 190H162V191H163ZM180 190H181V189H180ZM200 190H201V189H200ZM200 190H199V191H200ZM202 190H203V189H202ZM220 190L223 191V189H220ZM237 190H236V191H237ZM241 190H242V189H241ZM244 190H245V189H244ZM34 191L37 192V189H35ZM49 191H50V190H49ZM127 191H128V190H127ZM132 191H133V190H132ZM150 191H151V190H150ZM189 191H191V190H189ZM189 191H188L187 193H189ZM192 191H194V190H192ZM192 191H191V192H192ZM196 191H197V190H196ZM196 191H195V192H196ZM204 191H205V190H204ZM204 191H203V193L205 194ZM229 191H230V189H229ZM236 191H235V192H236ZM4 192H6V191H4ZM8 192H9V191H8ZM8 192H6V193H8ZM25 192H26V191H25ZM30 192H31V191H30ZM30 192H29V193H30ZM50 192H51V191H50ZM98 192H100V191H98ZM112 192H113V191H112ZM119 192H120V191H119ZM128 192H130V191H128ZM128 192H127V193H128ZM135 192H136V191H135ZM144 192H145V191H143V193H144ZM160 192H161V191H160ZM160 192H159V194H160ZM172 192H173V191H172ZM180 192H181V191H180ZM183 192H184V191H183ZM185 192H186V191H185ZM197 192H198V191H197ZM218 192H219V191H218ZM225 192H226V190H225ZM230 192H231V191H230ZM239 192H240V191H239ZM239 192H238V193H239ZM248 192H249V190H248ZM259 192H261V190H260ZM1 193H2V192H1ZM9 193H10V192H9ZM55 193H54V194H55ZM101 193H102V192H101ZM125 193H126V192H125ZM133 193H134V192H133ZM143 193H141L140 195H142ZM146 193H149V192L147 191ZM164 193H165V192H164ZM166 193H167V191H166ZM176 193H177V192H176ZM176 193H174V194H176ZM178 193H179V192H178ZM178 193H177V194H178ZM181 193H182V192H181ZM200 193L202 194V192H200ZM206 193H207V191H206ZM212 193H214V192H212ZM257 193H258V192H257ZM257 193H256V194H257ZM261 193H264V190H263ZM26 194H27V193H26ZM99 194H100V193H99ZM117 194H118V193H117ZM129 194H130V193H129ZM179 194H180V193H179ZM179 194H178V195H179ZM196 194H197V193H196ZM219 194H221V193H219ZM223 194H225V193H223ZM226 194H227V193H226ZM236 194H237V193H236ZM240 194H241V193H240ZM242 194H243V193H242ZM249 194H250V192H249ZM252 194H253V193H252ZM4 195H5V194H4ZM4 195H2V196H4ZM30 195H31V194H30ZM40 195H41V194H40ZM97 195H98V194H97ZM113 195H114V194H113ZM119 195H121V194H119ZM134 195H135V194H134ZM134 195H132V196H134ZM149 195H151V194H149ZM149 195H148V196H149ZM161 195H163V194H161ZM165 195H166V194H165ZM167 195H168V194H167ZM172 195H173V194H172ZM180 195H181V198H183V197H182V194H180ZM183 195H184V193H183ZM185 195H186V194H185ZM185 195H184V196H185ZM190 195H193V192H192V194H189V196H190ZM198 195H200V194L198 193ZM206 195H207V194H206ZM206 195H205V196H206ZM221 195H222V194H221ZM247 195H248V194H247ZM260 195H261V194H260ZM262 195H263V194H262ZM16 196H20V195H16ZM22 196H24V195H22ZM117 196H118V195H117ZM125 196H126V194H125ZM129 196H131V195H129ZM201 196H202V195H201ZM228 196H229V195H228ZM228 196H227V197H228ZM231 196H233V195H231ZM231 196H230V197H231ZM242 196H243V195H242ZM0 197H1V196H0ZM6 197H7V195H6ZM104 197H106V196H104ZM110 197H111V196H110ZM114 197H115V196H114ZM137 197H138V196H137ZM158 197H159V196H158ZM163 197H164V196H163ZM172 197H173V196H172ZM177 197H179V196H177ZM195 197H196V196H195ZM195 197H194V198H195ZM199 197H200V196H199ZM207 197H209V195H207ZM211 197H212V196H210V198H211ZM214 197H215V196H214ZM218 197H219V195H218ZM224 197H225V196H224ZM233 197H235V195H234ZM237 197H238V196H237ZM118 198H119V196L117 197V199H118ZM120 198H121V197H120ZM126 198H127V197H126ZM126 198L124 197V199H126ZM128 198H130V197H128ZM143 198H145V194H144ZM153 198H154V197H153ZM168 198H169V196H168ZM174 198H175V197H174ZM186 198H187V197H186ZM190 198L192 199V196H191ZM194 198H193V199H194ZM196 198H197V197H196ZM203 198H204V197H203ZM210 198H209V199H210ZM216 198H217V197H216ZM222 198H223V197H222ZM248 198H249V197H248ZM248 198H247V200H248ZM250 198H251V199L253 198L252 195H251ZM256 198H257V197H256ZM256 198H255V199H256ZM25 199H26V198H25ZM98 199H100V198H98ZM105 199H106V198H105ZM117 199H116L115 201H117ZM121 199H122V198H121ZM193 199H192V200H193ZM206 199H207V198H205V200H206ZM243 199H246V198H243ZM251 199H250V200H251ZM255 199H254V200H255ZM6 200H7V199H6ZM27 200H28V199H27ZM95 200H96V199H95ZM101 200H102V199H101ZM103 200H104V199H103ZM140 200H141V199H140ZM140 200L138 199V201H140ZM148 200H149V199H148ZM157 200H158V199H157ZM164 200H165V199H164ZM167 200H168V199H167ZM170 200H171V199H170ZM183 200H184V198H183ZM185 200H186V199H185ZM192 200H191V201H192ZM197 200H198V199H197ZM219 200H220V199H219ZM225 200H228V198L225 199ZM234 200H235V199H234ZM238 200H239V199H238ZM250 200H249V201H250ZM254 200L252 199V200H251L252 202H250V203H253ZM129 201H130V200H129ZM134 201H135V200H134ZM145 201H147V200L145 199L144 202H145ZM180 201H181V200H180ZM195 201H196V200H195ZM208 201H209V200H208ZM212 201H213V200H212ZM223 201H224V200H223ZM229 201H230V200H229ZM229 201H227V202L229 203ZM244 201H246V200H244ZM261 201H262V200H261ZM1 202H2V201H1ZM12 202H13V201H12ZM27 202H28V201H27ZM36 202H37V201H36ZM42 202H41V203H42ZM96 202H97V201H96ZM108 202H109V201H108ZM141 202H143V201H141ZM155 202H156V201H155ZM155 202H154V203H155ZM159 202H160V201H159ZM166 202H167V201H166ZM198 202H199V201H198ZM198 202H196V203L192 202V204H193V203H194V204H197ZM209 202H211V201H209ZM214 202H215V201H214ZM219 202H220V201H219ZM224 202H225V201H224ZM234 202H235V201H234ZM239 202L241 203L242 200L239 201ZM2 203H3V202H2ZM5 203H6V202H5ZM37 203H40V202H37ZM109 203H110V202H109ZM111 203H112V202H111ZM124 203H125V202H124ZM132 203H134V202H132ZM137 203H138V202H137ZM145 203H146V202H145ZM154 203H153V204H154ZM169 203H170V202H169ZM178 203H179V202H178ZM185 203H186V201H185ZM204 203H207V202H204ZM243 203H244V202H243ZM263 203H264V202H263ZM15 204H16V203H15ZM92 204H93V203H92ZM102 204H104V203H102ZM102 204H101V207H102ZM125 204H126V203H125ZM129 204H130V206H131V203H129ZM135 204H136V203H135ZM148 204H149V203H148ZM163 204H164V203H163ZM214 204H215V203H214ZM217 204H218V203H217ZM219 204H220V203H219ZM225 204H226V203H225ZM225 204H224V205H225ZM229 204H230V203H229ZM229 204H228V205H229ZM233 204H234V203H233ZM25 205H26V204H25ZM98 205H99V204H98ZM133 205H134V204H133ZM137 205H138V204H137ZM139 205H141V203H140ZM154 205H156V203H155ZM157 205H158V204H157ZM167 205H168V204H167ZM170 205H171V204H169L168 206H170ZM174 205H175V204H174ZM180 205H181V204H180ZM189 205H191V204H189ZM200 205H201V204H200ZM205 205H206V204H205ZM226 205H227V204H226ZM230 205H231V204H230ZM245 205L247 206V204H245ZM262 205H263V204H262ZM0 206H1V205H0ZM92 206H93V205H92ZM124 206H125V205H123V207H124ZM144 206H145V205H144ZM149 206H151V205H148L147 207H149ZM162 206H163V205H162ZM181 206H184V205L182 204ZM185 206H186V205H185ZM187 206H188V205H187ZM187 206H186V207H187ZM202 206H203V205H202ZM209 206H210V204H209ZM222 206H223V205H222ZM238 206H239V205H238ZM248 206H249V205H248ZM250 206H251V205H250ZM253 206H254V205H253ZM1 207H2V206H1ZM8 207H9V206H8ZM163 207H164V206H163ZM173 207H174V206H173ZM177 207H180V206H177ZM186 207H185V209H186ZM189 207H190V206H189ZM189 207H188V208H189ZM200 207H201V206H200ZM213 207H214V206H213ZM224 207H225V206H224ZM229 207H230V206H229ZM261 207H262V206H261ZM99 208H100V207H99ZM99 208H98V209H99ZM126 208H127V207H126ZM126 208H123V209H126ZM155 208H156V207H155ZM171 208H172V207H171ZM171 208H169V209H171ZM181 208H182V207H181ZM202 208H204V207H202ZM211 208H212V206H211ZM222 208H223V207H221V209H222ZM232 208H233V207H231L230 209L232 210ZM235 208H236V207H235ZM238 208H239V207H238ZM251 208H252V206H251ZM251 208H250V209H251ZM263 208H264V207H263ZM0 209H1V208H0ZM3 209H4V208H3ZM39 209H40V208H39ZM90 209H91V208H90ZM98 209H97V210H98ZM127 209H128V208H127ZM142 209H143V208H142ZM164 209H165V208H164ZM174 209H175V208H174ZM205 209H207V208H205ZM214 209H215V208H214ZM214 209H213V210H214ZM225 209H226V208H225ZM242 209H243V208H242ZM242 209H240V210H242ZM245 209H246V208H245ZM7 210H8V209H7ZM12 210H13V209H12ZM145 210H146V208H145ZM150 210L152 211L153 209L150 208ZM176 210H178V208H177ZM176 210H175V212H176ZM189 210H190V209H189ZM197 210H199V209L197 208ZM200 210H201V209H200ZM202 210H203V209H202ZM219 210H220V209H219ZM238 210H239V209H238ZM261 210H262V209H261ZM261 210H260V211H261ZM1 211H2V210H1ZM1 211H0V212H1ZM135 211H136V210H135ZM159 211H160V210H159ZM169 211H170V210H169ZM171 211H172V210H171ZM183 211H184V210H183ZM193 211H194V210H193ZM210 211H211V209H210ZM214 211L217 213L216 210H214ZM221 211H222V210H221ZM223 211H224V210H223ZM243 211L245 212V210H243ZM35 212H36V211H35ZM89 212L91 213V210H90ZM89 212H88V213H89ZM142 212H143V211H140V213H142ZM146 212H147V211H146ZM146 212H145V213H146ZM166 212H167V211H166ZM177 212H178V211H177ZM177 212H176V213H177ZM188 212H189V211H188ZM197 212H198V211H197ZM199 212H200V211H199ZM202 212H203V211H202ZM208 212H209V211H208ZM218 212H220V211H218ZM226 212H227V211H226ZM237 212H238V211H237ZM256 212H257V211H256ZM17 213H18V212H17ZM28 213H29V211H28ZM125 213H126V212H125ZM153 213H154V212H153ZM164 213H165V212H164ZM170 213H171V212H170ZM210 213H211V212H210ZM212 213H213V212H212ZM220 213H221V212H220ZM240 213H242V212H240ZM257 213H258V212H257ZM259 213H261V212H259ZM36 214H40V213L37 212ZM51 214H50V215H51ZM92 214H93V213H92ZM157 214H158V212H157ZM161 214H163V213H161ZM165 214H166V213H165ZM167 214H168V213H167ZM180 214H181V213H180ZM187 214H188V213H187ZM217 214H218V213H217ZM223 214H225V213H223ZM228 214L232 215L231 213H228ZM247 214H248V213H247ZM33 215H35V214H33ZM42 215H43V214H42ZM44 215H46V213H45ZM95 215H97V214H95ZM147 215H148V214H147ZM173 215H174V214H173ZM178 215H179V214H177V216H178ZM208 215H209V214H208ZM236 215H237V214H236ZM252 215H254V214L252 213ZM256 215H257V214H256ZM262 215H263V214H262ZM38 216H39V215H38ZM47 216H48V215H47ZM130 216H131V215H130ZM137 216H138V214H137ZM143 216H144V213H143ZM155 216H156V215H155ZM158 216H159V215H158ZM179 216L181 217L182 215H179ZM179 216H178V217H179ZM187 216H188V215H187ZM187 216H186V217H187ZM225 216H226V215H225ZM227 216H228V215H227ZM248 216H249V215H248ZM35 217H36V216H35ZM91 217H92V216H91ZM127 217H128V214H127ZM140 217H142V214H141V216H139V218H140ZM144 217H145V216H144ZM152 217H153V215H152ZM169 217H170V216H169ZM173 217H174V216H173ZM186 217H185V218H186ZM189 217H190V216H189ZM192 217L194 218V216H192ZM204 217H206V214H205ZM211 217H212V216H211ZM253 217H254V216H253ZM255 217H256V216H255ZM40 218H41V217H40ZM45 218H47V217H45ZM48 218H49V217H48ZM51 218H53V217H51ZM51 218H50V219H51ZM86 218H87V217H86ZM175 218H176V217H175ZM182 218H183V217H182ZM185 218H184V219H185ZM193 218H191L192 221H193ZM213 218H214V217H213ZM227 218H228V217H227ZM230 218H231V217H230ZM244 218H245V217H244ZM262 218H263V217H262ZM38 219H39V218H38ZM50 219H49V220H50ZM150 219H151V218H150ZM153 219H154V218H153ZM157 219H158V218H157ZM157 219H155V220H157ZM167 219H168V218H167ZM167 219H166V220H167ZM180 219H181V218H180ZM180 219H179V220H180ZM215 219H216V218H215ZM225 219H226V218H225ZM242 219H243V218H242ZM253 219H254V218H253ZM253 219H252V220H253ZM12 220H13V218H12ZM47 220H48V219H47ZM146 220H148V219H146ZM146 220H145V221H146ZM169 220H171V218H170ZM169 220H167V221H169ZM208 220H211V218H210V219L208 218ZM217 220H218V218H217ZM244 220H245V219H244ZM244 220H243V221H244ZM257 220H258V219H257ZM10 221H11V219H10ZM15 221H16V220H15ZM141 221H142V220H141ZM160 221H161V220H160ZM172 221H173V220H172ZM187 221H188V219H187ZM194 221H195V220H194ZM213 221H214V220H213ZM238 221H240V219H239ZM241 221H242V220H241ZM246 221H248V220H246ZM255 221H256V220H255ZM263 221H264V219H263ZM263 221H262V219H261V222H263ZM1 222H2V221H1ZM12 222H13V221H12ZM32 222H34V221H32ZM39 222H40V219H39ZM46 222H47V221H46ZM143 222H144V221H143ZM152 222H153V221H152ZM164 222H165V221H164ZM177 222H178V221H177ZM180 222H182V220H181ZM189 222H190V219H189ZM209 222H210V221H209ZM216 222H217V221H216ZM244 222H245V221H244ZM253 222H254V221H253ZM253 222H252V224H250V225L253 226V225H254ZM256 222H257V221H256ZM15 223H16V222H15ZM36 223H37V222H36ZM43 223H44V222H43ZM85 223H86V222H85ZM175 223H176V222H175ZM178 223H179V222H178ZM184 223H186V222H184ZM184 223H182V224L184 225ZM187 223H188V222H187ZM187 223H186V224H187ZM190 223H191V222H190ZM195 223H196V222H195ZM199 223H200V221H199ZM201 223H202V222H201ZM207 223H208V222H207ZM228 223H229V222H228ZM240 223H241V222H240ZM240 223H239V224H240ZM186 224H185V225H186ZM197 224H198V223H197ZM210 224H211V223H210ZM210 224H209V225H210ZM232 224H234V223H232ZM237 224H238V223H237ZM258 224H259V223H258ZM258 224H257V225H258ZM35 225H36V224H35ZM39 225H40V224H39ZM39 225H38V226H39ZM146 225H147V224H146ZM189 225H190V224L188 223V226H189ZM191 225H194V224H191ZM199 225H200V224H199ZM221 225H222V224H221ZM226 225H227V224H226ZM235 225H236V224H235ZM235 225H234V227H235ZM243 225H244V224H243ZM246 225H247V224H246ZM246 225H244V226H246ZM250 225H249V226H250ZM9 226H10V225H9ZM12 226H13V225H12ZM40 226H41V225H40ZM40 226H39V227H40ZM42 226H43V225H42ZM85 226H86V225H85ZM124 226H125V225H124ZM149 226H150V225H149ZM171 226H172V225H171ZM175 226H176V225H175ZM200 226H201V225H200ZM202 226H203V225H202ZM204 226H205V225H204ZM204 226H203V227H204ZM222 226H223V225H222ZM252 226H251V227H252ZM28 227H29V225H28ZM30 227H31V226H30ZM146 227H148V226H146ZM168 227H169V226H168ZM177 227H178V225H177ZM206 227H207V226H206ZM228 227H229V226H228ZM260 227L263 228L264 226H263V227L260 226ZM9 228H10V227H8V229H9ZM25 228H26V226H25ZM25 228H24V229H25ZM35 228H37V227H35ZM159 228H160V227H159ZM161 228H162V227H161ZM172 228H173V226H172ZM175 228H176V227H175ZM184 228H185V227H184ZM201 228H202V227H201ZM207 228H208V227H207ZM223 228H224V227H223ZM223 228H222V229H223ZM226 228H227V227H226ZM226 228H225V229H226ZM231 228H232V226H231ZM231 228H230V229H231ZM243 228H244V227H243ZM248 228H250V227H248ZM33 229H34V228H33ZM38 229H39V228H38ZM170 229H171V228H170ZM178 229H179V228H178ZM182 229H183V227H182ZM182 229H181V230H182ZM185 229H186V228H185ZM185 229H184L183 231H185ZM240 229H241V228H240ZM28 230H29V229H28ZM43 230H44V229H42V231H43ZM159 230H160V229H159ZM163 230H164V229H163ZM179 230H180V229H179ZM188 230H189V229H188ZM226 230H227V229H226ZM234 230L236 231V229H234ZM242 230H243V229H242ZM20 231L22 232V229H21ZM34 231H35V230H34ZM86 231H87V230H86ZM86 231H85V233L88 232V231H87V232H86ZM102 231H103V230H102ZM108 231H109V230H108ZM108 231H107V232H108ZM117 231H118V230H117ZM148 231H149V230H148ZM172 231H173V230H172ZM213 231H214V230H213ZM213 231H212V232H213ZM218 231H219V230H218ZM222 231H223V230H221V232H222ZM231 231L233 232V229H232ZM243 231H244V230H243ZM243 231H242V232H243ZM247 231H248V230H247ZM8 232H9V231H8ZM8 232H7V234H8ZM31 232H32V230H31ZM35 232H36V231H35ZM38 232H39V230H38ZM38 232H36V233H38ZM100 232H101V231H100ZM110 232H111V231H110ZM152 232H153V231H152ZM164 232H165V231H164ZM168 232H169V230H168ZM168 232H165V233L167 234ZM174 232L177 233V231H174ZM219 232H220V231H219ZM228 232H229V231H227L226 234H227ZM245 232H246V231H245ZM252 232H253V231H252ZM252 232H251V233H252ZM256 232L258 233V231H256ZM260 232H261V231H260ZM260 232H259L258 234H260ZM14 233H15V232H14ZM24 233H25V232H24ZM24 233H23V234H24ZM32 233H33V232H32ZM102 233H103V232H102ZM117 233H118V232H116L115 235H117ZM143 233H144V232H143ZM198 233H199V232H198ZM235 233L237 234V232H235ZM235 233H234V234H235ZM3 234H4V233H3ZM20 234H21V233H20ZM33 234H34V233H33ZM43 234H44V233H43ZM111 234H112V233H111ZM126 234H127V233H126ZM145 234H146V233H145ZM157 234H158V233H157ZM168 234H169V233H168ZM168 234H167V235H168ZM195 234H196V233H195ZM195 234H194V235H195ZM216 234H217V233H216ZM224 234H225V233H224ZM224 234H223V236H224ZM231 234H232V233H231ZM238 234H239V233H238ZM238 234H237V235H238ZM241 234H242V233H241ZM245 234H246V233H245ZM249 234H250V233H249ZM249 234H248V235H249ZM21 235H22V234H21ZM24 235H25V234H24ZM34 235H35V234H34ZM34 235H33V236H34ZM38 235H39V234H38ZM104 235H105V234H104ZM107 235H108V234H107ZM107 235H105V236L107 237ZM122 235H123V234H122ZM143 235H144V234H143ZM188 235H189V233L186 232V233L183 234V238H182V239H185V241H186V243H185V244H186V247H189V246H190V243H191V241L189 240ZM211 235H212V234H211ZM218 235H219V234H218ZM243 235H244V232H243ZM262 235H263V233H262ZM262 235H261V236H262ZM4 236H5V235H4ZM29 236H31V233H30ZM29 236H28V237H29ZM77 236H78V235H77ZM83 236H84V234H83ZM83 236H82V237H83ZM126 236H127V235H126ZM145 236H146V235H145ZM180 236H181V235H180ZM197 236H198V235H197ZM212 236H213V235H212ZM232 236H233V235H232ZM238 236H239V235H238ZM252 236H253V235H252ZM256 236H257V234H256ZM261 236H260V237H261ZM11 237H12V236H11ZM11 237H9V238H11ZM24 237H25V236H24ZM82 237H81V238H82ZM95 237H97V236H95ZM95 237H94V238H95ZM109 237H110V236H109ZM117 237H119V236H117ZM181 237H182V236H181ZM191 237H192V236H191ZM215 237H217V236H215ZM228 237H231V236H228ZM228 237H227V238H228ZM235 237H236V236H234L233 238H235ZM240 237H241V236H240ZM242 237H243V236H242ZM18 238H19V237H18ZM18 238H17V239H18ZM30 238H31V237H30ZM30 238H29V239H30ZM39 238H40V237H39ZM45 238H44V239H45ZM57 238H58V237H57ZM57 238H56V239H57ZM74 238H75V237H74ZM84 238H85V237H84ZM107 238H108V237H107ZM127 238H128V236H127ZM148 238H149V237H148ZM212 238H213V237H212ZM218 238H219V237H218ZM227 238H226V239H227ZM238 238H239V237H238ZM252 238H253V237H252ZM256 238H257V237H256ZM263 238H264V237H263ZM21 239H22V238H21ZM34 239H35V238H34ZM40 239H41V238H40ZM44 239H43V240H44ZM98 239H99V238H98ZM118 239H119V238H118ZM142 239H143V238H142ZM154 239H155V238H154ZM180 239H181V238H180ZM182 239H181V240H182ZM224 239H225V238H224ZM7 240H8V239H7ZM7 240H6V241H7ZM15 240H16V239H15ZM22 240H24V239H22ZM30 240H31V239H30ZM35 240H36V239H35ZM41 240H42V239H41ZM41 240H40V241H41ZM57 240H58V239H57ZM63 240H62V241H63ZM70 240H71V239H70ZM70 240H69V241H70ZM74 240H75V239H74ZM85 240H86V239H85ZM92 240H93V239H92ZM96 240H97V239H96ZM109 240H110V239H109ZM151 240H153V239H151ZM157 240H158V239H157ZM213 240H214V239H213ZM249 240H250V239H249ZM249 240H248V241H249ZM254 240H255V238H254ZM6 241H5V242H6ZM10 241H11V240H10ZM45 241H46V240H45ZM97 241H98V240H97ZM147 241H148V242H151V241H149L148 239H147ZM153 241H154V240H153ZM160 241H161V240H160ZM166 241H167V240H166ZM204 241H205V240H204ZM216 241H217V240H216ZM218 241H219V240H218ZM224 241H225V240H224ZM224 241H223V242H224ZM239 241H240V240H239ZM257 241L260 242V241H261V238H260L259 240H257ZM14 242H15V241H14ZM50 242H51V241H50ZM58 242H60V241H58ZM74 242H75V241H74ZM80 242H82V241L80 240ZM98 242H100V241H98ZM101 242H102V241H101ZM116 242H117V241H116ZM134 242H135V241H134ZM148 242H147V243H148ZM167 242H168V241H167ZM201 242H202V240H201ZM223 242H222V244H224ZM227 242H229L228 239H227ZM249 242H250V241H249ZM252 242H254V241H252ZM252 242H250V243H252ZM255 242H256V241H255ZM16 243H17V242H16ZM30 243H31V242H30ZM32 243H33V242H32ZM32 243H31V244H32ZM38 243H39V241H38ZM41 243H42V242H41ZM60 243H61V242H60ZM60 243H59V244H60ZM72 243H73V242H72ZM89 243H90V242H89ZM89 243H88V245H89ZM96 243H97V242H96ZM104 243H105V242H104ZM128 243H129V242H128ZM161 243H162V242H161ZM214 243L216 244L217 242H214ZM220 243H221V241H220ZM229 243H230V242H229ZM261 243H262V242H261ZM9 244H10V243H9ZM9 244H8V245H9ZM49 244H50V243H49ZM49 244H47V245L49 246ZM74 244H76V243H74ZM79 244H80V243H79ZM83 244H84V243H83ZM94 244H95V243H94ZM141 244H142V243H141ZM149 244H150V243H149ZM162 244H163V243H162ZM168 244H169V243H168ZM191 244H192V243H191ZM247 244H248V243H247ZM252 244H253V243H252ZM252 244H251V245H252ZM255 244H258V243H255ZM263 244H264V243H262V245H263ZM13 245H14V244H13ZM13 245H12V246H13ZM18 245L20 246V244H18ZM21 245H22V244H21ZM34 245H35L36 247H35V246H32L31 248H29V249H31L30 252L32 253V255H33V253H35V252L37 251V249H38V248H37V245H36V244H34ZM38 245H39V244H38ZM65 245L67 246V244H65ZM84 245H85V244H84ZM116 245L118 246L119 249L124 250L125 254H129V255H131V256H130L131 258H132V257L135 258V252H134L133 248H132L130 245H128V247L126 246L127 248H125V249L123 248L122 244H120V243H117ZM116 245H115V246H116ZM152 245H154V243H152ZM152 245H151V246H152ZM157 245H158V244H157ZM169 245H170V244H169ZM180 245H181V243H180ZM193 245H194V244H193ZM193 245H192V246H193ZM196 245H197V244H196ZM196 245H195V246H196ZM202 245H203V244H202ZM202 245H201V247H202ZM209 245H210V244H209ZM235 245H236V243H235ZM262 245H261V246H262ZM14 246H15V245H14ZM16 246H17V245H16ZM16 246H15V247H16ZM26 246H27V245H26ZM30 246H31V245H30ZM41 246H42V245H41ZM60 246H61V245H60ZM70 246H71V245H70ZM79 246H80V245H79ZM79 246H76V247H79ZM102 246H103V244H102ZM161 246H162V245H161ZM184 246H185V245H184ZM197 246H198V245H197ZM204 246H205V244H204ZM214 246H215V245H214ZM226 246H227V245H226ZM231 246H232V245H231ZM241 246H242V245H241ZM244 246H245V245H244ZM263 246H264V245H263ZM7 247H8V246H7ZM24 247H25V246H23V248H24ZM49 247H50V246H49ZM76 247H75V248H76ZM80 247H82V246H80ZM87 247H88V246H87ZM144 247H145V246H144ZM144 247H142V248H144ZM152 247H153V246H152ZM172 247H173V246H172ZM176 247H177V246H176ZM176 247H175V248H176ZM181 247H182V246H181ZM190 247H191V246H190ZM190 247H189V250H190ZM211 247H212V246H211ZM217 247H218V246H217ZM235 247H236V246H235ZM242 247H243V246H242ZM242 247H241V249H242ZM252 247H254V246H252ZM42 248H43V246H42ZM84 248H85V247H84ZM84 248H83V249H84ZM89 248H90V247H89ZM89 248H88V249H89ZM101 248H102V247H101ZM101 248H100V249H101ZM169 248H170V247H169ZM175 248H173V249H175ZM194 248H195V247H194ZM245 248H246V247H245ZM245 248H244V250H245ZM249 248H250V246H249ZM0 249H1V248H0ZM9 249H10V248H9ZM26 249H27V248H26ZM46 249H48V248H46ZM70 249H72V248H70ZM78 249H79V248H78ZM83 249H82V250H83ZM95 249H96V248H95ZM100 249H99V252H100V254H101ZM148 249H150V248H147V250H148ZM173 249H172V250H173ZM199 249H200V248H199ZM199 249H198V251H199ZM2 250H3V249H2ZM2 250H0V251H2ZM13 250H14V248H13ZM17 250H18V249H17ZM39 250H41V249H39ZM42 250H43V249H42ZM73 250H74V249H73ZM75 250H76V249H75ZM82 250H81V251H82ZM121 250H120V251H121ZM142 250H143V249H142ZM159 250H160V249H159ZM178 250L180 251L181 249H178ZM189 250H187V251H189ZM194 250H197V249H194ZM211 250H212V248H211ZM215 250L217 251L218 249H215ZM219 250H221V249H219ZM219 250H218V251H219ZM223 250H224V249H223ZM229 250H230V249H229ZM232 250H233V248H232ZM237 250H238V249H237ZM248 250H250V249H248ZM256 250H257V248H256ZM258 250H259V248H258ZM260 250H262V249H260ZM19 251H20V250H19ZM21 251H23V250L21 249ZM83 251H84V250H83ZM103 251H104V249H103ZM103 251H102V252H103ZM152 251H153V250H152ZM155 251H156V250H155ZM179 251H178V252H179ZM182 251H183V249H182ZM187 251H186V252H187ZM216 251H215V252H216ZM234 251H235V249H234ZM8 252H9V251H8ZM8 252H7L6 254H8ZM23 252H24V251H23ZM26 252H27V250H26ZM56 252H57V251H56ZM65 252H66V251H65ZM93 252H94V251H93ZM96 252H97V251H96ZM168 252H169V250H168ZM173 252H174V251H173ZM178 252L176 251V253H178ZM193 252H194V251H193ZM193 252H192V254L195 255ZM228 252H229V251H228ZM235 252H236V251H235ZM235 252H234V253H235ZM249 252H250V251H249ZM251 252H252V251H251ZM256 252H257V251H256ZM259 252H260V251H259ZM261 252H263V251H261ZM39 253H40V252H39ZM39 253H38V254H39ZM45 253H46V251H45ZM50 253H53V252H50ZM82 253H83V252H82ZM87 253H88V252H87ZM109 253H110V252H109ZM109 253H108V254H109ZM165 253H167V252H165ZM184 253H185V252H184ZM189 253H190V251H189ZM234 253H233V254H234ZM240 253L242 254V251H241ZM244 253H245V252H244ZM254 253H255V252H254ZM257 253H258V252H257ZM15 254H16V253H15ZM19 254H20V253H19ZM21 254H23V253H21ZM48 254H49V253H48ZM63 254H64V251H63L62 255H63ZM73 254H74V253H73ZM75 254H76V252H75ZM77 254H78V253H77ZM80 254H81V253H80ZM153 254H154V253H153ZM158 254H159V253H158ZM161 254H162V253H160V255H161ZM179 254H180V252H179ZM190 254H191V253H190ZM213 254H215V253H213ZM218 254H219V253H218ZM241 254H240V255H241ZM249 254H250V253H249ZM249 254H248V255H249ZM261 254H262V253H261ZM17 255H18V254H17ZM34 255H35V254H34ZM45 255H46V254H45ZM53 255H54V253H53ZM58 255H59V253L57 254V256H58ZM65 255H66V254H65ZM86 255H87V254H86ZM90 255H91V254H90ZM142 255H143V254H142ZM146 255H147V253H146ZM171 255H173V254H171ZM215 255H216V254H215ZM215 255H213L214 258H215ZM244 255H245V254H244ZM246 255H247V254H246ZM246 255H245V256H246ZM248 255H247V256H248ZM250 255H251V254H250ZM252 255H254V254H252ZM256 255H257V254H256ZM4 256H5V255H4ZM10 256H11V255H10ZM24 256H25V255H24ZM63 256H64V255H63ZM63 256H61V257H63ZM81 256H82V255H81ZM95 256H96V255H95ZM101 256H102V255H101ZM103 256H104V254H103ZM108 256H111V255H108ZM124 256H125V255H124ZM155 256H156V255H155ZM174 256H175V255H174ZM174 256H173V257H174ZM181 256H182V255H181ZM181 256H179L180 259H181ZM210 256H211V255H210ZM226 256H227V253H226ZM234 256H235V255H234ZM11 257H12V256H11ZM16 257H18V256H16ZM21 257H23V256H21ZM29 257H30V256H29ZM29 257H28V258H29ZM32 257H33V256H32ZM46 257H47V256H46ZM61 257H60V258H61ZM67 257H68V256H67ZM77 257H78V256H77ZM82 257H83V256H82ZM87 257H88V256H87ZM91 257H93V256H91ZM97 257H98V256H97ZM105 257H106V252H105ZM105 257H104V258H105ZM111 257H112V256H111ZM125 257H126V256H125ZM147 257H148V256H147ZM195 257H196V255L194 256V258H195ZM237 257H238V256H237ZM243 257H244V256H243ZM261 257H262V256H261ZM57 258H58V257H57ZM57 258H55V259H57ZM71 258H72V257H71ZM84 258H85V257H84ZM88 258H89V257H88ZM101 258H102V257H101ZM107 258H108V257H107ZM134 258H133V259H134ZM142 258H144V256H143ZM157 258H158V255H157ZM167 258H168V257H167ZM212 258H213V257H211V259H212ZM230 258H231V257H230ZM232 258H234V257L232 256ZM235 258H236V257H235ZM262 258H263V257H262ZM262 258H261V259H262ZM9 259H10V257H9ZM18 259H19V258H18ZM22 259H23V258H22ZM24 259H25V258H24ZM32 259H33V258H32ZM38 259H39V257H38ZM49 259H50V258H49ZM76 259H77V258H76ZM81 259H82V258H81ZM102 259H103V258H102ZM102 259H101V260H102ZM144 259H145V258H144ZM146 259H147V258H146ZM159 259H160V258H159ZM189 259H191V258H189ZM189 259H188V260H189ZM207 259H208V258H207ZM211 259H210V261H211ZM215 259H216V258H215ZM221 259H222V258H221ZM221 259H220V261H221ZM225 259H227V258H225ZM228 259H229V257H228ZM228 259H227V260H228ZM236 259H237V258H236ZM252 259H253V258H252ZM257 259H258V258H257ZM4 260H6V257H5V259H3V261H4ZM14 260H15V259H14ZM14 260H13V261H14ZM35 260H36V259H35ZM39 260H40V259H39ZM69 260H71V259H69ZM69 260H68V261H69ZM84 260H85V259H84ZM107 260H108V259H107ZM115 260H116V259H115ZM162 260H163V259H162ZM185 260H186V259H185ZM238 260H240V258H239ZM1 261H2V260H1ZM6 261H7V260H6ZM21 261H22V260H21ZM44 261H45V260H44ZM46 261H47V260H46ZM49 261H50V260H49ZM89 261H90V259H89ZM92 261H95V259L92 260ZM102 261H103V260H102ZM131 261H132V260H131ZM164 261H166V260H164ZM194 261H195V263H196V260H194ZM208 261H209V260H208ZM223 261H224V260H223ZM229 261H231V260L229 259ZM250 261H252V260H250ZM255 261H256V260H253V262H255ZM15 262H16V261H15ZM31 262H32V260H31ZM47 262H48V261H47ZM58 262H59V260H58ZM60 262H61V261H60ZM84 262H85V261H84ZM96 262H97V261H96ZM119 262H120V261H119ZM161 262H162V261H161ZM172 262H173V261H172ZM189 262H190V260H189ZM192 262H193V261H192ZM221 262H222V261H221ZM232 262H233V261H232ZM234 262H235V261H234ZM240 262H242V261H240ZM240 262H239V263H240ZM259 262H260V261H259ZM1 263H2V262H1ZM3 263H4V262H3ZM9 263H10V262H9ZM13 263H14V262H13ZM26 263H27V262H26ZM29 263H30V262H29ZM45 263H46V262H45ZM56 263H57V261H56ZM62 263H65V261L61 262V264H62ZM71 263H72V261H71ZM75 263H76V262H75ZM78 263H79V262H78ZM78 263H76V264H78ZM92 263H93V262H92ZM97 263H98V262H97ZM115 263H116V262H115ZM130 263H131V262H130ZM134 263H135V262H134ZM162 263H163V262H162ZM193 263H194V262H193ZM224 263H225V262H222V264H224ZM27 264H28V263H27ZM46 264H48V263H46ZM49 264H50V262H49ZM53 264H54V262H53ZM84 264H85V263H84ZM86 264H88V263H86ZM98 264H100V262H99ZM101 264H102V263H101ZM110 264H111V263H110ZM122 264H123V263H122ZM135 264H138V263L136 262ZM142 264H143V263H142ZM148 264H155V263H154V256H152V253H151V256L149 257V263H148ZM158 264H159V263H158ZM211 264H219V263H217V261L215 260L214 262H211ZM220 264H221V263H220ZM225 264H227V263H225ZM230 264H231V263H230ZM237 264H238V262H237ZM241 264H243V263H241ZM249 264H250V263H249ZM252 264H253V263H252ZM255 264H256V263H255Z\"/></svg>","mask_w":264,"mask_h":264}]
</instances>
